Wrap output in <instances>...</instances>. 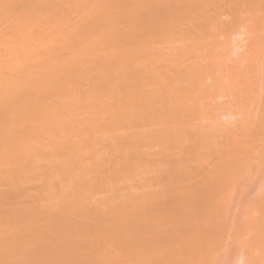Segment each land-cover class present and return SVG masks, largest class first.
<instances>
[{"label": "bare ground", "instance_id": "obj_1", "mask_svg": "<svg viewBox=\"0 0 264 264\" xmlns=\"http://www.w3.org/2000/svg\"><path fill=\"white\" fill-rule=\"evenodd\" d=\"M52 1V0H51ZM51 1H49V0H16L15 2H13V1H6V0H0V12H4L3 13V15H5L6 17H4L5 19L7 18V17H10L11 15L13 16L14 14V12H16L17 11V9H22L23 11H25V14H23L22 15V12H21V16L19 17H17V19L15 20L16 22H18L19 23V21L20 22H22V23H28V21L26 22V20L28 19L29 20V23L28 24H30L29 26L31 27V29L30 28H28L27 29V25L26 24H19V26H17L18 27V29H21L22 30V32L20 33V31H17L18 32V34L17 33H15V36H13L14 38L16 37V39H17V37H19V39H20V41L17 39H15L14 41H12L13 40V38L10 36V33H9V35H7L8 37V39L7 40H9L10 38H12V40L10 39L9 40V43H11L10 41H12V43H14V42H16V43H14V45H16L17 43H18V41H19V43L17 44L18 45V49H17V53H15L16 52V50H15V48H17V45L16 46H12V45H10V47L11 48H9V44L7 43L8 41L6 40V39H4L6 36V34H3L2 33V31H0V42L3 44V46L2 45H0V50L2 49H6L5 51H7V52H5L4 50L2 51V53L0 54L1 56H2V58L3 57H5V59L6 58H9V56H11V58H12V56H18V57H16L17 59H18V61H19V59H21V57L23 58V59H27V57H28V59H29V57H30V61H28L29 63L32 61V58L34 57L35 59H34V62L36 61V58L37 57H40L39 59H40V61L42 60L41 59V57H43V56H41L43 53H44V50H46V52H45V54H46V59H45V57H44V59H45V62L44 61H42V62H44V64L45 63H48V61H50L52 58H54V57H52V55H51V58H50V60H49V55H50V52L52 51V49H51V51H50V48L49 47H51L52 45L54 46V47H52V48H55L56 49V45H54V44H57V43H54V41H56V40H58V39H56L55 40V38H58V37H60L61 36V34L62 33H64V32H62L61 30L62 29H60V28H62L65 24V26H64V28L66 29V27H67V25L68 26H70L71 25V23H70V25H69V22H68V24H67V22H66V19L68 20V15L66 14V15H62L63 14V12L65 11L64 9H62V8H58V5H60L61 4V2L60 1H62V0H60V1H58V2H60V4L59 3H57V1L56 0H54V1H56V3H57V6H56V4L54 5L55 6V9L54 8H51V7H49V5H52V3H51ZM71 1V0H70ZM82 1H85V0H82ZM81 1V2H82ZM87 1V0H86ZM92 2L94 1V0H91ZM91 1H89V2H91ZM96 1H100L98 4H101L100 5V7L101 6H105L107 9H108V5H109V0H96ZM110 1H112V0H110ZM115 1V0H114ZM118 1V0H117ZM126 3L127 2H129V0L128 1H126V0H124ZM131 2H130V5H128L127 4V7H129L128 9H127V7L125 6L126 5V3H124V5H119L120 7H118V4H116L115 2H113V3H115V5L114 4H110L111 6L112 5H114V8L113 7H111L112 9H116L117 7L120 9L121 7L123 8V9H125V7H126V12H129V13H127L126 14V12H122L123 11V9H121L122 11L120 12V15L121 16H119L118 15V17H120V18H118L117 16H116V14H115V12H114V14H115V17H113L114 16V14H113V18L111 17V18H107V19H105V17H107L108 15H106V16H104V8H103V11H101L102 10V8H100L99 7V5H98V7L100 8V13L101 12H103L102 14H99L98 13V7H97V9L95 10V11H97L96 12V14H95V16H98V14L101 16H104V18L101 16V17H96L97 19H95L94 18V22H93V19H92V21L91 22H93L92 23V25H89V24H87L86 22L84 23L83 22V24H81L82 23V21H80L79 20V22L77 21V24H80L79 26L82 28V29H84L83 27H85V30L84 31H86L85 32V34H86V36L87 35H89V37L91 36V33H94L93 31H95V32H100V35L102 36V38H101V36H100V38H99V40H97L96 41V37L94 38V40H92V37H91V39L90 38H88L89 40H92V41H89L88 42V40L87 39H85L86 41L84 42L85 44H84V46H85V49H84V51H86V52H83V50H82V53H85V55H83V54H80L79 53V51L78 50H80V48L78 47L77 49V51H78V53L82 56L83 55V57H87L88 55V57L91 59V57H93L94 56V54H92V52L93 51H96L97 52V54L96 55H99L98 53H100L99 51H97L98 50V48L100 47V50H101V52H103L102 50L105 48L106 50V54H104L105 53V51H104V53L102 54V53H100V54H102L103 56H104V60H98V58H97V60H98V62H97V60L95 59V57H93L95 60V64H94V61H93V68L91 69V70H89L90 68H86V66H84L83 67V65H82V68L78 65L79 63H77V61L73 58V57H71V58H73V59H71V60H74V62L73 61H70V59H64L63 61H62V59H61V57H59V59L62 61L61 63H59V64H54L52 61L54 60V61H56L55 59L56 58H54V59H52L51 61H50V64L51 63H53V65H54V71L53 70H51L52 68L51 67H53V65L52 66H50V68H47V69H42L43 71H42V73H44V72H46V75L45 74H42L41 73V68H43V66L41 67L40 66V64H38V62L39 63H41L38 59H37V63H34V64H32L33 66L36 64V65H39L40 66V68L38 69V68H36V67H33L31 64H29V63H26L27 64V66L25 65V63H24V66H26L27 67V69H28V67L30 66L31 67V71H32V69L34 68V71H36L35 70V68L37 69V71H39L40 73H41V75L39 74V72H37V74H35V76L33 77V72H31L30 71V73H28L29 71H25V73H24V76H23V69H26V68H23L24 66H22L21 64L24 62V60L22 59L21 61H23V62H16V64H17V66L15 65V62H9V63H12L13 65L12 66H10V67H14L13 69H11L10 67H8L7 65H5L7 62H8V60H7V62L3 65V62H5L6 60L5 59H3V62H2V60H1V62H2V64H1V62H0V67H1V69H4V67L6 68H9V69H11L10 70V72L9 73H13V74H10V75H12V76H15L16 75V79H18V77H19V79L21 78L22 79V77H23V79L25 80V79H27V78H29V79H27V80H23L22 79V83L23 82H25V85H27V82L29 81V83H28V86H24V85H22L21 83L20 84H18V82H19V80L17 81V83L16 84H12L13 85V87H12V90H8L9 91V93H11V91H15V89L13 90V88H16V86H17V88H19V89H17L16 91H17V93L16 94H14V99H11L13 96H12V93H11V96H10V94H8L7 93V91H5L8 95L6 96L5 95V98L2 96V98L6 101H4L1 97H0V100H2V101H4L5 103H6V105L8 106V108H9V110L12 112V114H11V116L9 117V114H7L8 115V117H5V115H4V117H5V119L4 118H2L3 120H0V126H1V128H0V130L2 129V127L4 126L5 127V125H7L8 127L9 126H12V124H15V125H17V123H19V124H21V121L24 119L25 120V117H26V114H27V111L28 110H32V108H31V106L33 107V105H36L35 106V109H37L36 107L37 106H39V108H42L43 106H45V105H47V109H46V111H44V109L46 108H44L43 107V109L41 110V109H39V111L40 112H38V114L37 115H39L40 113H42V114H44L45 112H47V113H45L44 115H39V116H37L36 114H35V111H34V117L32 118V119H36V121L34 122V120H29L28 118V116H29V114H28V116H27V119L29 120V121H26V122H28V126H24L25 127V129H26V127H28L26 130H24V129H22V130H24L23 131V133H21V135H20V132H19V134H18V132H17V128L15 129V131H14V133H12L13 131H8V129L9 128H7V131H6V129H5V131H4V129H2V135H4L3 136V138L5 137V139L8 137V136H12V138H10L12 141H10V139L9 138H7V140L9 139V142H8V145L6 144V141H5V144H4V142L3 141H0V143H1V145H0V162L2 161V164H0V167L1 166H4V168L5 167H8V166H6V165H8V163H9V165H15V160L16 159H14L15 158V155H19L20 154V158H23V156L21 157V152H23V151H26L27 149L28 150H30L29 148H30V146H32L33 144H31V142H32V140L34 141V142H36V144H37V146H38V144L39 143H42L41 142V140L42 141H49V139H50V137H52L54 134H57V132H59V131H61L60 133H58V135L56 136V135H54V137L56 136V138L58 139V140H56V138H54V137H52L53 139H55V143L54 144H57L58 142L57 141H59L60 142V140L61 139H63L62 137H61V139L58 137L59 136V134L61 135L63 132H65L64 130L66 129V127H69L70 125H72V124H76V123H74V122H77L78 120L77 119H80V118H77V116H78V114L76 115V113L79 111V110H84V111H87L86 109V106L85 105H88L87 107H89L88 108V110H89V112H86L85 114H84V111H82L83 112V114L86 116H88V113H91L90 112V110L92 111V114L90 115V116H93L95 113V115L94 116H96L97 115V112H98V117L96 116V118H98L97 120L96 119H94L96 122H99L100 121V119H99V116H102V115H104V113H108V114H105L107 117L105 118V120L103 119V116L101 117L102 118V122L103 121H106V122H103V123H99L100 125L99 126H97V125H95V124H97L96 122H95V124L92 122H89L90 120H92V119H85V120H87L88 122L87 123H91V125H93V127H91V126H89V124L87 125L88 126V128L89 129H91V131L90 132H93V134L91 135V139H90V142L92 143V139H93V136H95V134H96V136H97V133L96 132H98L100 129H101V127L100 126H102V124H103V126H107L108 128H107V132L108 131H110L109 130V128H111V129H117L119 126H121L122 127V125H124V123H121V122H125L126 120H125V118H127V117H129L130 118V116L132 115V118H134L133 116L135 115V119H137V118H142V117H144V118H148V120H151V122L149 123L151 126L147 129L146 127V130H147V133L143 136V134L141 135V134H139L140 136H142L143 137V139H142V137H141V141H143V142H141L142 144H144V143H146L144 146L147 148V147H149V151H152L151 150V146H149L150 144H153V142H155V143H157L158 142V144H159V142H161L164 146V148H168V150H170L169 151V154L167 155V157L166 158H164L163 160L165 161V159H168V160H166L167 162H165L164 164H166V165H164V166H169L167 169H166V167H164L163 166V164H162V159H160V158H158V159H155V161H157V160H159L160 161V163L159 164H157V162L155 163V161L154 160H152V158H150V160H152V161H154V162H151L150 160H148V158H149V156H150V154H151V152L150 153H148L149 154V156L147 155V152H146V154L145 155H147L148 156V158L146 157V156H144V161H146L145 160V158H147V160H148V163H147V161H146V163L144 162H142L143 164L142 165H149L150 163H152V164H157V165H152V164H150L151 166H154V167H152V168H150V165L149 166H145L146 167V173H147V176H149V174L151 175V177H152V174H153V177L155 176V174L157 175L156 176V178H149V180H145V182H147V184H149L150 186H147L146 187V185L144 186V188L146 187V188H148V187H152V186H154V187H152V189H153V191H155V189L157 188V189H159V191L157 190V194L158 193H161L160 195H162V193H165V195H167V196H171L172 197V195H176V193H177V195H179V199L181 198L180 196H184V195H186V196H184V197H182V199H184L185 197V199L184 200H181V201H179L178 202V200H177V202L178 203H176V202H174V203H176V205L174 206L173 204H172V206H174V208H176V210H177V212H178V217H179V219L181 218V221L179 220V219H175V218H172V215H173V213H172V215H171V213L170 214H168L169 215V217L166 215V214H164V215H166L167 217H168V219L170 218V215H171V218H172V220L171 221H173V219H175V221H173V222H178V220H179V224L178 223H176L175 225H172V224H174L173 222L172 223H170L172 226H175V228L174 227H172V228H169L171 225H169V222H170V220H169V222H167L166 221V216H164L163 214H162V212H160L161 214H162V216H164L163 217V219L161 220V219H159V220H161V222H163V220L165 219V225H163V224H161V226L163 225V230H165L164 229V227L165 226H167V224H166V222L168 223V228L167 227H165L166 229H170L171 231L173 230V228H174V230H173V233L170 231V236L172 237V238H167V240L169 239V241H166V243H164V242H162V243H158V241L157 242H149V240H148V238H147V241H142V242H140L141 244H139V243H137V244H134V241L132 242V243H130V241L131 240H133V239H131L130 237L132 236L133 237V235H131V234H128V235H126V232L127 233H134V229H135V227H133L132 228V232H128L127 230H130V227L133 225L134 226V223L133 224H131L132 222L131 221H133L132 219H127V220H130V224L128 223V226H126V229H125V235L127 236V237H129V235H131L129 238H127V237H125L126 238V240L125 241H127V239L129 240V239H131L130 241H127V242H129L130 244H128L127 242H125L126 243V245H124V242H120L119 240H120V238L123 236L122 234L124 233L123 231H124V228L123 229H121V225H123V226H125L124 224H122L125 220V218H129V216H131L130 214H128L130 211L132 212V208L129 206L130 204L128 203V201H129V199H128V201H127V206L129 207H127V206H122V207H116V206H118V205H116L115 206V208H113V206H111V208H113V210L111 211V210H109L108 208H110V204H109V207L107 208L108 209V211L110 212V213H106L107 214V216L106 217H104V219L105 218H107L108 216H109V214H111L112 215V217H113V219H112V221L113 222H115V223H118V224H120L119 226V230L121 229L122 230V232H120L119 231V236H120V233H121V237L119 238L118 237V233H117V231L118 230H116V229H118V224L117 225H115L113 222H111V220H109V218L111 219V216L110 217H108L106 220L107 221H110L112 224H114L115 225V228L113 229V225L112 224H110V222H109V224H107V222L106 221H104V220H102V222L104 221V227H102V224H100L101 225V227L102 228H104V230L106 231H104L103 229V231L102 230H100V228L99 227H96V228H98L99 229V231H98V234L99 235H101V236H99L98 234H96L95 236H99V242H100V238H101V240H105L106 238H112V241H114V242H112L110 239H106L107 241H105V243H104V241H102L103 242V244H105V246L107 245V247H108V249L109 250H107V247H105L104 245V247L106 248H104V250L105 251H103V246H102V250L100 251V250H96V252H98V251H100V252H98V254H96V252H92V250H88L87 249V251L89 252V251H91V252H89V253H87V255H86V250L84 251L85 253V255L84 254H82L81 253V251L83 250V249H81V251H80V254H82V255H84L83 257H81V255L79 256L78 255V257L80 258L81 257V259H79V258H77V259H79V260H81L80 261V264L82 263L83 264V262L85 263V264H122L121 262H118V261H120V252L122 253L121 255H123L124 257L123 258H125L126 259V257H129V256H127V254L129 253V255L131 254L133 257H131L130 256V258H132L133 260H131L130 258H128V259H130L132 262H130V264H155V263H153L154 261V258H152V257H154V256H152V257H148V256H151L152 254H153V252H154V255L156 254L157 255V253H159V255L161 254H163V256H161L160 255V259H161V257H163V260H161L160 262H157L158 264H213V263H211V260H212V258L211 257H213L212 255H215V253L213 254L212 252H215V251H213L214 249L216 250V247H215V245L216 246H218L217 248H219V243H220V239L221 238H223L224 236H225V229H224V227H226V225H224V224H227V216H228V214H227V209L228 208H225L224 206L225 205H227V204H225V203H228V197H229V199H230V197H231V195L233 194V190L237 187H235V185H233L232 186V184L234 183V180L236 179V178H238L239 176H241V177H239L238 179H240V180H244L245 178L247 179V177L249 176L250 177V175H251V172L253 171V169H256V170H254V173L255 174H257L258 173V175L260 176V178L262 177V176H264V174H263V170H264V92H263V90H264V77L262 78V79H260V77H262V76H264V75H261L262 74V72H263V74H264V70L262 71L260 68H259V66H261V65H259L258 64V66H251V65H257V63L254 61V59H253V57H252V59L253 60H249V59H251V56H250V58H248V57H245L246 55H242V57L240 56H238L239 58H245L246 60L245 61H247L246 63L244 62V60H243V62L245 63H239L240 61H241V59H239V58H237V61H235L236 60V58H234L231 54H233V53H231L232 52V49H233V52L234 53H237V48H236V51H234V49H235V46L233 45V44H231V42L233 43V41H234V38L235 37H233V36H230V35H234V32H236V30H237V32L239 31L240 32V30H244V27H245V29L248 31L247 33L249 34V35H253L254 37L256 36V32L254 31V28H255V30L257 29L256 28V26L254 25V22H256V20H257V23H258V19L260 20H262L263 21V15H264V0H152L153 1V3L151 2V4H150V6L148 7V6H146L147 7V9L146 8H142V5L139 7L138 5H136V2H135V0H130ZM146 1V0H145ZM164 1H166V2H164ZM79 2V1H78ZM88 2V3H89ZM91 2V3H92ZM134 2H135V4H134ZM138 2H143V1H141V0H137V3ZM48 3H50V4H48ZM85 3H87V2H85ZM93 3H95V2H93ZM97 3V2H96ZM150 3V2H149ZM73 4H75L76 5V3H74L73 2ZM72 4V5H73ZM78 4H81L82 6H80L81 8V10H83V4L82 3H78ZM136 6V8H137V6L139 7V14H140V16H138L139 14H137V16L138 17H140V19L137 17V16H135L136 14H135V11H136V13H137V10H138V8H137V10H134V5ZM34 5H35V7H37L38 8V6H39V8L41 7L43 10L45 9V11H49L50 12V14L49 13H47V12H44L41 8V10L40 11H42L43 12V15H44V13H46V14H49V15H51L52 16V14L53 13H57L56 11H58V15L56 14V16L54 15L53 17H55V19H56V22L58 21V16L59 15H61V16H65L66 18H64V20L62 19V17L60 16V18H61V21L63 22V21H65L64 23H62V22H60V21H58V24H59V22L61 23V24H64L63 26H59V25H57L56 26V24L57 23H55V20H53L54 21V23H53V21H52V23L54 24V26L55 27H57V28H55L54 26H53V24H52V26L54 27V30L52 31L51 30V32H49V31H41V33H40V31L39 32H37V31H35L34 30V32L36 33H40V34H42V33H44V34H42L41 36H40V34L39 35H37V36H39V37H37L36 35H35V33H33L34 35H35V37H37V38H35L33 35H32V30L34 29V28H36L37 26V24L36 23H33L34 21H37V18L38 17H36L37 15H40V14H42V12L40 13V14H38L39 13V11L36 13V15H33L32 14V12H30L31 11V9L32 10H34L33 8H35L34 7ZM74 5V6H75ZM110 5H109V7H110ZM117 5V6H116ZM148 5V4H147ZM24 6V7H23ZM74 6H72V7H74ZM77 6V5H76ZM89 6V5H88ZM97 6V5H96ZM116 6V7H115ZM59 7H61V6H59ZM63 8H64V6H62ZM71 7V6H70ZM71 7V8H72ZM85 7H86V5H85ZM85 7H84V9H85ZM94 7H95V4H94ZM143 7H145V6H143ZM51 8V9H50ZM79 6L77 7V9L75 10V8H74V10L75 11H77V12H75V14L76 13H79ZM135 8V9H136ZM142 8V9H141ZM148 8L150 9V10H148ZM36 9V8H35ZM87 9V8H86ZM88 9H89V7H88ZM92 9H93V7H92ZM16 10V11H15ZM38 10V9H37ZM36 10V11H37ZM64 10V11H63ZM74 10H72V11H74ZM90 10H91V8H90ZM117 10V9H116ZM116 10H114V11H116ZM140 10H141V12H140ZM21 11V10H20ZM19 11V12H20ZM85 11V10H84ZM83 11V12H84ZM113 11V10H112ZM27 12V13H26ZM82 12V13H83ZM92 12H94V10L92 11ZM106 13H107V11H105ZM119 12V10H117V13ZM52 13V14H51ZM66 12H64V14H65ZM91 13V12H90ZM95 13V12H94ZM94 13H92L93 15H94ZM122 13V14H121ZM74 14V15H75ZM86 14V13H85ZM87 14H89V13H87ZM86 14V15H87ZM119 14V13H118ZM129 14V15H128ZM135 14V15H134ZM2 15V16H3ZM33 15V16H32ZM49 15H44V16H49ZM83 15V14H82ZM91 15V14H90ZM124 15V16H123ZM128 15V16H127ZM0 16H1V14H0ZM1 16V17H2ZM11 16V17H12ZM36 17V20L34 19L35 17ZM78 16V15H77ZM92 16V15H91ZM95 16H93V17H95ZM123 16V17H122ZM127 16V17H126ZM260 16H261V18H260ZM0 17V18H1ZM10 17V18H11ZM41 17V19L43 18H45L46 19V17H42V16H40ZM39 17V18H40ZM52 17V18H53ZM75 17V16H74ZM86 17H88V15L86 16ZM93 17H90V18H93ZM136 17H137V19H136ZM4 18H1L0 20L2 21V19H4ZM18 18H19V21H18ZM51 18V17H50ZM49 18V19H50ZM60 18H59V20H60ZM78 18V17H77ZM76 18V19H77ZM81 19H82V17H80ZM89 17H88V19H90ZM263 18V19H262ZM5 19H4V21H5ZM12 19H14V18H12ZM40 19V20H41ZM39 20V21H40ZM47 20V19H46ZM83 20V19H82ZM143 21V22H140V21ZM261 20H260V22H261ZM0 21V23H2ZM4 21H3V23L2 24H4V26H5V23H7V21L9 22V20H8V18H7V20H6V22L4 23ZM11 21V23H13V20H10ZM41 21H44V20H41ZM51 21V20H50ZM84 21H87V19L86 20H84ZM47 22H49V20H47ZM88 22H89V20H88ZM122 22V23H121ZM260 22H259V24H257V23H255L256 25H257V27H258V25H259V27H260ZM121 23V25H123L124 26V24L125 23H127V25L130 23H132V25L134 24V25H138V27H140L139 26V24L141 25V27H142V29H143V31L142 32H140L141 34H139V35H135L136 33L134 32L133 34L134 35H132V34H126V35H124L123 34V32H122V34H121V32H114V30L118 27H116L115 28V26L116 25H119ZM252 23V24H251ZM261 23H263V22H261ZM2 24H0V25H2ZM8 24V23H7ZM6 24V26L5 27H7V26H9V25H7ZM86 24V25H85ZM129 24V25H130ZM186 24V25H185ZM253 26H251V25ZM11 25V24H10ZM23 25V27H21ZM24 25H25V27L26 28H24ZM82 25H84V26H82ZM133 25V26H134ZM16 26V25H15ZM86 26H88L87 28H86ZM126 26V25H125ZM240 26L241 27H243L242 29L240 28ZM21 27V28H20ZM71 27V28H70ZM69 28L71 29V30H73L74 29V27L72 28V26H70ZM79 27V28H80ZM140 27V28H141ZM236 27H238V28H236ZM252 27V28H251ZM1 28H3V27H1ZM59 28V29H58ZM63 28V31L65 30ZM68 28V27H67ZM136 28V27H135ZM235 28V29H234ZM247 28H249V30L247 29ZM251 28V29H250ZM13 29H16V27L15 28H13ZM18 29H16V30H18ZM25 29H26V31H25ZM30 29V30H29ZM55 29H58V30H60V31H57L56 32V35L53 33V32H55L56 30ZM70 29H66L67 31H66V33H64L65 35H62L60 38H61V42L62 43H60V45H62L63 43H64V39H65V37H67V39L70 37H68L66 34H68V35H71V32H70ZM81 29V35H82V33H83V37L85 36L84 35V32H83V30ZM235 31H234V30ZM27 30H28V32H27ZM75 30L76 29H74L73 31H72V35L73 34H75L76 35V32H75ZM118 30V29H117ZM117 30H115V31H117ZM234 32H233V31ZM245 30V31H246ZM251 30L252 31H254L255 33H253L252 34V32H251ZM258 30V29H257ZM68 31H69V33H68ZM80 31V30H79ZM126 31V30H125ZM141 31V30H140ZM15 32V30L13 31V32H11L12 34ZM24 32H27V34L25 33V35H27V36H24L23 34H24ZM50 34H49V33ZM73 32H75V33H73ZM232 32H233V34H232ZM236 32V33H237ZM238 32V34L237 35H239V34H241V32L239 33ZM29 33H31V35L33 36V37H31L30 35H29ZM36 33V34H37ZM46 33V34H45ZM54 34L55 36H51L52 34ZM89 33V34H88ZM102 33L104 34V35H102ZM112 33H113V35H112ZM235 33V34H236ZM259 33V32H258ZM258 33H257V36L255 37V38H258L259 36H258ZM21 34V35H20ZM97 34V33H96ZM44 35L46 36H48V37H44ZM71 35V36H72ZM75 35H73V37L74 38H76L75 37ZM5 36V37H4ZM10 36V37H9ZM20 36L22 37V36H24L25 38H26V40H28L27 39V37L29 38V42L30 41H33L34 43H32V44H34L33 46H32V48H31V46H30V44L28 43V41H26L25 40V38L24 39H22L21 40V38H20ZM30 36V37H29ZM65 36V37H64ZM85 36V37H86ZM4 37V38H3ZM51 38V37H54V38H51V43H49V42H47L48 44H51V46H49V45H47V44H44V46L45 45H47L48 46V48L47 49H44V50H42L43 48V44L41 45V48L39 47H36V45L35 44H38L39 42H37V41H34V40H40V42H41V40L43 39L44 40V38H45V40L46 39H48V38ZM78 37V36H77ZM82 37V38H83ZM93 37H94V35H93ZM110 37H113L114 38V40H112V39H110ZM230 37V38H229ZM49 38V39H50ZM62 38H64V39H62ZM72 38V37H71ZM71 38H69V40H71ZM74 38L72 39L73 41H71V42H77V43H75V44H77L78 45V41H76V40H74ZM227 38H228V40H227ZM4 39V40H3ZM31 39H33V40H31ZM6 40V43L4 44L3 42ZM24 40V41H23ZM42 40V43H45L44 41ZM52 40H54L53 41V43H52ZM66 40V39H65ZM68 40V41H69ZM83 40H84V38H83ZM231 42H230V41ZM3 41V42H2ZM22 41V42H21ZM47 41V40H46ZM67 41V42H68ZM93 41H95V42H93ZM227 41H229V42H227ZM27 42V43H26ZM36 42V43H35ZM56 42H58V41H56ZM59 42H60V40H59ZM98 42H100V44L98 43ZM127 42V43H126ZM227 42V43H226ZM0 43V44H1ZM86 43H89L88 45H86ZM96 43V44H95ZM98 43V44H97ZM128 43H130L129 45H131L130 46V48H128L129 50H126V48H123L125 45L124 44H126V47L128 46L127 44ZM24 44H28L27 45V47H26V45H25V47H24ZM59 44V43H58ZM67 45V43H64V45ZM75 44H73V45H75ZM92 44V45H91ZM164 44H166V45H164ZM223 44H226V47H228L227 45H230L231 47L230 48H228L229 50V52L228 51H224V50H226L227 48L223 45ZM4 45H5V48H4ZM21 45V46H20ZM64 45H62V46H64ZM71 45V43L69 44V46ZM73 45H72V47L71 48H73ZM161 45H164V48H163V50L165 49V46H166V49H167V47H169L168 49H169V51H170V49H171V51L172 52H167L168 51V49L167 50H165V52H167V53H165V54H161L160 52H158V53H160V55H155V52H153V50L152 49H154V51H156V49L155 48H157V51H160V49L162 48L161 47ZM1 46H2V48H1ZM20 46V47H19ZM35 46V47H34ZM37 46H40V43H39V45H37ZM58 46V45H57ZM79 46V45H78ZM225 48H224V47ZM232 46H233V48H232ZM8 47V48H7ZM21 47H24V48H26L25 50H24V52L25 53H27V52H29L28 50H30V52H29V54L28 55H26L24 52L22 53V50L24 49H21ZM46 47V46H45ZM61 47V46H60ZM75 47V46H74ZM101 47H102V49H101ZM104 47V48H103ZM129 47V46H128ZM12 48H14V51H13V49ZM38 48V50H35V49H37ZM65 48V47H64ZM10 49H11V51H10ZM41 49V50H40ZM58 49V48H57ZM68 49V48H67ZM74 49V48H73ZM72 49V50H73ZM97 49V50H96ZM159 49V50H158ZM224 49V50H223ZM21 50V51H20ZM50 52H49V51ZM152 50V51H151ZM163 50H161V52H163L164 53V51ZM231 50V51H230ZM11 53H10V52ZM35 52V54H34V52ZM39 51V52H38ZM42 51V52H41ZM222 51H224V52H222ZM1 52V51H0ZM3 52L4 53H6V54H8L9 53V55L8 56H6L5 54L4 55H2L3 54ZM14 52V53H13ZM18 52L20 53V54H18ZM47 52H49V53H47ZM54 52H60V50L59 51H54L53 50V54L55 55V56H58V55H56ZM95 52V53H96ZM154 54H153V53ZM33 53V54H32ZM40 53H42V54H40ZM51 53V54H52ZM71 53H72V51H71ZM71 53H69L70 55H71ZM94 53V52H93ZM157 53V54H158ZM229 53V54H228ZM25 54V55H24ZM40 55V56H38V55ZM48 54V55H47ZM78 54V55H79ZM91 54H92V56H91ZM223 54L226 56V54H228L226 57L228 58H226L225 56V58H223ZM19 55H23V56H20L19 57ZM31 55H33V56H31ZM35 55H37V57H35ZM44 55V54H43ZM53 55V56H54ZM60 55H61V53H60ZM59 55V56H60ZM70 55H68L69 57H70ZM95 55V56H96ZM219 55H221L220 57H222L221 59H219ZM45 56V55H44ZM47 56H49V57H47ZM63 56V55H62ZM80 56V60H81V57ZM91 56V57H90ZM229 56H230V58H232V59H230L229 58ZM244 56V57H243ZM76 57H78L77 56V54L75 55V58ZM97 57V56H96ZM14 58V57H13ZM12 58V59H13ZM48 58V59H47ZM63 58V57H62ZM93 58H92V60H93ZM100 58H102V57H100ZM139 58V59H138ZM141 58H146V60L147 61H149L148 63H145L146 62V60L145 61H143L144 63H136V60L138 59V61L141 59ZM207 58V59H206ZM233 58H234V62L232 61V64L234 65V66H236V67H234L233 66V68H232V64H230L229 65V63L228 62H230L231 60H233ZM255 58V57H254ZM257 58V57H256ZM1 59V58H0ZM12 59H10V60H12ZM27 59V60H28ZM58 58H57V60H59ZM76 59H79V58H76ZM83 59H86V61H87V58H83ZM225 59V61H227V62H225V61H223V60ZM46 60H48L47 62H46ZM70 61L71 62V64L69 65V68H70V71L67 69L68 67H66V69H62V65H64L65 63H63V62H65V61ZM79 60V61H80ZM207 60V61H206ZM230 60V61H229ZM238 60H239V62H238ZM13 61H14V59H13ZM16 61V60H15ZM26 61V60H25ZM76 61V62H75ZM85 61V62H86ZM206 61V62H205ZM254 61V62H253ZM259 61V60H258ZM27 62V61H26ZM140 62V61H139ZM236 62L238 63L237 65H235L236 64ZM252 62V63H251ZM19 63H21L20 65H19ZM73 63V64H72ZM75 63V64H74ZM77 63V64H76ZM81 63H82V61H81ZM225 63V64H224ZM226 63H228V64H226ZM248 63H250V64H248ZM43 64V63H42ZM41 64V65H42ZM49 64V65H50ZM66 64H68V62H66ZM82 64H84V62L82 63ZM139 64V65H138ZM146 64V65H145ZM240 64H242L241 66H243V69H241V66H239L238 67V65H240ZM2 65H3V67H2ZM10 65V64H9ZM19 65V66H18ZM35 65V66H36ZM48 65V64H47ZM47 65L45 64L44 65V67L46 68L47 67ZM60 65V66H59ZM227 65V66H226ZM251 67H250V66ZM15 66H16V68H18V67H22V69H21V67L18 69V70H20V71H22L21 73H22V75H21V73L19 74V72H18V70H16V68H15ZM64 66H66V65H64ZM68 66V65H67ZM139 66H141L142 68H144V70H145V72H144V74H143V76H139V72H137L136 71V69H137V67H139ZM231 66V67H230ZM245 66V67H244ZM249 66V67H248ZM38 67V66H37ZM56 67V68H55ZM57 67H59V69H61L62 70V72H61V70H59V69H57ZM61 67V68H60ZM230 67V68H229ZM258 69H257V68ZM262 67H263V65H262ZM63 68H65V67H63ZM239 68V69H238ZM247 68H249V70L247 71L248 72V75H247V73H246V70H247ZM251 68H252V70L254 69V70H258V74L260 75V76H258V74H257V71H252L251 70ZM8 69V70H9ZM30 69V68H29ZM55 69H57V70H55ZM158 69V70H157ZM244 69H246V70H244ZM264 69V68H263ZM7 69H6V72L8 71ZM17 71V73H16V71ZM46 70H48V71H46ZM49 70H51V71H53V72H51L50 71V74H48L49 73ZM65 70H68L70 73H63ZM92 70H95L97 73H98V77L96 78V79H93V83H91V87H90V91L88 92L90 95V99L88 100V94L87 93H85V94H87V95H85V94H81V92L82 91H84V89H82V91H81V89L80 88H83V85L80 83V82H82V80L88 75H90V73H91V71ZM5 71V70H4ZM12 71V72H11ZM13 71H15V72H13ZM106 71H111L109 74H111L112 75V77H110L108 74V76L110 77V78H108L107 79V77H106V79L109 81V82H107L106 80H104L103 78H101L103 75H104V73H102V72H106ZM245 71V72H244ZM260 71H262L261 72V74H260ZM6 72L4 73V74H2L3 73V71L1 72L0 71V77H2V78H4V76H5V79H4V81H3V79H1V82L3 83H1L2 84V86L1 87H5V85L8 83H10L11 84V82H13V81H16L14 78V80L12 81L11 79H10V76L9 75H6ZM36 72H34V73H36ZM101 72V73H100ZM244 72V73H243ZM249 72H250V75H249ZM252 72V73H251ZM254 72H256V73H254ZM16 73V74H15ZM32 73V74H31ZM99 73L100 74H102V75H100L99 76ZM108 73V72H107ZM15 74V75H14ZM25 74H31V75H29V77H27ZM39 74V75H38ZM48 74V75H47ZM86 74V76H84ZM134 75L133 77H132V75ZM252 74V75H251ZM254 74V75H253ZM4 75V76H3ZM21 77H20V76ZM106 75V74H105ZM104 75V76H105ZM243 75H245V76H243ZM249 77V80H250V78H252V81L250 80H248V77ZM9 76V77H8ZM37 76V77H36ZM84 76V78H82ZM103 76V77H104ZM124 76H127V78H129V77H131L130 78V80H128L129 82L128 83H125L126 81L125 80H127V79H125L124 78ZM129 76V77H128ZM251 76V77H250ZM257 76H258V78H257ZM6 77H8L9 78V80H11V81H9ZM39 77V78H38ZM122 77V79L125 81V82H123V80H121L120 78ZM247 77V78H246ZM256 77V78H255ZM12 78V77H11ZM102 79V82H100L101 81V79ZM244 78H246V79H244ZM254 78V79H253ZM7 79V80H6ZM82 79V80H81ZM86 79V78H85ZM99 79H100V81H99ZM110 79V80H109ZM119 79L122 81V82H120L119 81ZM255 79H258V80H255ZM78 80H81V81H78ZM103 80H104V83H112L113 85H114V87L115 88H117V89H115V88H113V89H115L116 90V92H114V94L116 93V95L120 98L119 99V101H118V99H117V97L115 96L114 97V99L116 100V102L115 103H117V105L116 104H114L113 102H111V103H113L114 105H116V106H111L110 104V106L112 107H110V110H112L111 112L109 111V107L107 106L108 105V100H107V105H106V103H104V106L102 105L103 104V102H105L106 100H104L103 98L105 97V95H106V93H104L103 94V92L102 91H105V89H106V87H107V83L104 85V83H103ZM205 80V81H204ZM247 80H248V82H247ZM261 80V81H260ZM263 80V81H262ZM9 81V82H8ZM27 81V82H26ZM86 81V80H85ZM84 81V82H85ZM256 81V82H255ZM258 81V82H257ZM4 82H6V83H4ZM20 82H21V80H20ZM79 82V83H78ZM200 82V83H199ZM205 83L204 85H203V83ZM252 82V83H251ZM260 82H261V84H260ZM13 83H15V82H13ZM33 83V84H32ZM196 83H198V84H195ZM251 83V84H250ZM254 83V84H253ZM5 84V85H4ZM9 84V85H10ZM18 84V85H17ZM24 84V83H23ZM74 84H75V86H74ZM81 85V87H80V85ZM109 84V85H110ZM202 84V85H201ZM255 84H256V86H255ZM259 84H260V86H259ZM4 85V86H3ZM20 85H22L21 87H20ZM74 86V87H71V86ZM103 85L105 86V88L103 87ZM194 85H195V87H194ZM208 85V86H207ZM69 86L71 87V88H69ZM90 86V85H89ZM111 86V85H110ZM189 86H192V87H189ZM229 86V87H228ZM256 87V88H253V87ZM257 86H259L258 88H257ZM261 86H262V89H261ZM1 87H0V89H1ZM7 88H8V86H6ZM10 87H11V85H10ZM197 87H200V88H197ZM207 87H209V89L207 88ZM225 87H227V89L228 88H230V91H228ZM22 88V89H21ZM55 88H56V90H57V92H58V94L57 95H59V96H57V98H58V101H53L54 99H53V97H52V94L54 93V94H56V90H55ZM89 88V87H88ZM108 88V87H107ZM189 88V89H188ZM191 88H193V90L191 89ZM201 88H202V90H201ZM204 88H207L206 90L204 89ZM222 88L224 89H226L225 90V92L227 91L228 92V94H227V92H226V94L227 95H229V92H230V97H228L227 96V100H226V97H223L224 96V93H222ZM233 88H235V89H237L236 91L235 90H232ZM241 88V89H240ZM3 89H5V88H3ZM11 89V88H10ZM21 89V90H20ZM140 89V90H139ZM218 89H220L221 91L218 93V97L217 96H215L216 94H217V91H218ZM258 89H260V90H258ZM89 90V89H88ZM107 90V89H106ZM108 90H110L109 88H108ZM107 90V91H108ZM186 90H187V92H186ZM202 91L201 93L199 92V91ZM258 90V91H257ZM81 91V92H80ZM189 91V92H188ZM197 91H198V94H197ZM207 93H206V92ZM232 91H234L233 93H235V94H233L232 93ZM259 92L260 94L258 95V93L257 92ZM2 92H3V90H2ZM2 92L0 93V94H2ZM4 92V93H5ZM84 92H86V91H84ZM110 92H112V89H111V91ZM110 92H108L110 95H111V93ZM194 92V95L195 96H193V93ZM205 92V93H204ZM210 93V95H209V93ZM216 92V93H215ZM253 92V93H252ZM255 92H256V94H255ZM263 92V93H262ZM3 93V94H4ZM83 93V92H82ZM108 93H107V97H105L106 99H110V98H108ZM189 93V94H188ZM203 93V94H202ZM223 94V98H225V100H226V102H228V101H230V102H228V103H231L230 105L231 106H227V104L228 103H225V101H224V99L222 98V100L220 99L219 100V94ZM262 93V94H261ZM81 94V95H80ZM92 94V95H91ZM136 94V95H135ZM189 95L188 97H186L185 98V96L186 95ZM191 94H192V96H191ZM201 94V95H200ZM204 94H206L208 97H206ZM215 94V95H214ZM225 94V95H226ZM252 94H254V96L252 95ZM16 95V96H15ZM82 95H84L85 96V98L88 100V102L87 101H85V103H88V104H83V103H79V101L82 99L83 100V96ZM112 95H113V93H112ZM198 95V96H197ZM200 95V96H199ZM251 95H252V98H251ZM114 96V95H113ZM112 96V97H113ZM200 99V101H199V99L197 98V97ZM216 97V98H214V97ZM258 96V97H257ZM17 97H19V98H17ZM83 97V98H82ZM103 97V98H102ZM192 98V100H193V102H194V100H196L195 101V103H197V104H193L190 100H188L189 98ZM201 97H202V99H201ZM203 97L205 98V100L203 99ZM213 97V98H212ZM15 98L17 99V101L15 100ZM53 100H52V99ZM55 99H57L56 97H54ZM84 98V100H86ZM188 98V99H187ZM220 98H221V96H220ZM230 98V100H228ZM231 98H232V101H231ZM52 100L53 102H56L57 104L55 105V103H47V102H52V101H49V100ZM69 99H72V100H69ZM112 99V98H111ZM206 99H209V100H211L212 101V99H214V101L216 102L217 101V103H214L213 104V106L211 105L212 103L210 102L209 103V100H206ZM218 99V100H217ZM74 100H78L77 102L76 101H74ZM83 100V101H84ZM96 100L98 101V102H101L102 100H104V101H102V104L100 103H95V104H98V105H102L103 107H102V109L100 110V111H102L103 112V114L102 115H99L100 114V111L99 110H97V109H94V108H92V107H95L96 108V105L94 106V103L92 104V101L94 102H96ZM100 100V101H99ZM114 100V101H115ZM188 100V101H187ZM234 100V101H233ZM60 101V102H59ZM68 101V102H67ZM73 101V102H72ZM118 101V102H117ZM190 101V102H189ZM214 101H212V102H214ZM221 101V102H220ZM67 102V103H66ZM77 103V105L81 108V109H79V107H76L77 105L75 104V103ZM89 102H91L90 104H92V106H90V104H89ZM222 103V104H220V103ZM233 102V103H232ZM237 102V103H236ZM58 103H59V105H58ZM61 103H63V105H61ZM70 107V109H72V108H74L72 111H73V113L75 114V115H72L73 113H72V111L70 110V109H68L69 107H67V105ZM73 103V104H72ZM79 103V104H78ZM236 103V104H235ZM0 104H1V102H0ZM3 104L4 103H2L0 106H2L3 107ZM53 104V105H52ZM70 104V105H69ZM80 104H82V105H80ZM211 105L212 106V109H214V107H216L215 109H218V111L220 112V114H217L216 112H215V114H212L214 111L211 109V107L209 108V107H207L206 109H210V111H213L211 114L209 113V115H208V117H207V114H206V116H204L205 115V113H203L202 111H204V112H206L205 111V105ZM221 106H224L225 104H226V106L227 107H229V111H230V113L231 114H234V118H237V119H234V120H236L235 122L233 121L232 123H234V125L233 124H231L230 122L232 121V116H230V118L229 119H227L228 121L230 120V122H227L226 121V119L224 118H222V116H223V114H224V116H226V113H229V112H226L225 113V111H226V107L224 106V110L223 111H220L219 109L221 108L220 107V105ZM5 105V104H4ZM19 105V106H18ZM40 105L42 106V107H40ZM49 105V106H48ZM51 105V106H50ZM55 105V106H54ZM66 105V106H65ZM71 105H73L72 106V108H71ZM74 105H76V106H74ZM97 105V106H98ZM105 105H106V107H105ZM157 105H162V106H160V107H156ZM199 105H200V107H202L201 108V110L202 111H200V109L198 108L199 107ZM202 105V106H201ZM209 105V106H210ZM215 105V106H214ZM216 105H218V106H216ZM232 105H234V107H236V105L237 106H239V107H236V109L232 106ZM241 105V106H240ZM6 106V107H7ZM58 106V107H57ZM243 106V107H242ZM1 107V108H2ZM6 107H4L3 108V110H5V112L8 110V108H7V110H6ZM55 107V108H54ZM61 107H62V109H61ZM64 107H65V109L67 110V111H69V112H67V111H65V109H64ZM101 107V106H100ZM218 107V108H217ZM220 107V108H219ZM230 107H232V108H230ZM242 107V109L243 110H241L240 108ZM1 108H0V111H1ZM28 108H30V109H28ZM91 108V109H90ZM105 108L106 109H108V112L105 110ZM246 108H250V110H247ZM251 108H252V111H251ZM50 110V114H52V117H51V115L49 114V110ZM59 109V110H58ZM75 109H79V110H76V111H74ZM204 109V110H203ZM233 109H235L234 110V112H233ZM240 109V110H239ZM3 110L1 111V113L3 112ZM8 110V111H9ZM30 110V111H31ZM38 110V109H37ZM48 110V111H47ZM94 110H97L96 112L94 111ZM104 110H105V112H104ZM228 110V109H227ZM231 110H232V112H231ZM240 111V112H235V111ZM8 111H7V113H8ZM9 111V112H10ZM44 111V112H43ZM52 111V112H51ZM71 111V112H70ZM81 111H79V112H81ZM209 111V112H210ZM216 111V110H215ZM217 111V112H218ZM244 111V112H243ZM250 111V112H249ZM29 112V111H28ZM93 112H95L94 114H93ZM243 112V113H242ZM31 113H32V111H31ZM65 115H67L68 114V116H66L67 117V119H65V116H64V114ZM207 113V112H206ZM223 113V114H222ZM238 113H241L240 115L238 114ZM248 113V114H247ZM6 114V113H5ZM48 114V115H47ZM82 114V115H83ZM218 115V116H216L217 118H219L220 116V118H222L221 120H225L227 123H230L229 125H230V127H229V125L227 124V123H225V122H223V121H220L221 123H219V122H217L218 120L216 119V117H213V115L215 116V115ZM222 114V115H221ZM236 114V115H235ZM244 114V115H243ZM6 115V116H7ZM33 115V114H32ZM46 115V116H45ZM81 115V116H82ZM230 115V114H229ZM1 116V115H0ZM43 116V117H42ZM45 116V117H44ZM54 116V117H53ZM73 116H75V119L73 118ZM79 116H80V113H79ZM78 116V117H79ZM84 116V117H85ZM93 116V117H94ZM209 116H210V118H209ZM212 116V117H211ZM1 117H3V116H1ZM0 117V118H1ZM36 117V118H35ZM72 117V120L71 119H69V118H71ZM207 117V118H206ZM40 118H43V119H40ZM77 118V119H76ZM85 118H88V117H85ZM124 118V119H123ZM131 118V120L129 119V122L130 123H132V120L133 121H136V120H134V119H132ZM140 118V119H141ZM212 118H215V119H212ZM70 120V121H72V123L70 122V121H66V122H64L65 120ZM82 119V118H81ZM84 119V118H83ZM124 121H123V120ZM140 119H138V120H140ZM208 119H210V120H208ZM24 120L22 121V122H24ZM52 122L53 120H54V123H58L57 124V126H56V124H54V123H51L50 121ZM84 120V121H85ZM93 120V121H94ZM137 120V121H138ZM142 120V119H141ZM144 120V119H143ZM142 120V121H143ZM147 120V119H146ZM220 120V119H219ZM2 121V122H1ZM63 123H62V122ZM32 122V123H31ZM50 122V123H49ZM81 122H83V120L81 121ZM127 122L128 121H126V126H127V128H129V126H131L130 124H129V122H128V124H129V126L127 125ZM138 122H140V121H138ZM148 122V121H147ZM78 123H80V120L78 121ZM85 123V122H84ZM84 123H82V124H84ZM106 123H107V125H106ZM143 124H144V122H142ZM142 123H141V125H142ZM217 123H218V125H224V123H225V127H222V126H217ZM10 124V125H9ZM48 124H50L49 126H51V124H53L52 126L53 127H49V126H46V125H48ZM61 124H63L62 126H61ZM67 124H70V125H67ZM82 124L81 125H79V126H82ZM133 124V127L131 126L130 128H133L132 130H133V132H135V131H141L140 130V128H141V125H137V126H139V127H136V128H139V129H136V128H134V124L136 125L137 124V122H133L132 123ZM23 125V124H22ZM64 125H66V126H64ZM77 125V124H76ZM147 125V124H146ZM226 125H228V126H226ZM231 125H233V126H231ZM56 127V129L58 130H56L55 129V127ZM75 126V125H74ZM74 126H70V128L71 127H74ZM84 126V125H83ZM86 126V127H87ZM125 126V127H126ZM143 126H145V124L143 125ZM3 127V128H4ZM13 127H15V126H13ZM19 127H21V126H19ZM23 127V128H24ZM48 128V130L50 129L51 130V132H52V130L53 131H55L56 133H54L53 132V134L51 135V133H50V136H48V134H49V131L47 132L46 131V129ZM60 127V128H59ZM77 128H79L78 126H76ZM104 127V128H105ZM120 127V128H121ZM124 127V126H123ZM220 129H219V128ZM221 127H222V129H221ZM52 128H54V129H52ZM70 128H67L66 129V132L65 133H68V135L65 137V138H67L69 135H70V132H69V130L68 129H70ZM119 128V129H120ZM129 128V129H130ZM11 129H12V127H11ZM20 129V130H21ZM45 129V130H44ZM76 129V128H75ZM75 129H72V131L74 130V131H76ZM80 129H82V127L80 128ZM103 129V128H102ZM119 129H117V130H115V131H118ZM124 129L125 128H123V131H124ZM129 129H126L125 131L126 132H129V131H127V130H129ZM134 129H135V131H134ZM141 129H143V128H141ZM19 130V131H20ZM87 130V131H88ZM105 131H106V129H104ZM122 130V129H121ZM132 130H130V131H132ZM146 130L144 131V132H146ZM3 131L5 132V133H3ZM43 131H44V133H43ZM45 131H46V134H47V138H48V140H44V139H46V138H44V137H46V134H45ZM63 131V132H62ZM68 131V132H67ZM71 131V130H70ZM101 132L103 131V130H100ZM99 131V132H100ZM114 131V132H115ZM123 131H119L120 132V134H121V132H122V134H124L123 133ZM7 132H9V134L7 133ZM12 133V135H10L11 133ZM79 132V131H78ZM81 132H84L83 131V129H82V131ZM90 132H88L89 134V136H88V139H89V137H90ZM101 132H100V134H98L99 135V137L98 138H96V136H95V138H96V140L98 139L99 140V138L101 137ZM112 133H113V131H111ZM111 132H110V134H111ZM142 132V131H141ZM143 132V133H144ZM0 133V134H1ZM17 133V134H16ZM43 133V134H42ZM74 134H75V136H76V133L75 132H73ZM73 133L71 134V136H69L70 137V139H71V137L73 136ZM106 133V132H105ZM131 133V132H130ZM41 134V135H40ZM45 134V136L43 137L42 135H44ZM83 134H86V132L85 133H83ZM117 134V133H116ZM119 134V135H120ZM121 134V135H122ZM126 134V133H125ZM124 134V135H125ZM133 134V133H132ZM131 134V135H132ZM5 135H8L7 137L5 136ZM18 135V137H16V136ZM21 137H20V136ZM63 135V137H64V133L62 134ZM79 135H80V132H79ZM78 135V136H79ZM130 135V136H131ZM138 135V136H139ZM1 136V135H0ZM39 136V137H38ZM77 136V137H78ZM84 136V135H83ZM83 136H80V137H82V138H84ZM103 138H105V135H104V133H103ZM106 136H107V134H106ZM128 136V135H127ZM224 136V137H223ZM36 137H38V138H36ZM74 137V136H73ZM77 137H76V140H77ZM85 137H87V135H85ZM121 137V136H120ZM124 137H126V136H124ZM207 138V141H208V143L204 140V138ZM40 138H42V139H40ZM44 138V139H43ZM117 138V137H116ZM122 138V137H121ZM137 138V137H136ZM135 138V139H136ZM191 139V138H194V140L193 139H191V141H190V143H188L187 142V140L188 139ZM202 138H203V141H205V142H203V141H201L202 140ZM209 138V139H208ZM214 138L215 139V141L214 140H212V139ZM216 138H218L217 139V141H216ZM223 138H226L224 141L226 142V143H224V141L222 140ZM0 139H2V137L0 138ZM21 139V140H20ZM38 139H39V141H38ZM69 139V138H68ZM67 139V141L68 142H70V140H68ZM75 139V138H74ZM78 139H80L81 141H83L81 138H79L78 137ZM101 139H102V137H101ZM106 139V138H105ZM126 139V138H125ZM124 139V140H125ZM130 139V138H129ZM134 139V140H135ZM139 139V138H138ZM221 139V140H220ZM18 140H20V141H18ZM64 140H66V139H64ZM64 140H63V142H64ZM75 140V141H76ZM80 140H78V141H80ZM85 140V139H84ZM87 140V139H86ZM94 140V139H93ZM121 140H123V139H121ZM123 140V141H124ZM22 141H23V143H22ZM30 141V142H29ZM37 141L39 142V143H37ZM50 141H52V139L50 140ZM49 141V142H50ZM75 141H73V142H75ZM77 141V142H78ZM81 141L79 142V143H81ZM106 141V140H105ZM123 141H121V143L123 142ZM126 141H127V143H128V140L126 139ZM126 141H124V142H126ZM137 141V140H136ZM139 141V140H138ZM138 141L136 142V143H134L135 141H133L132 142V144L134 143V145L133 146H135L136 145V147H134L137 151H138V148L139 147H141V145L138 143ZM223 141V142H222ZM28 142V143H27ZM54 142V141H53ZM63 142L61 141V145H60V148L62 147V145H64L63 144ZM66 142V141H65ZM99 142V141H98ZM101 142V141H100ZM109 142H110V140H109ZM112 142V141H111ZM130 143H131V141H129ZM19 143H21V144H19ZM25 143V144H24ZM33 143V142H32ZM67 143V142H66ZM87 143V142H86ZM93 143H96V145H97V142L95 141H93ZM102 143V142H101ZM100 143V144H101ZM120 143V144H121ZM129 143V144H130ZM154 143V144H155ZM160 143V144H161ZM202 143H206L205 145H203ZM219 143V144H218ZM28 144V145H27ZM49 144V143H48ZM51 144V143H50ZM59 144V143H58ZM58 144H57V149H58V152H59V154L61 153V152H63V153H61V154H65L64 153V151H62V149L59 151V149L60 148H58ZM72 144H74V147H75V145H78V143H72ZM99 144V143H98ZM103 144V143H102ZM106 144V143H105ZM104 144V145H105ZM109 144V143H108ZM120 144H118L119 146H120ZM126 144V143H125ZM139 144V145H138ZM161 144V145H162ZM218 144V145H217ZM223 144H225V145H223ZM5 145H7V146H5ZM25 145H27L28 146V148H26V146ZM66 145V144H65ZM65 145L63 146V148H64V150H65ZM138 145V146H137ZM156 145V144H155ZM155 145H152V147L153 146H155ZM19 146H20V148H22L23 150H21V149H19V151L16 153V152H14L15 150L17 151V149L16 148H19ZM22 146V147H21ZM35 146V145H34ZM34 146H32V147H34ZM41 146H42V144L41 145H39V149H42V150H37L36 149V151L35 152H38V151H42V153L41 152H39V155L41 154V156H42V154H43V156H45L44 154L45 153H43L44 151H43V149H46L47 148V142L45 143V145H43L42 146V148H41ZM52 146H53V144H52ZM81 146H82V144H81ZM81 146H76V147H81ZM83 146L84 147H88V146H86V144L84 145V143H83ZM90 146V145H89ZM108 146V145H107ZM133 146L131 147V145H129V147H131L132 148V151H133ZM204 146H207L206 148H204ZM23 147H25V148H23ZM45 147V148H44ZM55 147V146H54ZM69 147H70V144H69ZM73 147V146H72ZM74 147H73V150H74ZM93 147V146H92ZM97 147H99V146H97ZM109 148H110V145L108 146ZM112 147H113V145H112ZM160 147V146H159ZM158 147V148H159ZM183 147V148H182ZM6 148H8V149H6ZM37 148V147H36ZM68 148V147H67ZM71 148V147H70ZM95 148H96V146H95ZM116 148H118V146H116ZM123 148V147H122ZM127 148V147H126ZM142 148H144V147H141V149H140V151H142ZM154 148V147H153ZM164 148H162V150L164 149ZM10 149V150H9ZM26 149V150H25ZM34 149H35V147H34ZM47 149H49V148H47ZM52 149V148H51ZM57 149H55L56 151H57ZM76 150H78V148H75ZM84 149V148H83ZM106 149V148H105ZM119 149V148H118ZM177 149V150H176ZM8 150V151H7ZM67 150V149H66ZM65 150V151H66ZM76 150H74V152L76 151ZM79 150H81L80 148H79ZM85 150V149H84ZM94 150V149H93ZM113 150V149H112ZM124 150V149H123ZM135 150V151H136ZM144 150V149H143ZM147 150H148V148H147ZM146 149L144 150V151H147ZM156 150H158V149H155V151ZM159 150H161V147H160V149ZM176 150V151H175ZM5 151V152H4ZM6 151H7V154H8V152H9V154L8 155H10V156H8L9 158H6V156H7V154H6V156H4L5 155V153H6ZM85 151H88V150H85ZM102 151V150H101ZM108 151V150H107ZM118 151V150H117ZM116 150H114V152H117ZM126 151V150H125ZM131 151V150H130ZM135 151H133V152H135ZM167 151V150H166ZM165 151V152H166ZM2 152H4V153H2ZM14 152V153H13ZM28 152L29 151H27V152H23V154L25 155L26 153V155H28ZM34 152V151H33ZM46 152H48L47 150H46ZM69 152L70 151H68L67 150V153L68 154H65V157H67L68 159L70 158L71 159V157H70V154H71V156L73 157V155H72V153H70L69 154ZM72 152V151H71ZM74 152H73V154H74ZM89 152V151H88ZM88 152H86V153H88ZM91 152V151H90ZM93 152V151H92ZM111 152V151H110ZM132 152V153H133ZM152 152H154V151H152ZM157 152V151H156ZM163 152V151H162ZM161 152V154H163ZM248 152V153H247ZM2 153V154H1ZM50 154H51V152H49ZM76 153H80V152H78V151H76L75 152V154ZM125 153V152H124ZM124 153H122L123 155H124ZM126 153H128V152H126ZM131 153V154H132ZM137 153H139V152H137ZM137 153H134V154H137ZM143 153V152H142ZM145 153V152H144ZM158 153V152H157ZM160 153V152H159ZM250 153V154H249ZM12 154L14 155V157H12ZM22 154V155H23ZM29 154H32V153H29ZM34 154V153H33ZM47 154V153H46ZM58 154V153H57ZM60 154V155H61ZM81 154V153H80ZM85 154V153H84ZM99 154V153H98ZM101 154H103V153H101ZM108 154V153H107ZM120 154V153H119ZM141 154V153H140ZM154 154V153H153ZM152 154V156L151 157H153L154 155ZM165 154V153H164ZM175 154V155H174ZM176 154H177V156H176ZM240 154H242L241 156L242 157H240ZM244 154V155H243ZM37 155H38V153H37ZM39 155H38V157H39ZM53 155V154H52ZM60 155L58 156V155H56V161H55V163L54 164H56L57 163V159L60 157ZM61 156V157H63L62 158V160L64 159V156ZM78 155V154H77ZM76 155V156H77ZM82 155V154H81ZM81 155H79V156H81ZM86 155H90V154H86ZM95 155H97V154H95ZM109 155V154H108ZM107 155V156H108ZM112 155H113V153H112ZM128 155V154H127ZM138 155V154H137ZM142 155V154H141ZM158 155V154H157ZM178 155H182V157H180V156H178ZM245 155H248L249 157V159L247 158V156H245ZM251 155V156H250ZM29 156V155H28ZM36 156V155H35ZM40 156V157H41ZM43 156H42V158H43ZM51 156V155H50ZM75 156V155H74ZM98 156V155H97ZM104 156H105V154H104ZM139 157H141L140 155H138ZM143 156V155H142ZM161 156V155H160ZM171 156H173V158L171 157ZM3 157V158H2ZM4 157H5V162L7 163L6 165H5V163H4V161H3V159H4ZM10 157H12V158H10ZM19 157H16V158H18L19 159ZM24 157H26V156H24ZM61 157L59 158V159H61ZM78 157V156H77ZM84 157H86L85 155H84ZM93 157V156H92ZM95 157V156H94ZM93 157V158H94ZM122 157V156H121ZM129 157V156H128ZM134 157V158H133ZM135 157H136V155L135 156H131V159H130V161L131 160H135ZM176 157H178V158H176ZM180 157V158H179ZM31 158H33V157H31ZM75 158V157H74ZM88 159H89V157H87ZM92 158V159H93ZM108 158V157H107ZM126 158V157H125ZM137 158V157H136ZM161 158H163L162 156H161ZM174 159L175 158V162L174 161H172L171 159ZM26 159V158H25ZM24 159V160H25ZM28 159H29V157H28ZM36 159V158H35ZM43 159H45V158H43ZM48 159H49V157H48ZM47 159V160H48ZM51 159V158H50ZM66 159V158H65ZM64 159V160H65ZM68 159H66V160H68ZM78 159H79V157H78ZM82 159V158H81ZM87 159V160H88ZM88 160V162H86L87 160H84L87 164L89 163L90 164V162H91V164H90V166L92 165V167L93 166H95V167H99L100 169H101V165H103V164H101L100 165V163L98 162V158H95L94 159V161L93 160ZM105 159V158H104ZM122 158H120V160H121ZM138 159H140V158H137L136 160H135V163L136 164H138L139 162H140V160H138ZM177 159H179V160H177ZM252 159H254V163H251L252 162ZM10 160V162L12 161V163L10 164V162H8ZM22 161H23V159H21ZM34 160V159H33ZM42 160V159H41ZM40 159H39V161H41ZM46 160V159H45ZM45 160H43L44 161V163L46 164V162H45ZM52 160V159H51ZM54 160V159H53ZM75 160V159H74ZM99 160L101 161V159L99 158ZM103 160V159H102ZM108 160H110V159H108ZM117 160V159H116ZM122 160H124V159H122ZM143 160V158H141V161ZM169 160H171L172 161V164L171 165H169ZM177 160V161H176ZM28 161V160H27ZM36 162H39L38 161V158L35 160ZM59 162H60V160H58ZM70 161V163L69 164H71L72 162L71 161H73V159H71V160H69ZM83 161V160H82ZM82 161L80 160L79 161V165L78 166H80L79 168H81L82 166L84 167V165H85V162H84V164H82ZM90 161V162H89ZM92 161H93V163L95 164V165H93L92 164ZM110 161H112V160H110ZM115 160H113V162H114ZM163 161V162H164ZM170 161V162H171ZM24 162V161H23ZM32 162V161H31ZM30 162V163H31ZM51 162V161H50ZM62 162V161H61ZM68 161H63L62 163H67ZM74 162V161H73ZM76 162V161H75ZM77 162H78V160H77ZM81 162V163H80ZM112 162V163H113ZM119 162V161H118ZM134 161H132L131 163H133ZM138 162V163H137ZM252 164H250V163ZM20 163H21V161H20ZM25 163H26V161H25ZM42 163V162H41ZM61 163V166L63 165V167H62V169L64 168H66L67 169V171L69 170L67 167H64V166H66V165H64V164H62ZM96 163H98L97 164V166H96ZM102 163V162H101ZM104 163V162H103ZM110 163V162H109ZM111 163V164H112ZM135 163H133V165L134 166H136L137 168L138 167H143V166H140V165H136ZM141 163V162H140ZM27 164V163H26ZM29 164V163H28ZM36 164H38V163H35V165ZM44 164V165H45ZM48 164H49V162H48ZM54 164H53V166H54ZM81 164V165H80ZM87 164L85 165L86 167H88L87 166ZM105 164H107V163H105ZM120 164V163H119ZM122 164H124V163H122ZM250 164V165H249ZM22 165H23V163H22ZM39 165V164H38ZM43 164H40V166H42ZM52 165V164H51ZM60 165V164H59ZM76 165V164H75ZM100 165V166H99ZM116 165H117V163H116ZM133 165H131V167L133 166ZM248 165V166H247ZM17 166H19V165H17ZM24 166V165H23ZM23 166H22V168H23ZM30 166V165H29ZM29 166H26V167H29ZM38 167V168H42V167ZM47 166V165H46ZM74 166V164L71 166V167H73ZM106 166V165H105ZM111 166V165H110ZM115 166V165H114ZM118 166V165H117ZM116 166V167H117ZM250 166V167H249ZM32 169H34L33 168V165L32 166H30ZM57 167H59V166H57ZM83 167H82V169H83ZM93 168V174H94V176L96 175V177L95 178H93L94 176H92L91 177V175H90V177L89 178H93V179H91L92 180V182H90L91 180H89L88 181V179H87V182H89V183H87L85 180H84V178L82 177V179L86 182L85 184H87L86 185V187L88 186H90L91 184H92V186H90L88 189L87 188H84L85 187V184H84V187L82 186L83 185V180H81L82 181V183H81V181H80V177L78 176V172L75 174V176H78L77 178L73 175V168H72V172H71V170H70V172L72 173V175H70V177L72 176V178L74 179V177H75V182H74V180H72L71 181V179L70 178H68V180H66V182H62V181H65V180H59L58 182H62V183H65V185H66V183H68V184H71V182L72 183H74V184H71L72 186L73 185H75V183L76 184H78L77 182V180L76 179H78L79 178V181H80V183L79 184H82V185H79L81 188H83V189H81V191H84L85 189L86 190H88L87 192H83L84 194L85 193H87V195L88 194H91V195H93L94 193H96V194H98L99 192L98 191H100V190H98V189H100L101 187L100 186H102L101 185V183H103L102 181L104 180V178L105 177H101V178H103V180H100L101 178L99 177L100 175H102V176H105V171L103 172V171H97V169L98 168ZM104 167V166H103ZM122 167V166H121ZM128 167V166H127ZM130 167V166H129ZM135 167V168H136ZM145 167H143V169H140V172L142 173V171H143V174H144V169H145ZM248 167L250 168V169H248ZM2 168V167H1ZM10 168V170H11V168H12V166L11 167H8V169ZM20 168V167H19ZM18 168V169H19ZM31 168H30V170H31ZM44 168L46 169V167L44 166ZM49 168V167H48ZM85 168V167H84ZM118 169H116V171L118 172V174L117 173H113V175L115 174L116 176L115 177H118V176H120V173L123 171V169L121 170L119 167H117ZM260 170H259V169ZM6 169V168H5ZM4 169V170H5ZM7 169V171L8 172H10L9 170ZM14 169H15V167H14ZM25 169V168H24ZM66 169H65V172H67L66 171ZM78 169V168H77ZM86 170H87V168H85ZM90 169H89V171H87V172H84V171H86V170H82V172L83 173H88V172H90L91 173V171H90ZM96 169V170H95ZM104 169V168H103ZM111 169V168H110ZM133 169V168H132ZM257 169H258V172L256 173V171H257ZM2 170V169H1ZM0 170V171H1ZM13 170V169H12ZM20 170V169H19ZM39 170V169H38ZM49 170H50V168H49ZM58 170H60L59 168H58ZM57 170V171H58ZM79 170V169H78ZM113 170H115V167H113L112 168V170L110 171L111 173L113 172ZM118 170H120V172L118 171ZM137 170V169H136ZM139 170V169H138ZM248 170H250V171H248ZM252 170V171H251ZM261 170H262V174H261ZM25 172H26V170H24ZM32 171H35V170H32ZM41 171H43V169H41ZM46 171V170H45ZM47 171H48V169H47ZM53 171V170H52ZM97 171V172H96ZM108 171V172H109ZM124 171H125V168H124ZM124 171H123V173H124ZM154 171V172H153ZM28 172V171H27ZM39 172H40V170H39ZM59 172H62V171H59ZM65 172H63V175L64 174H66ZM81 172V169H80V174L82 173ZM115 172V171H114ZM126 172V171H125ZM128 172H130L129 170H128ZM245 172H249L248 174L247 173H245ZM259 172H260V174H259ZM1 174H2V171L0 172ZM5 173H7V172H5L4 171V176H5ZM15 173H16V171L15 170H13V180L15 179L16 180V176L17 177H20L21 176V174H17L16 173V175H15ZM22 173V172H21ZM29 173H30V171H29ZM36 173V172H35ZM35 173H33L32 172V174H34L35 175ZM68 173V172H67ZM70 173V174H71ZM96 173V174H95ZM99 173H103V174H100V175H97V174H99ZM122 173V174H123ZM136 173V172H135ZM140 173V174H141ZM146 173L144 174V175H142L143 177L146 175ZM155 173V174H154ZM247 175V176H245V174ZM253 172H252V175L254 174ZM23 174V173H22ZM40 174V173H39ZM38 174V175H39ZM46 174H47V172H46ZM52 174H54V173H52ZM57 174V173H56ZM62 173H58L57 175H61ZM92 174V173H91ZM92 174V175H93ZM108 174V173H107ZM106 174V179H108V182L110 183L112 180H113V178H114V180H115V177H113L112 175H111V178L110 177H107L108 175ZM127 174V173H126ZM125 173H124V175H126ZM131 173H129V175H130ZM137 174H139V171L137 172ZM139 174V175H140ZM243 174H244V177H243ZM254 174V175H255ZM20 175V176H19ZM24 175V174H23ZM22 175V176H23ZM28 175V174H27ZM31 175V174H30ZM110 175V174H109ZM123 175V176H124ZM134 175V174H133ZM138 175V176H139ZM141 175L139 176L140 177V179H141ZM199 175V176H198ZM262 175V176H261ZM0 176H2L3 177V174L2 175H0ZM15 176V177H14ZM49 176V175H48ZM50 176H51V174H50ZM49 176V178H51L53 181L54 180H56V179H53L52 177H50ZM54 176V175H53ZM67 176V175H66ZM65 176V177H66ZM81 176H83V174H81ZM85 176H87L88 177V175H86L85 174ZM84 176V177H85ZM122 176V175H121ZM131 176H132V174H131ZM131 176H129V177H127V176H124V178H127L128 180H126V182H129V184L130 183H132L133 184V180H131V179H133V178H131ZM147 176H146V178H147ZM7 177H9L8 175H7ZM28 177H30V176H28ZM33 177V176H32ZM41 177V176H40ZM39 177V178H40ZM46 177V176H45ZM45 177H43V180H44V178ZM87 177H85V178H87ZM135 177H136V175H135ZM139 177H136V178H139ZM199 177V178H198ZM248 177V178H249ZM1 178V177H0ZM12 178H11V180H12ZM25 178V177H24ZM24 178H22V179H24ZM38 177L36 178L37 180L39 179ZM54 178H57V180H58V177H54ZM62 178H63V176H62ZM98 178H100L99 180H97ZM109 178H110V181H109ZM119 179H120V177H118ZM122 178V177H121ZM129 178H131V179H129ZM145 178V179H146ZM183 178H186V179H183ZM244 178V179H243ZM263 178V177H262ZM6 179V178H5ZM67 179V178H66ZM117 179V178H116ZM139 179V180H140ZM143 179V178H142ZM151 179V180H150ZM264 179V178H263ZM7 180V179H6ZM13 180H12V182H13ZM14 180V181H15ZM35 180V179H34ZM36 180V181H37ZM40 180V179H39ZM42 180V181H43ZM45 180H49L48 178L47 179H45ZM121 180V179H120ZM120 180L118 181V179H117V181H118V183L120 184ZM125 180H122V181H125ZM33 181V180H32ZM68 181V182H67ZM77 181V182H76ZM96 181V182H95ZM106 181V180H105ZM104 181V182H105ZM116 181V180H115ZM134 181H136L137 182V180H134ZM141 181V180H140ZM245 181V180H244ZM243 181V182H244ZM8 182V181H7ZM17 182H18V184H20V182H21V180L19 179V180H17ZM45 182V181H44ZM49 182V181H48ZM58 182H57V184H58ZM61 182H60V184H61ZM70 182V183H69ZM95 182V183H94ZM106 183V184H109V183ZM142 182V181H141ZM144 182V183H145ZM242 182V181H241ZM242 182V183H243ZM263 182H264V180H263ZM10 183V182H9ZM24 183V182H23ZM26 184H28L27 183V181L25 182ZM50 183H51V181H50ZM49 183V184H50ZM122 183V185H123V182H121ZM239 183V182H238ZM7 184V183H6ZM13 184H14V182H13ZM40 184H41V180H40ZM43 184V183H42ZM67 184V185H68ZM88 184H90V185H88ZM110 184H112V183H110ZM110 184H109V188L111 187L110 186ZM116 183H114V185H115ZM125 184H128V183H125ZM128 184V185H129ZM139 184V183H138ZM15 186L17 185V183L15 182V184H14ZM21 185V184H20ZM23 185H25V184H23ZM64 185V186H65ZM114 185L112 184V186L114 187ZM131 185V184H130ZM137 185V184H136ZM142 185V184H141ZM241 184H239V186H240ZM2 186H3V184H2ZM7 186V185H6ZM13 186V185H12ZM19 185H17V187H18ZM22 186V185H21ZM21 186L19 187V190H22L23 188H21ZM42 186V188H43V185H41ZM45 188H47V186L48 185H46L45 184ZM50 186H51V184H50ZM72 186H70V188L67 186V187H63V185L61 184V187H63L62 189H61V187H59L60 189H61V192H59V193H61V194H56L57 195V197L56 198H58L60 195H62V197L64 196V194L66 193L65 192V188H68V189H72ZM78 185H75V187H77ZM78 186V187H79ZM104 186H105V184H104ZM133 187H129L130 189L131 188H134L133 190H135V187H134V185H132ZM139 186V185H138ZM74 187V186H73ZM74 187V190H71V192H70V190H66L67 192H69V193H66V199L68 198V194H71L72 192L73 193H75L76 194V192H79L78 190H80L78 187V190H76L75 191V188ZM103 187V186H102ZM108 187V186H107ZM106 186L105 187H103L104 189L105 188H107ZM116 187V186H115ZM123 187H124V185H123ZM156 187V188H155ZM231 187V188H230ZM233 187V188H232ZM235 187V188H234ZM3 188H4V186H3ZM12 188V187H11ZM13 188H15V187H13ZM26 188V187H25ZM27 188H28V186H27ZM58 188V189H59ZM126 188H128V187H126ZM136 188H137V186H136ZM155 188V189H154ZM230 188V189H229ZM10 189V188H9ZM18 188H16L15 190H17ZM49 189V188H48ZM118 189V188H117ZM142 189V188H141ZM231 189H232V192H231ZM18 190V191H19ZM50 190V189H49ZM62 190H64V191H62ZM98 190V191H97ZM102 190V189H101ZM109 190V189H108ZM110 190H112V189H110ZM109 190V191H110ZM121 190V189H120ZM143 190V189H142ZM145 190V189H144ZM149 190H151V189H149ZM230 190V192L231 193H228V191ZM238 190V188H236L235 189V191L234 192H236ZM2 191V189L0 190V192ZM5 191V190H4ZM13 191V190H12ZM18 191H17V194H18ZM30 191V190H29ZM51 191V190H50ZM52 191H54V190H52ZM80 191V192H81ZM106 191V190H105ZM113 191V190H112ZM122 191V190H121ZM128 191V190H127ZM137 191V189L135 190V193H137L136 192ZM152 191V190H151ZM3 192V191H2ZM10 192V191H9ZM9 192H8V194H9ZM20 192V191H19ZM22 192V191H21ZM24 192V191H23ZM22 192V193H23ZM48 192V191H47ZM98 192V193H97ZM101 193H102V191H100ZM104 192V191H103ZM111 192V191H110ZM114 192H116V191H114ZM114 192H112V193H114ZM131 192H132V189H131ZM25 193V192H24ZM31 193V192H30ZM42 193H44L45 194V192L43 191ZM51 193H53V192H49V194L50 195H48L47 193V196L49 197H47L46 196V194H45V196H46V202L48 203V206L50 205V207H52L53 209H54V206L56 207L54 210H56V211H54V210H52V212L55 214V216H57L56 218H54L55 216H54V214H53V216H51L50 214H49V216H45V215H47L48 213H49V211H50V209H52V208H50V207H48L47 205H45V207H47L48 209H49V211L48 212H45V215L43 214L42 215V217L43 216H45V218L47 217V219H46V222L48 223L49 221H48V219H50V218H48V217H52V220H54V219H57V222H58V224H59V222L60 223H63V219H65L66 220V218L65 217H67V215H69V212H71L72 213V209H73V206L74 205H77V202L79 203V202H82L83 200H84V198H83V196L85 197V195H83V196H80L79 194H76V195H78V196H74L73 197V195H75V194H73L72 193V197H71V195L69 196L70 197V199L68 198V200H64L63 199V201H61L62 200V198L60 199V198H58V200L62 203L63 202V204H60L59 205V203L57 204L58 206H63L64 207V209H67V210H70V211H68V212H66V214L67 215H65V211L63 212V210H62V212H61V207L58 209V207H57V205H56V198L55 199H53L52 197V199L54 200H52V199H50V196H51ZM56 193H57V191H56ZM62 193H64V194H62ZM111 193V194H112ZM125 193H127V192H125ZM135 193H133V194H135ZM143 193H148V191H147V189H146V191L145 192H143ZM151 193H154V192H151ZM151 193H149V195L148 196H150V194ZM167 193V194H166ZM171 193H172V195H171ZM174 193V194H173ZM179 193V194H178ZM227 193L228 194H230V196L229 195H227ZM2 193H0V196H2L1 195ZM6 194V193H5ZM4 194V195H5ZM13 194V193H12ZM12 194H10V195H12ZM15 194H16V192L13 194L14 195V197H15ZM16 194V195H17ZM44 194H42V195H44ZM80 194H82V192L80 193ZM95 194V195H96ZM104 194V193H103ZM102 194V195H103ZM137 194H139V193H137ZM155 195V197L153 198V197H151V198H153V200L155 199V200H157V201H159L158 199H161V196H160V198L159 197H157V194H156V192L154 193ZM23 195V194H22ZM25 195V194H24ZM29 195V193L27 194V196ZM54 196H55V194H53ZM109 195H110V193H109ZM121 195H122V193H121ZM120 195V196H121ZM140 195V194H139ZM165 195H164V197H165ZM264 195V194H263ZM262 195V196H263ZM18 196H19V194H18ZM17 196V197H18ZM44 196V197H45ZM89 196L90 195H88V197L86 196L85 198H89ZM94 196V195H93ZM97 196V195H96ZM104 196H106V193H105V195ZM115 196H117V194L115 195ZM129 196H131V198H132V200L134 199L133 197H132V194L130 193V195ZM134 196V195H133ZM147 195L146 196H141V198L142 199H144V200H146V199H150V201L149 202H151V198L149 197V198H147L148 197ZM151 196H152V194H151ZM166 196V197H167ZM261 196V197H262ZM5 197V196H4ZM6 197L8 198H11L10 196H8V195H6ZM20 197H21V194H20ZM26 197V196H25ZM61 197V196H60ZM65 197V196H64ZM102 197V196H101ZM126 197H128L127 195H126ZM125 196H124V198H126ZM135 198H136V195L134 196ZM140 197V196H139ZM138 197V198H139ZM156 197L158 198V199H156ZM165 197V198H166ZM176 197H178V196H176ZM176 197H173V199H171L170 200V197H169V200H170V202L172 201V200H174ZM260 197V198H261ZM38 198V197H37ZM36 198V199H37ZM39 198H40V196H39ZM38 198V199H39ZM47 198H48V200L50 201V200H52L53 202H55L54 203V205L51 203V202H48L47 201ZM90 198H91V196H90ZM95 198V197H94ZM94 198H92V200L94 201L95 199ZM114 198V197H113ZM137 198V199H138ZM146 198V199H145ZM260 198H257L256 200L258 201L259 200V202H256V203H254L255 204V206L254 205H251V206H246L245 208H244V210H241L240 212H239V215L237 216V218L239 217V221H241V222H239L240 224H238V228L243 232L242 234H243V236H246L245 238H244V240H248V238L247 237H249V241H247V242H249V244L251 243V246H252V244L254 245V247L253 248H255V246L258 244V246H259V248H262L261 250H263L264 249V247H262V246H264V243L262 242V241H264V218H263V216H264V206H261V205H264L263 203H264V197H262L261 198V201H260ZM11 199H13V198H11ZM10 199V200H11ZM20 199V198H19ZM41 199H42V197H41ZM101 199V198H100ZM99 199V200H100ZM107 199V198H106ZM121 199V198H120ZM127 199V198H126ZM126 199H125V201H124V203L126 202ZM136 199V200H137ZM142 199H140V201H139V203L141 202V201H143ZM177 199V198H176ZM263 199V200H262ZM8 200V199H7ZM6 200V201H7ZM97 201H98V198L96 199ZM95 200V201H96ZM139 200V199H138ZM228 200V201H227ZM0 201H4V200H1L0 199ZM16 201V200H15ZM58 201V202H59ZM84 201H86V199L84 200ZM83 201V202H84ZM88 201H91V199L90 200H88ZM85 202V203H89V202ZM108 201H109V199H108ZM122 201V200H121ZM134 201H135V199L133 200V202L132 203H134ZM157 201H155L156 202V204L157 203H159V202H157ZM225 201H227V202H225ZM263 201V202H262ZM39 203H42V202H40V201H38ZM76 202V203H75ZM130 202V201H129ZM144 202V201H143ZM148 201L146 202V203H149ZM173 202H171V203H173ZM7 203H9V201L7 202ZM13 203H15V202H12L11 204H13ZM19 203V202H18ZM35 203V202H34ZM45 203V202H44ZM50 203V204H49ZM75 203V204H74ZM84 203V204H85ZM109 203H110V201H109ZM115 204H116V202H114ZM119 203V202H118ZM131 203V202H130ZM137 203H138V201L136 202V205H137ZM145 203V204H146ZM152 203V205H149V206H151V208H150V210H152V207H154L153 206V204H154V201L153 202H151ZM4 204H6V203H4ZM31 204V203H30ZM30 204L28 205V206H30ZM51 204H52V206H51ZM84 204H81V206H78V205H80V204H78L77 206V208H78V212H77V214L76 215H78V213L80 214V211H79V209H80V207H81V211L82 210H84V209H86V207H83L84 206ZM86 204V205H87ZM90 204V203H89ZM88 204V206H90ZM95 204V203H94ZM97 204V203H96ZM105 204H106V202L104 203V205H101V207L102 206H104V208L103 209H105V211L101 208V210L102 211H104V212H106V208H105ZM108 204V203H107ZM113 204V203H112ZM123 204V201H122V203H121V205ZM169 204V203H168ZM259 204H260V208H258L257 206H259ZM8 205H10V204H8ZM18 205V204H17ZM33 206H34V204H32ZM35 205H37L36 203H35ZM44 204H42V206H43ZM85 205V206H86ZM97 205H100V204H97ZM125 205V204H124ZM133 205H135V203L133 204ZM132 205V206H133ZM135 205V206H136ZM139 205V204H138ZM140 205H143L142 203H140ZM139 205V206H140ZM163 205V204H162ZM20 206V205H19ZM24 206V205H23ZM40 206V205H39ZM38 206V207H39ZM42 206H40L41 208H42ZM107 206V205H106ZM145 206V205H144ZM169 206L170 205H168L167 206V208H169ZM172 206H171V208H172ZM252 206H253V211L254 212H252ZM2 207H4L3 206V203H1L0 202V212H1V208ZM13 207V206H12ZM15 207H17V206H15ZM25 207V206H24ZM44 207V206H43ZM92 207V206H91ZM99 207V206H98ZM146 207H147V205H146ZM145 207V208H146ZM159 207H161V203H160V205H159ZM158 207V208H159ZM225 208L226 209V211L225 210H222V208ZM4 208H7V207H4ZM3 208V209H4ZM28 208V207H27ZM30 208V207H29ZM29 208L27 209V210H29ZM40 208V209H41ZM46 208V209H47ZM75 208H76V206H75ZM75 208L73 209V210H75ZM82 208H84V209H82ZM95 208V211L97 210L96 209V207H94ZM122 208V209H121ZM135 208V207H134ZM133 208V209H134ZM142 208H143V206H142ZM141 208V209H142ZM147 208H149V207H147ZM158 208H157V210H158ZM162 208V207H161ZM221 208V209H220ZM223 208V209H224ZM247 208V209H246ZM255 208H257V209H255ZM263 208V209H262ZM8 209V208H7ZM21 209H24L25 210V208H21ZM37 209V208H36ZM39 208H38V210H40ZM46 209H42V211L44 212V210H46ZM58 209V210H57ZM93 209V208H92ZM99 209V208H98ZM129 209H130V211H129ZM155 209V208H154ZM246 209V210H245ZM5 210V209H4ZM4 210H2V211H4ZM26 210V211H27ZM33 210V209H32ZM35 210V209H34ZM88 211H84L86 214H89L88 212H90L89 211V209H87ZM121 210V211H120ZM124 210V211H123ZM138 210V209H137ZM149 210V209H148ZM164 210H165V208H164ZM167 210V209H166ZM169 210V209H168ZM175 209H173V212L175 213V214H177V212H175L176 211ZM222 210V211H221ZM250 210H251V213L252 214H250L249 212H250ZM259 210H263L262 211V214L261 213H258V212H261V211H259ZM7 210H5V212H6ZM17 211H19V210H17ZM41 211V212H42ZM93 211V210H92ZM100 211V210H99ZM133 211H135V209L133 210ZM141 211V210H140ZM155 211L156 210H153V212L155 213ZM159 211V210H158ZM161 211H163L162 209H161ZM172 211V210H171ZM218 211H219V213L221 212H223V211H225V214H227V216L225 215L224 217L223 216H220V215H223V213L221 214H219L218 213ZM248 213H247V212ZM258 211V212H257ZM9 212L10 211H8V213H6V214H9ZM12 212V211H11ZM10 212V213H11ZM28 213H26V214H30V212L29 211H27ZM33 212V211H32ZM31 212V213H32ZM34 212H36V211H34ZM37 212H39L40 213V211H37ZM57 214H56V213ZM58 212H59V214H58ZM60 212H61V215H60ZM76 212V211H75ZM83 211H82V213H84ZM101 212V211H100ZM113 214H112V213ZM151 212V211H150ZM150 212H148L147 213V216L149 217V215L151 214ZM165 212V211H164ZM185 212H187V213H185ZM243 212H246L245 214L243 213ZM258 214H257V213ZM4 213V212H3ZM18 213V212H17ZM17 213H14L13 212V214H16V215H18ZM22 215H23V218L25 217V215L23 214V212H20ZM62 213H64V214H62ZM70 213V214H71ZM94 213V212H93ZM135 213V212H134ZM138 213H139V210H138ZM143 213V211H141V215L143 216V215H146V214H142ZM150 213V214H149ZM216 213H218L217 215H216ZM243 215H242V214ZM1 214V213H0ZM37 214V216H38V213H36ZM41 214V213H40ZM39 214V215H40ZM74 214V213H73ZM73 214L71 215L72 217V219H73V221H72V219H71V221L69 220V221H67V223H66V221H64L66 224L65 225H63V224H61L63 227H66V229H67V227H69L68 229H70V226H69V222H71V223H73V222H75L76 221V223H78L77 222V220L78 219H80V218H77V220H75L76 219V217H74L73 218ZM105 214V215H106ZM127 214H128V217H127ZM132 214V213H131ZM174 214V215H175ZM181 214H185V216H186V214H188L187 216H186V218L183 216L182 217V215ZM215 214V215H214ZM254 214V215H253ZM260 214V215H259ZM11 215V214H10ZM16 215H12L13 217H14V220L12 221V223L13 222H17L18 223V227L19 228H17V229H21L20 230V233L18 232V231H15L16 230V228H15V230H13V228H11L12 230H13V232L15 231L16 233L18 232V234H19V236H16V234L14 233L13 234V236H12V234L11 235H9L10 236V239H11V236H12V238H14L13 239V241H12V239H11V241L12 242H14V240H16L15 241V243L13 244V243H10L9 242V236L7 235L8 233H10V232H7V238H6V235L4 234L3 235V233H2V235L0 236L1 238L0 239H2V237H3V239H4V237L8 240H5L4 239V241H3V239L1 240V243H2V241H3V245H4V242H5V247L2 245V244H0V248L2 247V249H3V247H4V249L6 248V250H0V256H2L3 257V259L5 260V258H7V260L8 261H6L7 262V264L9 263V264H11V260H13V258H11V255L13 256V253H14V255H15V250H19L20 251V253L22 252L21 250H23L24 248H26L27 246L29 247V244H31V242H33L35 239V241L37 242V240H40L41 238H40V234L41 233H39V231L41 230V231H43L42 233H43V235H44V232H45V234H47L46 233V231L45 230H47V231H49V232H53L54 230H52V229H55V234L54 235H58L59 237H60V239H61V237H65L64 235L63 236H61L62 235V233H63V231L65 230L66 231V229H64V228H62L61 227V225L59 224V226L62 228V232H61V230H59V232H58V229H60V227L59 226H56V224H57V222H56V220H55V223L56 224H52L54 227H58L57 229L56 228H52L51 230H48V228L47 227H45V220H44V217L42 218L41 216H38V217H40V218H42V221H41V219L39 220L38 219V217L36 218V217H33V219L35 218V220H36V223H35V227L36 226H38L40 223H43L44 224V226L41 224V225H39L38 227L40 228H35V230H37L38 229V231H36L35 232V230H32L33 232H35V234H37V232H38V236L36 235V236H33L31 233H29L30 231H31V229L30 228H32L33 229V225L32 224H34V223H30L29 222V220L27 221V218H26V221L29 223V225L26 227V226H24V227H26V228H24L23 227V224H22V222L21 221H23L22 220V218L20 219V217H21V215H20V217H19V219L21 220H19V219H17L15 216ZM28 215L26 216V217H28ZM31 215V214H30ZM29 215V217L30 218H28V219H31V216ZM33 215H35L34 213H33ZM63 215H65V217L63 216ZM83 215V214H82ZM82 215H78L79 217H82ZM89 215H91V214H89ZM133 215V214H132ZM136 215H137V213L135 214V217H136ZM138 215H140V213L138 214ZM157 216V212H156V214H154V216ZM173 215V216H174ZM180 215V216H179ZM205 215V216H204ZM246 215V216H245ZM249 215V216H248ZM252 215H253V217H252ZM2 217H3V215H1ZM59 216V217H58ZM62 216V217H61ZM70 216V215H69ZM124 216H125V218H124ZM177 216H176V218H177ZM207 216V217H206ZM220 216V217H219ZM243 216H245V217H243ZM251 216V217H250ZM255 216V217H254ZM257 216V217H256ZM61 217V220L62 221H60V218ZM84 217H88V215L86 216H84ZM133 217V216H132ZM131 217V218H132ZM153 217V213L151 214V217H149L150 219ZM158 217V216H157ZM208 217H209V220H208ZM222 217H223V219H222ZM226 217V220L224 219ZM242 217L243 218H245V219H242ZM246 217H250L249 219V221L247 222V218ZM258 217H259V219H258ZM260 217H262V218H260ZM16 218V219H15ZM54 218V219H53ZM144 218H146V220H147V217H144ZM159 218H162L161 217V215H160V217ZM182 218H184V219H182ZM203 220H202V219ZM205 218V219H204ZM222 220H221V219ZM236 218V219H237ZM241 218V219H240ZM255 218H256V221H257V223L259 222V224L257 225L256 223H255V221H251V219L253 220H255ZM3 219H5V218H3ZM11 219V218H10ZM82 219V218H81ZM137 219V218H136ZM152 219H154V217L152 218ZM151 219V220H152ZM156 219V218H155ZM158 219V218H157ZM167 219V220H168ZM219 219H220V221H219ZM261 219V220H260ZM7 220H8V218H7ZM35 220H33V222H35ZM39 220V221H38ZM44 220V221H43ZM75 220V221H74ZM124 220V221H123ZM139 220V219H138ZM144 220V219H143ZM149 220V219H148ZM200 220H202V221H200ZM208 220V221H207ZM217 220V221H216ZM238 220V219H237ZM260 220V221H259ZM0 221H1V219H0ZM31 221V220H30ZM101 221V220H100ZM123 221V222H122ZM134 221H135V219H134ZM133 221V222H134ZM154 220H152V222H153ZM155 221H158V220H155ZM223 221H224V223H223ZM226 221V222H225ZM251 221V222H250ZM9 222V221H8ZM26 222V223H27ZM32 222V221H31ZM37 222L39 223V224H37ZM53 223H54V221H52ZM51 221L49 222V223H52ZM121 222V223H120ZM127 222V221H126ZM137 222V221H136ZM142 222V221H141ZM140 222V220H139V223H141ZM145 221H143L142 223L143 224H145L144 223ZM151 222V224H149V225H151V227H149V228H152L153 226H154V224ZM159 222V221H158ZM204 224L205 222H207V223H205V225H203L202 223ZM209 222V223H208ZM217 222H220V223H218V225H219V228H218V225L216 224ZM246 222V223H245ZM253 222V223H252ZM10 223V222H9ZM25 223V221H24V224H26ZM47 223H46V225H47ZM141 223V225L142 226H145L144 228L145 229H147L146 231H148V226H146V225H143ZM148 223H150V220L146 223V224H148ZM221 223H223V224H221ZM247 223H251L250 224V226H249V224H247ZM261 223V224H260ZM3 224V223H2ZM6 224H8V223H6ZM15 224H13L14 225V227H15ZM32 225V227H30L29 228V226H31ZM75 224V223H74ZM243 224V225H242ZM253 224H256V226H257V229H256V227H255V225H254V227H252L253 226ZM263 224V225H262ZM11 225V224H10ZM48 225H51V224H48ZM72 225V224H71ZM76 225V224H75ZM75 225H73L74 226V228H76V226L77 225H79V224H77L76 226ZM81 225V224H80ZM80 225H79V227H80ZM109 225V227L110 228H108L107 226ZM111 225H112V227H111ZM136 225V224H135ZM140 225V226H141ZM157 224H155V226H156ZM177 225V226H176ZM207 225V226H206ZM215 225V226H214ZM221 225H222V227H221ZM242 225V226H241ZM260 225V226H259ZM7 226V225H6ZM16 226V227H17ZM41 226V227H40ZM73 226H71V229H70V231L69 232H71V231H73L74 232V230H75V232H79L80 230L82 231V229L81 228H79V230L78 231H76V229H74L73 230ZM98 226H99V224H98ZM105 226H106V228H105ZM130 226V227H129ZM141 226V227H142ZM160 226V225H159ZM159 226H158V228H159ZM217 226V228H214V227H216ZM251 227V228H249V227ZM263 227V229H261L262 227ZM2 227H4V225H2ZM7 227H9V226H7ZM6 227V228H7ZM11 227V226H10ZM10 227H9V229H10ZM43 227V228H42ZM92 227V226H91ZM117 227V228H116ZM138 227V226H137ZM157 227V226H156ZM177 227V228H176ZM242 229H241V228ZM245 227V228H244ZM42 228V229H41ZM51 228V227H50ZM49 228V229H50ZM95 228V229H96ZM140 228V227H139ZM143 228V227H142ZM141 228V229H142ZM161 228V227H160ZM211 228V229H210ZM237 228V231H239V229ZM247 228H249V229H247ZM255 230H254V229ZM258 228H260L259 230H258ZM0 229H2V228H0ZM8 229V228H7ZM8 229V230H9ZM10 229V230H11ZM28 229H30V230H28ZM67 229V230H68ZM86 229V228H85ZM84 228H83V230H85ZM154 229V228H153ZM153 229H151V230H153ZM157 229V228H156ZM215 229V230H214ZM243 229L245 230H247V231H243ZM253 229V233H252V230ZM5 230V229H4ZM9 230V231H10ZM23 230V231H22ZM24 230H28V231H24ZM97 230V229H96ZM95 230V231H96ZM134 230V231H133ZM151 230H149V232L151 231ZM162 230V229H161ZM217 230V231H216ZM221 230H223L224 231V233H223V231H221ZM248 230H250V232L252 233L251 235L249 234V232H248ZM257 230V232H256V234H255V231ZM2 231V230H1ZM1 231H0V233H1ZM31 231V232H32ZM40 231V232H41ZM65 231H64V233H65ZM86 231V232H85ZM84 232L85 233H87L89 230H85ZM102 231V232H101ZM156 231H158V230H156ZM169 231V230H168ZM167 231V232H168ZM220 231V232H219ZM262 231V232H261ZM22 232V233H21ZM24 232H26V233H28V234H24ZM101 234H100V233ZM105 232V233H104ZM136 232V231H135ZM142 233H143V231H141ZM148 232V233H149ZM151 232H153V231H151ZM165 232V231H164ZM216 232V233H215ZM260 232H261V234L263 235V236H261L260 237ZM5 233V232H4ZM54 233V232H53ZM61 233V234H60ZM72 233V232H71ZM70 233V234H71ZM79 233H81V232H79ZM77 234V233H75V234H77L78 236H81L82 234ZM103 233H104V235H105V239H103V237H104V235H103ZM139 233V232H138ZM171 233L173 234V235H171ZM215 233V234H214ZM219 233H222L223 235H219ZM246 233H248V236L246 235ZM257 233H259V235H257ZM17 234V235H18ZM31 234V235H30ZM34 234V235H35ZM49 234V233H48ZM84 234V233H83ZM95 234V233H94ZM147 233L145 232V235H146ZM150 234V233H149ZM152 234V233H151ZM153 234H154V232H153ZM159 234H161V233H159ZM166 234V233H165ZM216 234H217V236L219 235L220 236V238H218L217 236H216ZM242 234H241V236H242ZM245 234V235H244ZM15 235V236H14ZM52 233H51V238H52ZM53 235V236H54ZM72 235V234H71ZM76 235V236H77ZM141 235V234H140ZM166 235H169L168 233L166 234ZM254 235V237H252ZM41 236H42V234H41ZM69 236V235H68ZM67 235H66V237L67 238H69ZM75 236V235H74ZM74 236H70V240L72 239V241H73V239L75 240V238H74ZM93 236V235H92ZM98 236H97V238H98ZM103 236V237H102ZM137 236V235H136ZM135 236V237H136ZM147 236H149V235H147ZM157 236V235H156ZM169 236V237H170ZM215 236V237H214ZM223 236V237H222ZM258 236H259V238H258ZM34 237H36V238H34V240H32ZM59 237H55V238H59ZM65 237V239L67 240V238ZM116 237H118L119 239H116ZM124 237L123 238H121V239H123L124 240ZM139 237V236H138ZM141 237V236H140ZM143 237H145V236H143ZM142 237V238H143ZM150 237V236H149ZM152 237H155L154 235L152 236ZM151 237V238H152ZM165 237V236H164ZM213 237V238H212ZM251 237V238H250ZM31 238V239H30ZM78 238H80V237H78ZM91 238V237H90ZM93 238H95V240H92L91 241V243L92 244H94L95 243V241H96V237H94L93 236ZM217 238L218 240H215V239ZM243 238V237H242ZM47 239H49V238H47ZM56 239V240H57ZM92 239V238H91ZM118 240V241H115V240ZM141 239V238H140ZM146 239V238H145ZM153 239V238H152ZM152 239H150V240H152ZM159 239V238H158ZM163 239V238H162ZM161 239V240H162ZM32 240V241H31ZM69 240V241H70ZM112 242V244H110L111 242ZM122 240V241H123ZM157 240V239H156ZM213 240H215L214 242H212ZM29 241H31V242H29ZM45 240L43 239V242H44ZM48 241V240H47ZM60 241V240H59ZM72 241H70L71 243H72ZM77 241H80V240H75L74 242H77ZM164 241V240H163ZM218 243H217V242ZM36 242H33V243H36ZM41 242H42V240H41ZM46 242V241H45ZM52 242H53V240H52ZM50 243V244H55V248L56 247H58V242H57V245H56V243ZM54 242H56V241H54ZM107 242V243H106ZM110 242V243H109ZM139 242V241H138ZM159 242H161V241H159ZM168 242V243H167ZM252 242H254V243H252ZM260 242H262L263 243V245H262V243H260ZM29 243V244H28ZM65 243H67V242H65ZM69 243V242H68ZM90 243V242H89ZM10 244V245H9ZM43 244V243H42ZM42 244H40V247H41V245ZM47 244V243H46ZM70 244V243H69ZM92 244H86V246L87 245H92ZM99 243L97 242L95 245L97 246ZM213 244H214V246H213ZM7 245V246H6ZM27 245V246H26ZM32 245V244H31ZM102 245V244H101ZM100 244L98 245V248L99 249H101L100 248V246H101ZM109 245H110V248H109ZM39 246V245H38ZM45 246V245H44ZM54 246V245H53ZM60 246V245H59ZM85 246V247H86ZM212 246V247H211ZM250 246V247H251ZM258 246H256V248H258ZM26 248V249H30V248H33L34 249V247H36V246H34V247H29V248ZM50 247V246H49ZM92 247H94L93 245L91 246V248ZM214 247V248H213ZM42 248V247H41ZM44 248V247H43ZM45 248H46V250L45 251H47V247L45 246ZM44 248V249H45ZM80 248H82V247H80ZM88 248H90V247H88ZM90 248V249H91ZM95 248V247H94ZM97 248V247H96ZM212 248V249H211ZM255 248V249H256ZM25 249V250H26ZM44 249H39V250H37V255L39 254L38 253V251H43ZM50 249V248H49ZM49 249H48V251H49ZM52 249H54L52 246H51V253L52 254H49L48 252H46L45 253V256H43V255H39L40 257H42V258H44V259H42V261L44 260V262H48L47 261V259L45 258L46 256L47 257H49V259L51 258V255L53 256L54 255V253L52 252ZM57 249V248H56ZM58 249H60V247L58 248ZM77 249V248H76ZM27 250V252L26 253H24V255L25 256H23V252H25V251H23L22 252V254H20V253H18L17 255H16V257H18L17 258V260H15L14 261V263H12V264H15V263H18V262H20V263H18V264H30V263H32L34 260V262L35 263H32V264H36L37 262H38V264H40V261H41V258L40 257H38L39 258V260L40 261H36V259H37V257H36V259L35 258H33V255L35 254V253H33V255H31L32 257V259L33 260H31V262H29L28 260H30L31 258H29L28 257V260H27V258H26V256H30V255H28L29 254V252L31 251V249H30V251H28ZM55 250V249H54ZM79 249H77V251H78ZM107 250V251H106ZM124 250L127 252H124ZM251 250H252V248H251ZM257 250H260V249H257ZM261 250L259 251V255H255L253 252H252V260H253V258H254V262H256V264H259L260 262L262 263L264 260H260L259 261V259L258 258H260L261 257V255H262V257H263V255H264V252H261ZM1 251H3L4 252V254L6 253L7 255H8V253L9 252H11V253H9V258L5 255H1ZM19 251H17V252H19ZM35 251V250H34ZM40 251V252H41ZM44 251V252H45ZM57 251V250H56ZM95 251V250H94ZM124 252V254H123V252ZM264 251V250H263ZM13 252V253H12ZM32 252H33V250H32ZM55 252V251H54ZM58 253H60V252H62V251H60L59 252V250L57 251ZM79 252V251H78ZM103 252V253H102ZM119 252V253H118ZM28 253V254H27ZM31 253V252H30ZM126 253V254H125ZM149 253V254H148ZM150 253H151V255H150ZM212 253V254H211ZM251 253V252H250ZM3 254V253H2ZM11 254V255H10ZM27 254V255H26ZM57 254V253H56ZM61 255L63 254V253H60ZM66 254V253H65ZM76 254V253H75ZM74 254V255H75ZM79 254V253H78ZM89 254V255H88ZM117 254V255H116ZM119 254V255H118ZM258 254V253H257ZM21 255V256H20ZM37 255H35V256H37ZM61 255H60V257H61ZM64 255V254H63ZM126 255V256H125ZM176 255H179V257L181 258V256H182V260L179 258H177L176 260L174 259V257H176ZM255 255V256H254ZM20 256V257H19ZM57 256H59V254H57V255H55L54 257L56 258ZM119 256V257H118ZM258 257V258H255V257ZM1 257V258H2ZM23 257H25V258H23ZM64 257H66V255L65 256H63V258ZM147 257H148V259H147ZM178 257V256H177ZM262 257L260 258V259H262ZM20 258V259H19ZM55 258H54V260H55ZM150 258H152L153 260H152V262H151V260H150ZM158 258V255H157V257H156V260H158L157 259ZM211 258V259H210ZM216 257L214 256L213 257V259H215ZM10 259V260H9ZM14 259H16V258H14ZM22 259V260H21ZM25 259L27 260V262L25 261ZM52 259H53V257H52ZM52 259H50V260H52ZM70 259V258H69ZM71 259H72V257H71ZM122 259V258H121ZM147 259V260H146ZM256 259L258 260V261H256ZM263 259H264V257H263ZM2 260V259H1ZM0 260V261H1ZM19 260H21V261H19ZM49 260V263H51L52 261V263L51 264H53V263H55V261L54 260H52V261H50ZM66 260H67V258H66ZM65 260V261H66ZM75 260V259H74ZM177 260H181V261H177ZM11 261V262H10ZM24 261V262H23ZM58 262H59V260H57ZM61 261H63V260H61ZM70 261V260H69ZM122 261V260H121ZM159 261V260H158ZM178 263H177V262ZM207 261V262H206ZM215 261V260H214ZM4 262V261H3ZM75 262H77L76 264H79V261L77 260V261H75ZM203 262V263H202ZM205 262V263H204ZM212 262H213V260H212ZM64 263V262H63ZM126 263H127V260H126ZM126 263H124V261H123V264H126ZM215 264H216V261L214 262ZM260 263V264H261ZM264 263V262H263ZM1 264V263H0ZM2 264H4V263H2ZM42 264V263H41ZM47 264V263H46ZM57 264H59V263H57ZM61 264V263H60ZM70 264V263H69ZM129 264V263H128Z\"/></svg>", "mask_w": 264, "mask_h": 264}, {"label": "rangeland", "instance_id": "obj_2", "mask_svg": "<svg viewBox=\"0 0 264 264\" xmlns=\"http://www.w3.org/2000/svg\"><path fill=\"white\" fill-rule=\"evenodd\" d=\"M6 1H7V2H8V1H13V2H15L16 0H6ZM49 1H51V0H49ZM56 1H57V0H56ZM56 1L52 0V1H51L52 5H49V7L55 9V6H54V5L56 4V6H57V3L60 4V2H61V4L58 5V8H62V9L65 10V11H64V10H63V11L66 12V13L64 14V12H63L62 15H66V14L68 15V17H67L68 20L66 19V22L68 21V22H69V25H70V23H71L70 26H72V28L74 27V29H76V30H75L76 35L73 34V35H75L76 38H74L73 35H72V31H73L74 29L71 30V29H70L71 27L67 25L68 28L66 27V29H70V32H71V35H72V36H71V35H68V34H66V35H67L68 37L70 36L69 38H71V37H72V38H71V40H69V38L67 39V37L64 36L66 40H65L64 38H62V39H64V43H67V45H66V44L64 45V43L62 44V45H64V46L60 45V43L63 42V41L61 42V38H60V37H61L62 35H65L64 33H66V31H67V30L64 28V26H65L66 24L64 25V24H61V23H60V22H62V21H61V18H60L61 15H59L58 18H57L58 21H60L59 24H58V21L56 22L55 17H53L54 15L56 16V14H57V15L59 14L58 11H56L57 13H53V14L51 13V14H52V16H51V15H49V14H50L49 11H45V9L43 10V9L40 7L44 12L49 13V14L44 13V15H49V16L47 17V16H44V15H43V12H42V11H40L41 9L39 8V6H38V8H37V7H35V5H34V7H35L36 9L33 8L34 10L31 9V11H30V12L33 11V12H32L33 15H36V13H37L38 11H39L38 14H40V13L42 12V14L36 16V17H38V18H37V21H34V22H33V23H36V24H37V25H36L37 27L34 28V29L32 30V32H31L32 35H33L34 37H35V35H36V36L39 35V34L41 33V31H42V32H43V31H46V32H47V31H49V30H50L49 32H51V30L53 31V30H54V27H55V26H54L55 23H57L56 26H57V25H59V26H63V25H64L62 28H60V29H62L61 31L64 32V33H62L60 37L55 38V40L58 39V40H56V41H58V42L52 40V43H53V41H54V43H57V44H54V43H53L54 45H56V49H55V48H52V47H54L53 45L51 46V44H48V43H47V42L51 43V42H50V41H51V38H54V37H51V38L49 37L50 39H49V38L46 39L47 41L45 40V38H44V40L42 39L45 43H42V40H41V42H40V40H34V41H37V42L40 43V46H37V45H39V43H38V44H35L36 47H38V48L40 47V48H41V45L43 44V45H42V46H43V47H42V48H43L42 50H44V49H47V48H48L47 45L51 46V47H49V48H50V51H51V49H52V51L50 52V51L48 50V51L50 52V55H49L50 57H49V56H47V57H49V60H50V58H51V55H52V57L56 58V59H55L56 61H54V60L52 61L54 64H55V63H56V64H59V63H61L64 59H66V58H67V59H70V61H73V62H74V60H71V59L74 58V59L77 61V63H79L78 65H79V66L81 65V66H80L81 68H82V65H83V67L86 66V68H90L89 70H91V69L93 68V65L96 63V62L94 61L95 59L97 60V58L99 57L98 60H101V59L104 60V56H103L102 54L104 53V51H105L106 49L103 47V48H104V49L102 50L103 52H101L100 47L98 48V50L96 49L97 51H99L100 53H102V54L98 53L99 55H96L97 52H96V51H93L94 53L92 52V54H94L93 57H95V59H94L93 57H91L92 54H91V56H90L91 59L88 57L89 55H88L87 57H83V55H85V53H82V50H83V52H86V51H84V49H85V46H84L85 43H84V42L86 41L85 39H87L88 42H89V41L94 40V38L96 37L95 39H96V41H97V40H99V38H100L101 35H100V32H95V31H93L94 33H91V36H90V37H89V35L86 36L87 33L85 34L86 31H84V30H85V27H83L84 29H82V28L80 27L81 25H80V24H77V21H78V22H79V20L82 21L81 24H83V22H84V23L86 22L87 24L92 25V23L95 21L94 18L97 19L98 17H101L102 15L100 16L99 14H102L103 12H104V16L108 15L107 17H105V19H107V18H108V19L111 18V17L113 16L114 12H115V14H116L117 17H118V15L121 16V15H120V12L122 11L121 9H123L124 7H123V8L121 7L120 9H119L118 7H120L119 5H121V4L124 5V3H126V2H125L124 0H118V1H117V0H115V1H114V0L110 1V0H109V2H110L109 5H110V4H114V5H115V3L118 4V7L116 8L117 10H119V12H118L119 14H118L116 9H112V8H111V7L114 8V5H112V6L110 5V7H109V5H108V9H107L105 6H101V7H100L101 4H98L100 1H96V0L93 1V2H95V3H93L91 0H87V1H86V0H85V1H82V0H71V1H70V0H62V1H60V0H58V1H60V2L57 1V3H56ZM78 1H79V2H78ZM81 1H82V2H81ZM89 1H91L92 3L89 2ZM126 1H128V0H126ZM138 1H139V0H138ZM141 1H143V2H138V3H137V0H135L136 5H138V6L140 7V6L143 4V5H142V8H146V9H147L146 6L149 7L150 4H151V2L153 3L152 0H146V1H145V0H141ZM154 1H155V0H154ZM166 1H167V0H166ZM166 1H164V2H166ZM73 2L76 3L77 6H76L75 4H73ZM85 2H87V3H85ZM88 2H89V3H88ZM96 2H97V3H96ZM113 2H115V3H113ZM130 2H131V1L129 0V2H127L125 6L127 7V4L130 5ZM135 2H134V4H135ZM149 2H150V3H149ZM167 2H168V1H167ZM78 3H82V4L84 3V4H83V10H81L82 8L80 7V6H82V5H81V4H78ZM131 3H132V2H131ZM141 3H142V4H141ZM48 4H50V3H48ZM72 4H73V5H72ZM94 4H95V7H94ZM134 4H133V5H134ZM147 4H148V5H147ZM74 5H75V6H74ZM85 5H86V7H85ZM88 5H89V6H88ZM96 5H97V6H96ZM98 5H99L100 8H102L101 11H103V8H104V7H105V8H104L105 10H104L103 12L100 13V12H99V11H100V8L98 7ZM122 5H121V6H122ZM59 6H61V7H59ZM62 6H64V8H63ZM70 6H71V7L74 6V7L71 8ZM78 6H79V8H78V9H79V13H76V14H75V12L78 11V10L75 11V10L77 9ZM116 6H117V5H116ZM116 6H115V7H116ZM138 6H137V8H138V10H137L136 6L134 5V10H137V13H136V11H135V14H136V15L134 14L135 16H137V14H139V12H138V11H139V7H138ZM143 6H145V7H143ZM23 7H24V6H23ZM84 7H85V9H84ZM88 7H89V9H88ZM92 7H93V9H92ZM97 7H98V13H99V14H98V16H95V14H96V12H97V11H95V10L97 9ZM126 7H125V9H123V11H122L123 13L126 12ZM51 8H50V9H51ZM74 8H75V10H74ZM80 8H81V9H80ZM86 8H87V9H86ZM90 8H91V10H90ZM128 8H129V7H127V9H128ZM135 8H136V9H135ZM142 8H141V9H142ZM37 9H38V10H37ZM20 10H21V11H20ZM36 10H37V11H36ZM72 10H74V11H72ZM84 10H85V11H84ZM93 10H94L95 13L92 12ZM112 10H113V11H112ZM114 10H116V11H114ZM148 10H150V9L148 8ZM15 11H16V10H15ZM19 11H20V12H19ZM22 11H23L22 9H17V11L13 13L14 15H13V16L11 15L12 17L10 16L11 18H10V17H7L8 20H9V22L7 21L8 24L5 23L6 20H7V18H6V19L4 18V17H6L5 15H3L4 12H0L1 16L3 15L2 17H1V16H0V17L5 19V21H4V19H2V21H1V20H0V21H1L2 23H3V21H4L5 26H6V24L9 25V26L5 27L4 24L0 23V24H2V25H0V31H2L3 34H6V35H5L6 37H5V36H4L5 38L3 37L4 39H6V38L8 37L7 35H9V33H10V36L12 35L11 37L13 38V40H12V38H10V39H11L12 41H14V40L16 39V37H15V38L13 37V36H15V33L18 34L17 31H20V33L22 32V30H21V29H18V27H17V26H19L20 23H21V24H26V25H27V29H28V28L31 29V27L29 26L30 24H28V23H29V20H28V19L26 20V22L28 21V23H22V22H20V21H19V18H18L19 23L15 21V20L17 19L18 16H19V17L21 16V12H22ZM83 11H84V12H83ZM105 11H107V13H106ZM82 12H83V13H82ZM90 12H91V13H90ZM140 12H141V10H140ZM26 13H27V12H26ZM85 13H86V14L89 13V14H87L89 18H90V17H93V16H95V17L88 19V17H86L87 15H86ZM92 13H94V15H93ZM127 13H129V12H126V14H127ZM23 14H25V11L22 12V15H23ZM74 14H75V15H74ZM82 14H83V15H82ZM90 14H91L92 16H91ZM115 14H114L113 17H115ZM121 14H122V13H121ZM124 14H125V13H124ZM33 15H32V16H33ZM77 15H78V16H77ZM128 15H129V14H128ZM128 15H127V16H128ZM40 16H42V17H46V19L49 20V22H47V20H46L45 18H44V19H43V18L41 19ZM74 16H75V17H74ZM104 16H102V17L104 18ZM123 16H124V15H123ZM123 16H122V17H123ZM127 16H126V17H127ZM138 16H140V14H139ZM138 16H137V17H138ZM34 17H35V16H34ZM36 17L34 18L35 20H36ZM39 17H40V18H39ZM50 17H51V18H50ZM52 17H53V18H52ZM61 17H62L63 20H64V18H66L65 16H61ZM77 17H78V18H77ZM80 17H82L83 20H82ZM96 17H97V18H96ZM113 17H112V18H113ZM137 17H136V19H137ZM1 18H0V19H1ZM12 18H14V19H12ZM49 18H50V19H49ZM59 18H60V20H59ZM76 18H77V19H76ZM118 18H120V17H118ZM138 18L140 19V17H138ZM260 18H261V16H260ZM263 18H264V15H263ZM263 18H262V19H263ZM40 19H41V20H44V21H41ZM52 19L55 20V23H54V21H53ZM86 19H87V21H84V20H86ZM92 19H93V22H91ZM10 20H13V23H11ZM39 20H40V21H39ZM50 20H51V21H50ZM88 20H89V22H88ZM260 20H261V19H260ZM260 20L258 19V23H257V20H256V22H254V25H255L256 28L258 29V30H257V29L255 30V28H254V31H255L256 33H255L254 31L251 30L252 34L255 33L256 36H257V33L259 32V33H258V36H259L258 38H255L256 36L254 37V36H253L254 34H253L252 36L249 35L250 33H249V34L247 33L248 31L245 29V27H244V30H243V31L240 30L241 34L237 35L239 31L237 32V30H236L237 33L234 32V31H235V30H234L235 28H234V29H233L234 31L232 30V31L234 32V35H230V36L235 37V38H234V41H233V43L231 42L232 40H231V41L229 40V41L231 42V44H233V45L235 46L234 51H236V48H237V53H234V52H233V49H232V52H231V53H233V54H231V55H232L234 58H236L235 61H237V58H239L240 56L242 57V55H246L245 57H248V56H249L248 58H250V56H251V59H249V60H253V59H254V61L257 63V65L254 64V65H251V66H258V64L260 63L259 65H261V66H259V68L263 71V70H264V69H263V68H264V19H263V21L261 20V22H263V23H261ZM52 21H53L54 24L52 23ZM64 22H65V21H63L62 23H64ZM68 22H67V24H68ZM140 22H143V21L141 20ZM259 22H260V27H259V25H258V27H257V25H256L255 23L259 24ZM121 23H122V22H121ZM121 23H120L119 25H116V26H115V28L118 26V27L115 29V30H117V29H118V30H117V31L114 30V32H121V31H122L124 35H126V34H132V35H134L133 33L135 32V33H136L135 35L137 36V35L141 34L140 32L143 31V29H142V27H141L140 24H139V26H140L141 28L138 27V25H134V24H133V25H134V26H133L132 23H131V24L129 23L130 25H129V24L127 25V23H125L124 26L121 25ZM10 24H11V25H10ZM21 24H20V25H21ZM52 24H53L54 27L52 26ZM251 24H252V23H251ZM251 24H250V25H251ZM15 25H16V26H15ZM79 25H80V26H79ZM85 25H86V24H85ZM125 25H126V26H125ZM185 25H186V24H185ZM82 26H84V25H82ZM251 26H252V25H251ZM1 27H3V28H1ZM15 27H16V29H18V30L13 29V28H15ZM21 27H23V25H22ZM21 27H20V28H21ZM57 27H58V26H57ZM57 27H55V28H57ZM69 27H70V28H69ZM79 27H80V28H79ZM87 27H88V26H86V28H87ZM135 27H136V28H135ZM252 27H253V26H252ZM252 27H251V28H252ZM24 28H26L25 25H24ZM63 28L65 29L64 31H63ZM236 28H238V27H236ZM240 28L242 29L243 27L240 26ZM251 28H250V29H251ZM30 29H29V30H30ZM58 29H59V28H58ZM58 29H55L56 31L53 32L55 35H56V32H57V31H60V30H58ZM81 29L83 30L84 35H85L86 37H85V36L83 37V33H82V35H81V32H82ZM247 29L249 30V28H247ZM14 30H15V32L12 34L11 32H13ZM34 30L37 31V32L40 31V33H37V32H36V33H37V34H36V33L34 32ZM79 30H80V31H79ZM125 30H126V31H125ZM140 30H141V31H140ZM245 30H246V31H245ZM25 31H26V29H25ZM249 31H250V30H249ZM27 32H28V30H27ZM27 32H24L23 35H24V36H27V35H25V33L27 34ZM49 32H48V33H49ZM75 32H73V33H75ZM122 32H121V34H122ZM233 32H232V34H233ZM240 32H239V33H240ZM31 33H29V35H30L31 37H33V36L31 35ZM33 33H35V35H34ZM68 33H69V31H68ZM96 33H97V34H96ZM235 33H236V34H235ZM42 34H44V33H42ZM42 34H40V36H41ZM45 34H46V33H45ZM49 34H50V33H49ZM51 34H52V33H51ZM54 34H52L51 36H55ZM88 34H89V33H88ZM20 35H21V34H20ZM93 35H94V37H93ZM102 35H104V34L102 33ZM112 35H113V33H112ZM10 36H9V37H10ZM24 36H22V37L20 36L21 40L25 38ZM30 36H29V37H30ZM42 36H43V35H42ZM56 36H57V35H56ZM56 36H55V37H56ZM77 36H78V37H77ZM37 37H39V36H37ZM37 37H35V38H37ZM44 37H48V36H47V35H46V36L44 35ZM82 37L84 38V40H83ZM87 37L90 38V39H91V37H92V40H89ZM73 38H74V40L77 39L76 41H78V45H79V46H78L77 44H75V43H77V42H75V43H74V42H71V41H73V40H72ZM101 38H102V36H101ZM101 38H100V39H101ZM112 38H113V37H110V39H112ZM229 38H230V37H229ZM4 39H3V40H4ZM7 39H8V38H7ZM7 39H6V40H7ZM10 39H9V40H10ZM17 39L20 41L19 37H17ZM17 39H16V40H17ZM27 39L29 40L28 37H27ZM37 39H38V38H37ZM6 40H5L4 42H3V41H2V42L5 44V43H6ZM9 40H7V41H8L7 43L9 44V48H11L10 45L13 44L12 46H16V45L19 43V41H18V43H17L16 45H14V43H16V42L12 43V41H10L11 43H9ZM25 40H26V38H25ZM28 40H26V41H28ZM31 40H33V39H31ZM49 40H50V41H49ZM59 40H60V42H59ZM68 40H69V41H68ZM112 40H114V38H113ZM227 40H228V38H227ZM23 41H24V40H23ZM67 41H68V42H67ZM99 41H100V40H99ZM229 41H227V42H229ZM21 42H22V41H21ZM31 42L34 43L33 41H30V42L28 41L29 44H30ZM93 42H95V41H93ZM227 42H226V43H227ZM0 43H1V42H0ZM26 43H27V42H26ZM32 43L30 44L31 48H32V46L34 45V44H32ZM35 43H36V42H35ZM58 43H59V44H58ZM70 43H71V45L69 46ZM89 43H90V42H89ZM89 43H86V45H88ZM98 43L100 44V42H98ZM98 43H97V44H98ZM126 43H127V42H126ZM44 44H47V45H45L46 47L44 46ZM73 44H75V45H73ZM95 44H96V43H95ZM129 44H130V43L127 44L129 47H128V46L126 47V44H124L125 46H124L123 48H126V50H129L128 48H130V46H131V45H129ZM231 44H230V45H231ZM0 45L3 46L2 43H1ZM25 45H26V47H27L28 44H24V47H25ZM57 45H58V46H57ZM72 45H73V48H74V49L71 48ZM91 45H92V44H91ZM164 45H166V44H164ZM164 45H161L162 48L160 49V51H157V48H155L156 51H154V49H152L153 52H155V55H160V53H161V54H165V53H167V52H168V53H169V52H172L171 49H170V51H169V49H168L170 46L167 47L168 51L165 52V50H167V49H166V46H165V49L163 50ZM223 45L226 47V44H223ZM230 45H227V46H228V47H226L227 49H226V50L223 49V50H224L225 52L228 51V50H229L228 48L231 47ZM2 46H1V48H2ZM20 46H21V45H20ZM20 46H19V47H20ZM60 46H61V47H60ZM74 46H75V47H74ZM224 46H223V47H224ZM24 47H21V49H23ZM34 47H35V46H34ZM64 47H65V48H64ZM78 47L80 48V50L77 49ZM225 47H224V48H225ZM4 48H5V45H4ZM7 48H8V47H7ZM38 48L35 49V50H38ZM49 48H48V49H49ZM57 48H58V49H57ZM67 48H68V49H67ZM232 48H233V46H232ZM12 49H13V51H14V48H12ZM17 49H18V45H17V48H15V50H16V52L14 51L15 53H17ZM25 49H26V48H24V49L22 50V53L24 52ZM72 49H73V50H72ZM101 49H102V47H101ZM3 50H4V49H3ZM3 50H2V49L0 50V51H1L0 54L2 53ZM5 50H6V49H5ZM5 50H4V51H5ZM40 50H41V49H40ZM53 50H54V51H59V50H60V52H57V53L54 52V53H55L56 55H58V54L60 55V53H61V55H60V56H59V55H58V56H55V55L52 53ZM77 50L79 51L80 54H83V55L81 56V55L78 53ZM152 50H151V51H152ZM158 50H159V49H158ZM161 50H163L164 53L161 52ZM10 51H11V49H10ZM10 51H9V52H10ZM20 51H21V50H20ZM28 51L30 52V50H28ZM71 51H72V53H71ZM224 51H222V52H224ZM230 51H231V50H230ZM5 52H7V51H5ZM14 52H13V53H14ZM29 52H27V53L29 54ZM33 52H34V51H33ZM38 52H39V51H38ZM41 52H42V51H41ZM45 52H46V50H44V53H43L45 56H44L42 53H40V54H42L41 56H43V57H41V59H42L41 61H40V59H39L40 57H37L38 54L35 55V57H37V58H36V61L34 62V59H35V58L33 57V58H32V61H31L30 63L28 62V61H30V60H29L30 57H29V59H28V57H27L28 60H27V59H23L24 57H23V58L21 57V59H19V61H20V62H23V61H21V60L23 59L24 62H23L22 64L19 63V65L21 64L22 66H24V63H25L26 66H27L26 63H29V64L32 63V64H34V63H37V59H38V60L41 62V63L38 62V64H40L41 67L43 66V68H41V73H42V71H43L42 69L45 70V69H47V68H50V66L53 65V63H51L52 65L50 64V61H51L52 59H54V58H52L50 61L46 60V62L48 61V63H45V64H46V65L48 64V65H47V67L45 68V67H44V65H45L44 62H45V59H46V54H45ZM49 52H47V53H49ZM95 52H96V53H95ZM153 52H152V53H153ZM158 52H160V53H158ZM225 52H224V53H225ZM228 52H229V51H228ZM10 53H11V52H10ZM24 53H25V52H24ZM27 53H25V54L28 55ZM51 53H52V54H51ZM69 53H71V55H70ZM157 53H158V54H157ZM226 53H227V52H226ZM4 54H5L6 56L9 55V53L6 54V53L3 52L2 55H4ZM18 54H20V53L18 52ZM25 54H24V55H25ZM32 54H33V53H32ZM34 54H35V52H34ZM76 54H77V56H78V57H76V58H79V59H76V58H75V55H76ZM78 54H79V55H78ZM104 54H106V51H105ZM153 54H154V53H153ZM228 54H229V53H228ZM228 54H226V56H227ZM47 55H48V54H47ZM53 55H54V56H53ZM62 55H63V56H62ZM68 55H70V57H69ZM95 55H96L97 57H96ZM239 55H240V56H239ZM20 56H23V55H19V57H20ZM31 56H33V55H31ZM38 56H40V55H38ZM73 56H74V57H73ZM80 56L82 57L81 60H80ZM220 56H221V55H219V59L222 58V57H220ZM224 56H225V55L223 54V58L226 57V56H225V57H224ZM238 56H239V57H238ZM13 57H14V58H13ZM16 57H18V56H12V58L14 59V61H13V59L11 58V56H9V58H6V59H5V57L2 58V56L0 55V58H1V59H0V62H1V60H2V62H3V59H5L6 61L3 62V65H4V64L7 62V60H8V62H7L5 65L8 64L7 66L10 67V66H12V65L14 64L13 62H15V65L17 66L18 63L16 64V62L18 61V59H17ZM44 57H45V59H44ZM59 57H61L62 61L59 59ZM62 57H63V58H62ZM71 57H73V58H71ZM100 57H102V58H100ZM243 57H244V56H243ZM252 57H253V59H252ZM254 57H255V58H254ZM256 57H257V58H256ZM57 58H58L59 60H57ZM83 58H87V61H86V59H83ZM92 58H93V60H92ZM226 58H227V57H226ZM226 58H225V59H226ZM229 58H230V56H229ZM234 58H233V60H231V61L229 60V61H230V62H228L229 65L232 64V61L234 62ZM10 59H12V60H10ZM47 59H48V58H47ZM138 59H139V58H138ZM138 59L136 60V63H141V64L144 63L143 61L146 60V58H141V59L139 60V61H140V62H139ZM144 59H145V60H144ZM206 59H207V58H206ZM225 59H224V60L222 59V60L225 61ZM227 59H228V58H227ZM230 59H232V58H230ZM239 59H241L240 62H239V60H238L239 63H241V62H242V63H244V62L246 63V62H247V61H245V60H246L245 58H239ZM242 59L244 60V62H243ZM15 60H16V61H15ZM25 60H26L27 62H26ZM79 60H80V61H79ZM98 60H97V62H98ZM258 60H259V61H258ZM19 61H18V62H19ZM42 61H44V62H42ZM70 61H67V60H66L65 62H63V63H65L64 65H66V66H64V65L61 66L63 70L66 69V67H68L67 69L70 71V68H69V65L71 64ZM76 61H75V62H76ZM81 61H82V63L84 62V64H82ZM85 61H86V62H85ZM93 61H94V64H93ZM206 61H207V60H206ZM206 61H205V62H206ZM227 61H228V60H227ZM227 61H225V62H227ZM254 61H253V62H254ZM2 62H1V64H2ZM9 62H12L13 64H12V63H9ZM33 62H34V63H33ZM58 62H59V63H58ZM66 62H68V64H66ZM148 62H149V61L146 60L145 63H148ZM42 63H43V64H42ZM69 63H70V64H69ZM77 63H76V64H77ZM228 63H226V64H228ZM245 63H244V64H245ZM251 63H252V62H251ZM1 64H0V65H1ZM9 64H10V65H9ZM32 64H31V65H32ZM41 64H42V65H41ZM49 64H50V65H49ZM72 64H73V63H72ZM74 64H75V63H74ZM224 64H225V63H224ZM237 64H238V63L236 62L235 65H237ZM248 64H250V63H248ZM3 65H2V67H3ZM19 65H18V66H19ZM31 65H30V66H31ZM35 65H36V64H35ZM35 65H34V66L32 65V66H33V67H36V68H38V69L40 68L39 65H36V66H35ZM67 65H68V66H67ZM138 65H139V64H138ZM145 65H146V64H145ZM241 65H242V64L238 65V67L241 66ZM262 65H263V67H262ZM13 66H14V65H13ZM16 66H15V68H16ZM26 66L23 67V68H26V69H23V70H24L23 72L20 71V70L22 69L21 66H20V67H21L20 70H18L20 67L16 68V70H18L19 74L22 72V73H23V76H24L25 71H26V72L29 71L28 73H30V71H31V67L29 66L28 69H27ZM37 66H38V67H37ZM59 66H60V65H59ZM226 66H227V65H226ZM233 66H234V65L232 64V68H233ZM249 66H250V65H249ZM249 66H248V67H249ZM251 66H250V67H251ZM61 67H60V68H61ZM63 67H65V68H63ZM230 67H231V66H230ZM230 67H229V68H230ZM234 67H236V66H234ZM244 67H245V66H244ZM10 68L13 69L14 67H10ZM29 68H30V69H29ZM36 68H35V70L37 71ZM51 68H52L51 70L54 71V65H53V67H51ZM55 68H56V67H55ZM84 68H85V67H84ZM236 68H237V67H236ZM256 68H257V67H256ZM6 69L8 70L9 68H7V67L5 68V67H4V69H1V67H0V71H1V72L3 71L2 74H4V73L6 72ZM11 69H9V70L6 72V75H9L11 80L14 78L16 81H13V80H14V79H13L12 81L15 82V83H13V82H11V84L9 83V84L11 85V87H10V85H9L8 83H7L6 85L4 84L5 87H1L2 84H3V83L1 82V79H3V81H4L5 76L3 75L4 78L0 77V78H1V79H0V82L2 83V84L0 83V87H1V89H0V93H1L2 90H3L2 94H0V97H1V98H2L3 95H4V96H3L4 98H5V95L7 96L8 94H10V96H11V93H12V96H13V97H12L11 99H14V94L17 93L16 90L19 89V88H17V86H16L17 89H16V88H13V90L15 89V91H11V93H9L8 90H12V87H13L12 84H16L18 80H19L18 84L21 83V84L24 85V86H28L29 81H28V82L26 81V82H27V85H25V82H23L24 84L22 83V79H23V77H22V79H21V78L19 79V77H18V79L15 78V77H16L15 74L17 73L16 70H15L16 73L14 74L15 76L10 75V74H13V73H9ZM57 69H59V67H57ZM57 69H55V70H57ZM238 69H239V68H238ZM241 69H243V66H241ZM257 69H258V68H257ZM257 69H256V70H254V69L252 70V68H251L252 71H257V74H258L259 72H258ZM4 70H5V71H4ZM13 70H14V69H13ZM51 70H49V73H48V74H50V71H51ZM59 70H61V69H59ZM68 70H65L63 73H66V72H67V73H70ZM157 70H158V69H157ZM244 70H246V69H244ZM248 70H249V68H247V70H246L247 75H248V72H247ZM15 71H13V72H15ZM33 71H34V68L32 69L31 72H33ZM36 71H34V72H36ZM46 71H48V70H46ZM53 71H51V72H53ZM136 71L139 72V76H140L141 74H142L141 76H143V74H144V72H145L144 68H142L141 66L137 67ZM262 71H260V74H261ZM11 72H12V71H11ZM34 72H33V74L31 73V74L33 75V77H34L35 74H37V72H39V71H37L36 73H34ZM61 72H62V70H61ZM107 72H108V73H107ZM110 72H111V71L102 72V73H104V75H105V74H106V75H105V76L103 75L104 77L102 76L101 78H103L104 80H106L107 82H109L107 79L110 78V77H112V75H111L112 73L109 74ZM244 72H245V71H244ZM244 72H243V73H244ZM22 73H21V75H22ZM41 73L39 72L40 75H41ZM100 73H101V72H100ZM100 73H99V76L102 75V74H100ZM140 73H141V74H140ZM251 73H252V72H251ZM254 73H256V72H254ZM31 74H29V75H31ZM39 74H38V75H39ZM42 74H45V75H46V72H44V73H42ZM48 74H47V75H48ZM107 74H108L110 77H109ZM25 75H26L27 77H29L28 74H25ZM131 75H132V74H131ZM134 75H135V74H134ZM134 75H132V77H133ZM247 75H246V76H247ZM249 75H250V72H249ZM251 75H252V74H251ZM253 75H254V74H253ZM261 75H264L263 72H262ZM9 76H8V77H9ZM19 76H20V75H19ZM84 76H86V74H85ZM84 76H83L82 78H84ZM135 76H136V75H135ZM141 76H140V77H141ZM243 76H245V75H243ZM258 76H260V75L258 74ZM258 76H257V78H258ZM8 77H6V78L9 80ZM11 77H12V78H11ZM20 77H21V76H20ZM36 77H37V76H36ZM97 77H98V73H97L95 70H92L91 73H90V75H89V76L87 75V76L85 77L86 79H85V78H84L83 80L81 79L82 82H80V83L83 85V88H80V89H81V91H82V89H84V91H86V92H84V91H82L83 93H82L81 91H80V92H81V94H85V93H87L88 95H87V94H85V95L88 96V97H87L88 100L90 99V98H89V97H90V96H89L90 94H89L88 92L90 91L91 83H93V82H92L93 79H96ZM106 77H107V79H106ZM128 77H129V76H128ZM247 77H248V76H247ZM247 77H246V78H247ZM250 77H251V76H250ZM263 77H264V76L260 77V79H262ZM38 78H39V77H38ZM101 78H100V79H101ZM124 78L127 79V80L124 79L126 82L122 79V77H121L120 79L123 80V82L128 83V82H129L128 80H130L131 77L127 78V76H124ZM246 78H244V79H246ZM255 78H256V77H255ZM7 79H6V80H7ZM27 79H29V78H27ZM27 79H25V80H27ZM100 79H99V81H100ZM120 79H119V81L122 82ZM253 79H254V78H253ZM11 80H9V81H11ZM20 80H21V82H20ZM23 80H24V79H23ZM25 80H24V81H25ZM81 80H78V81H81ZM85 80H86V81H85ZM104 80H103V83H104ZM109 80H110V79H109ZM248 80H249V77H248ZM248 80H247V82H248ZM250 80L252 81V78H250ZM250 80H249V81H250ZM255 80H258V79H255ZM263 80H264V79H263ZM263 80H262V81H263ZM9 81H8V82H9ZM84 81H85V82H84ZM204 81H205V80H204ZM260 81H261V80H260ZM100 82H102V79H101ZM107 82H106V83H107ZM255 82H256V81H255ZM257 82H258V81H257ZM4 83H6V82H4ZM78 83H79V82H78ZM106 83H104V85H105ZM199 83H200V82H199ZM202 83H203V82H202ZM205 83H206V82H205ZM205 83H203V85H204ZM251 83H252V82H251ZM251 83H250V84H251ZM18 84H17V85H18ZM32 84H33V83H32ZM109 84H110V83H107L106 85H107V87H108L110 90H108V88L106 87V89H107L108 91L105 89V91H102V92H103V94L106 93V95H107V93L110 92L111 89H112V92H110L111 95L108 93V95H109L108 98H110V99H106L105 97H107V96L105 95L104 98L102 97L104 100H106L105 102H103V104H102V101H104V100H102L101 102H98L97 100H96V102H95V101H94V102L92 101V104L94 103V106L96 105V108H95V107H92V108L97 109V110L100 111V110L102 109V107L104 106V103H106L107 100H108V105H107V103H106V105L109 107V111L111 112L112 110H110V107H111V106H116V105H117V103H115L116 100L114 99L115 96L117 97L118 101H119V99H120V98L116 95V93L114 94V92H116L115 89H117V88H115L114 85H113L112 83L110 84L111 86H110ZM194 84H195V83H194ZM196 84H198V83H196ZM196 84H195V85H196ZM253 84H254V83H253ZM260 84H261V82H260ZM260 84H259V86H260ZM4 85H3V86H4ZM22 85H20V87H21ZM79 85H80V84H79ZM89 85H90V86H89ZM104 85H103V87L105 88ZM195 85H194V87H195ZM201 85H202V84H201ZM6 86H8V88H7ZM74 86H75V84H74ZM74 86L72 85L71 87H74ZM207 86H208V85H207ZM255 86H256V84H255ZM255 86H254L253 88H256ZM259 86H257V88H258ZM71 87L69 86V88H71ZM80 87H81V85H80ZM88 87H89V88H88ZM112 87L115 88V89H113ZM189 87H192V86H189ZM228 87H229V86H228ZM3 88H5V89H3ZM10 88H11V89H10ZM197 88H200V87H197ZM207 88L209 89V87H207ZM207 88H204V89L206 90ZM225 88L227 89V87H225ZM225 88H224V89L222 88V93H224V96H223L222 93L219 94V95L221 96V98H220V96H219V100H220V99L222 100L223 97H226V100H227V96L230 97V92H231V91H230V88L227 89L228 91H230V92H229V95H227V94H228L227 91H226V92H227V94H226V92H225L226 89H225ZM7 89H8V90H7ZM21 89H22V88H21ZM21 89H20V90H21ZM88 89H89V90H88ZM188 89H189V88H188ZM191 89L193 90V88H191ZM240 89H241V88H240ZM261 89H262V86H261ZM55 90H56V88H55ZM114 90H115V91H114ZM139 90H140V89H139ZM201 90H202V88H201ZM201 90L199 91L200 93L203 91V90H202V91H201ZM232 90H235V91H236L237 89L233 88ZM258 90H260V89H258ZM258 90H257V91H258ZM5 91H7L8 94H7ZM113 91H114V92H113ZM220 91H221V90L218 89L217 94H216V95L214 94V95L217 96L218 93H219ZM257 91H256V92H257ZM260 91H261V90H260ZM4 92H5V93H4ZM186 92H187V90H186ZM188 92H189V91H188ZM205 92H206V91H205ZM205 92H204V93H205ZM233 92H234V91H232V93H233ZM236 92H237V91H236ZM256 92H255V94H256ZM263 92H264V90H263ZM263 92H262V93H263ZM3 93H4V94H3ZM112 93H113L114 96L112 95ZM206 93H207V92H206ZM208 93H209V92H208ZM215 93H216V92H215ZM252 93H253V92H252ZM257 93H258V95L260 94L259 92H257ZM262 93H261V94H262ZM57 94H58V92H57V90H56V94L53 93V94H52V97L54 96V97L57 98V96H59V95H57ZM81 94H80V95H81ZM188 94H189V93H188ZM192 94H193V96H195V95H194V92H193ZM192 94H191V96H192ZM197 94H198V91H197ZM202 94H203V93H202ZM225 94H226V95H225ZM233 94H235V93H233ZM56 95H57V96H56ZM91 95H92V94H91ZM135 95H136V94H135ZM185 95H186V94H185ZM200 95H201V94H200ZM200 95H199V96H200ZM204 95H205L206 97H208L206 94H204ZM209 95H210V93H209ZM252 95L254 96V94H252ZM252 95H251V98H252ZM256 95H257V94H256ZM15 96H16V95H15ZM82 96L85 98L84 95H82ZM112 96H113V97H112ZM188 96H189V95H186L185 98L188 97ZM197 96H198V95H197ZM197 96H196V97H197ZM222 96H223V97H222ZM54 97H53L54 100H53L52 98H51V99H52L53 101H55V100L58 101V98H59V97H58L57 99H55ZM83 97H82V98H83ZM206 97H205V98H206ZM213 97H214V96H213ZM213 97H212V98H213ZM217 97H218V96H217ZM257 97H258V96H257ZM17 98H19V97H17ZM84 98H83V100H84ZM111 98H112V99H111ZM197 98H198V97H197ZM205 98L203 97L204 100H205ZM214 98H216V97H214ZM2 99H3V98H2ZM5 99H6V98H5ZM51 99H50L49 101H52ZM85 99H86V98H85ZM187 99H188V98H187ZM190 99H191V100H190ZM198 99H199V98H198ZM201 99H202V97H201ZM223 99H224L225 103L230 102V101L226 102L225 98H223ZM3 100H4V99H3ZM15 100L17 101L16 98H15ZM69 100H72V99H69ZM83 100L81 99V100L79 101V103L88 104V103H85V101L88 102L87 99L84 100V101H83ZM114 100H115V101H114ZM188 100H190L193 104H197V103H195L196 100H194V102H193V100H192L191 97H190ZM188 100H187V101H188ZM206 100H209V99H206ZM217 100H218V99H217ZM228 100H230V98H229ZM4 101H5V100H4ZM4 101L0 100L1 104H2V103L5 104V105L3 104V107L0 106V108L2 107V108H1V111L3 110L4 107L7 106L6 103H5L6 101H5V102H4ZM53 101H52V102H47V103H55V105H56L57 103H56V102H53ZM74 101H76V100H74ZM77 101H78V100H77ZM77 101H76V102H77ZM99 101H100V100H99ZM118 101H117V102H118ZM190 101H189V102H190ZM199 101H200V99H199ZM212 101H214V99H212ZM212 101L209 100V103L211 102V103H212V104H211L212 106H213L214 103H217V101H216V102H215V101L212 102ZM231 101H232V98H231ZM233 101H234V100H233ZM59 102H60V101H59ZM67 102H68V101H67ZM67 102H66V103H67ZM72 102H73V101H72ZM111 102H113V103L116 104V105H114V104L111 103ZM220 102H221V101H220ZM220 102H219V103H220ZM66 103H65V104H66ZM74 103H75V102H74ZM79 103H78V104H79ZM90 103H91V102H89V104H90ZM95 103H99V104L101 103L103 106H102V105L95 104ZM110 103H111V104H110ZM232 103H233V102H232ZM236 103H237V102H236ZM236 103H235V104H236ZM1 104H0V105H1ZM72 104H73V103H72ZM75 104L77 105V103H75ZM92 104H90V106H92ZM109 104H110L111 106H110ZM220 104H222V103H220ZM220 104H219V105H220ZM230 104H231V103H228L227 106H228V105L231 106ZM52 105H53V104H52ZM55 105H54V106H55ZM58 105H59V103H58ZM61 105H63V103H61ZM66 105H67V104H66ZM66 105H65V106H66ZM69 105H70V104H69ZM76 105H74V106H76ZM80 105H82V104H80ZM97 105H98V106H97ZM106 105H105V107H106ZM197 105H198V104H197ZM209 105H210V104H209ZM209 105H208V104L205 105V108H204L205 111H206L207 113L201 110V108L203 107L202 105H201L202 107H200V105H199V107H198V108L200 109V111H202L203 113H205L204 116H206V114H207V117H208L209 113L211 114L213 111H214V112H213L212 114H215V112H216L217 114H220V112L218 111V109H215L216 107H214V109H212V106H211V105L209 106ZM222 105H223V104H222ZM18 106H19V105H18ZM35 106H36V105H33V107L31 106L32 110H31L30 108H28V109H30V110L32 111V113H31L30 110H28L29 112L27 111V114H26L25 120L23 119L24 122H22V121H23V120H22V121H21V124L17 123V125H15V124H16V123H15V124H12V126H9V127H8L7 125H5V127L3 126L4 128L2 127V129H4V131H5V129H6V131H7V128H9L8 131H13V130L15 131V129L17 128L16 130H17L18 134H19V132H20V135H21V133H23V131L26 130V129L28 128V127H26V129H25L24 126H28V125L30 124V123L28 124V122H26V121L34 120V119H32V118L34 117V111L36 110V111H35V114H36V113L38 114V112H40V111L43 109V107H44V108L46 107V108L44 109V111H46V109L48 108L47 105H45V106H43V107L40 105V107H42V108H39V106H37V107H36V108L38 109V110H37V109H35ZM48 106H49V105H48ZM50 106H51V105H50ZM63 106H64V105H63ZM72 106H73V105H71V108H72ZM85 106H86V108H87V109H86L87 111L82 110L78 105H77L76 107H79V109H81L82 111H84V114H85L86 112H89V110H88L89 107H87L88 105H85ZM100 106H101V107H100ZM160 106H162V105H157L156 107H160ZM214 106H215V105H214ZM216 106H218V105H216ZM224 106L226 107V108H225V109H226L225 113H226V112H229V113H226V116H224V114L222 113V114H223L222 118L224 117V118L226 119L227 122H230V120L228 121L227 119H229L230 116H232L233 118H232V121H231L230 123L234 125V123H232V122H233V121L235 122L236 120H234V119H237V118H234V114H231V113H230V111H229V107H227L226 104H225ZM224 106H221V105H220L221 108L219 107V108H220L219 110H220V111H223V110H224ZM232 106L234 107V105H232ZM240 106H241V105H240ZM57 107H58V106H57ZM67 107H69V106L67 105ZM207 107H209V108L211 107V109H212L213 111H210V109H206ZM236 107H239V106L236 105ZM236 107H234V108L236 109ZM242 107H243V106H242ZM242 107L240 108L241 110H243ZM7 108H8V106L6 107V110H7ZM54 108H55V107H54ZM74 108H75V107H74ZM74 108L70 109V107H69L68 109H70V110L72 111ZM106 108H107V107H106ZM106 108H105V110L108 112V109H106ZM111 108H112V107H111ZM217 108H218V107H217ZM230 108H232V107H230ZM4 109H5V108H4ZM39 109H41V110L39 111ZM61 109H62V107H61ZM64 109H65V107H64ZM79 109H75L74 111L79 110ZM90 109H91V108H90ZM204 109H203V110H204ZM222 109H223V110H222ZM227 109H228V110H227ZM235 109H233V112H234ZM240 109H239V110H240ZM246 109H247V110H250V108H246ZM8 110H9V108H8ZM8 110H7V111H8ZM48 110H49V109H48ZM48 110H47V111H48ZM58 110H59V109H58ZM81 110H79V111H81ZM97 110H94V111L96 112ZM105 110H104V112H105ZM215 110H216V111H215ZM1 111H0V115L3 116V117L0 116V117H1L0 120H3L2 118L5 119V117H8L7 114L10 113V114H9V117H10L11 114H12V112H11L10 110H9L10 112L8 111V113H7V111L5 112V110H3L2 113H1ZM44 111H43V112H44ZM65 111H67V110L65 109ZM71 111H70V112H71ZM79 111H78V112L76 111V112H77L76 115L78 114V116H79V113H80V116H79V117L77 116V118H80V119H77V118H76V119H77L78 121L80 120V123H78V121H77V122H74V123H76L77 125H76V124H72V125L67 124V125H70V126H74V125H75L74 127H71V128H70V126H69V127H66V129H67V128H70V129H68L69 132H70V135H69V136H71V134H72L73 132H75V133L77 132V133H76V136H75V134L73 133V136H74V137L72 136L71 139H70L69 136H68L67 138H65V137L68 135V133H65V132H66V129H65V130H64L65 132L62 131V132L64 133V137H63V135H62L63 133H62L61 135L59 134V136H58L60 139H61V137H62L63 139H61L60 142L57 141V142L59 143V144L57 143V144H58V148H60V145H61L60 143H61V141L63 142V140L66 139V140H64L63 144H64V145L66 144V145H65V147H66L65 150L67 149L68 151H70L69 154L72 153V155H73V157H72L71 154H70L71 159H73V161H74V162L71 161V162H72L71 164H69V163H70L69 160H71V159H70V158L68 159L67 157H65V154H68V153H67V150H66V151L64 150V148H63L64 145H62V147L59 149V151L62 149V151H64V153H65V152H66V153L63 155V154H61V153H63V152H61V153H60L61 155H60L59 152H58V149H57V144H54L56 141H55V139L52 138V137H54V135L57 136L58 133H60L61 131L57 132V134H54L52 137H50L49 141L52 139V141H50V142H49V141H45V142H44V141L41 140L42 143H39L40 141H39V139H38V141H39V142L37 141V143H39L38 146H37L36 142L33 141V140L35 139V138H34V139L32 140L33 143L31 142V144H33L32 146L35 145V146H34L35 149H34V147H32V146H30V148H29L30 150H28V149L26 150V149H25L26 151H23V152L25 153V152L29 151V152H28V155H29V156L26 155L27 153L24 155L23 152H21V153L23 154V155L21 154V157L23 156V158H20V157H19L20 154H19V155H15V158H14V159H16V160H15V161H16V162H15V165H14V164H13V165H9V163H8V165H6V164H7V163H6L7 161H6V162L4 161V160H5V157H4L3 161H4L5 165L8 166V167H11V166H12V168H11V170H10V168L8 169V167H5L6 169L4 168V166H1L2 168L0 167V170L2 169L1 171H2V174H3V177L0 176V177H1V178H0V190L2 189L3 192L1 191L0 193H2V194H3V193H4V194L6 193L5 195H4V194H3V195L1 194L2 196H0V199H1V200H4V201H0V202L3 203V206H4V207H7V208H8V209H7V208H4V207L1 208V212H0V213H1V214H0V219H1V221H0V228H2V229H0V231H1V230H2V231H1V233H0V236L2 235V233H3V235H4V234L6 235L7 232H10V233L7 234L8 236L11 235V234H12V236H13L14 233L16 234V236H19L18 232L20 233V230H21V229H17V228H19V227L17 226V225H18L17 222H13V223H12V221L14 220V217H13L12 215H16V214H13V212H14V213H17V212H18V213H17L18 215L15 216L17 219H19L20 215H21L20 219L22 218V220H23V219L25 218L23 221H21V220L19 219V220L22 222L23 227H24V226L27 227V226L29 225V223L27 222L28 220H29V222H30L31 224L34 223V224H32V225H33V229L30 228V227H32L31 224H30L31 226H29V228L31 229V231H32V230H35V228H39L38 226L41 225V224L44 226L43 223H40V224H39V223L37 222V224H39V225L35 227L36 220H35V218L33 219V217H36V218H37L38 216H41V217H42L43 214L45 215V212H48L49 209L52 208V207H50V205L48 206V203L46 202V196H47V194L50 195L49 192H53V193H51L50 199H52L53 197H54L53 199H55V198L57 197L56 194H61V193H59V192H61V189H62L63 187H67V186H68V187L70 188V186H72L71 184H74V183H72V182H71V184L66 183V185H65V183H62V182H66V180H68V178H70L71 181L74 180V182H75V177L77 178L78 176L80 177V181L83 180V179H82V177H83L84 180H85L86 182H87V179H88V181H89V180L95 178L96 175L94 176V174H93V171H94L93 168H94L95 166H93V167H92V165L90 166V164H91L90 161H89L90 164H89V163H88V164L86 163V162H88V160H91V159L95 156L92 160L94 161L95 158H98L97 160H98V162L100 163V165L103 164V165H101V166L99 165V166L101 167L102 170H101L99 167H95V168H98L97 171H98V170H99V171L101 170V171H103V172L105 171L106 174L108 173V174H107V175H108L107 177H110V178H111V175H112L113 177H115L116 175H115V174L113 175V173H117V174H118V172L116 171V169H118L117 167H119L121 170L123 169V171H124V168H125V171H126V172L124 171V173H125V174L127 173V174L124 175V173H123V171H122V172L120 173V176H118V177H120L121 180H120L118 177H115V180H116V181H115L114 178H113V180H112L110 183H112L113 185H114V183H116V184L114 185V187L112 186V184H110V183L108 182V179H106V174H105V176L100 175V174H103V173H99V174H97V175H100V176H99L100 178H101V177H105L104 180H103V178H101V179L98 178L97 180H99V179H100V180H103V181H102L103 183H101V185H102L103 187H105V186H106V187L108 186V187L104 189L102 186H100L101 188L98 189V190L102 191V193H101L100 191L97 190L99 193H98V192H97L98 194L94 193V194H93L94 196L91 195V194H88V195L91 196V198H90V196H89V198H85L86 196L88 197V195H87V193H85L86 195L83 193L84 191L87 192L88 190L85 189L84 191H81V189H83V188H81V187H82V186L84 187V184H85L86 182L83 180V185H82V184H79V183H80L79 178L76 179V180L78 181V182L76 181L78 184L75 183V185H78V186H79V185H82L81 187L79 186L80 188L77 186L80 190H78V188L75 187V185H73V186L76 188L75 191H76V190L79 191V192H76V194H79L80 196L85 195V197L83 196V198H84V200L86 199V201L83 200L84 202H83V201H82V202H79V203L77 202V205L80 204V205H78V206H81V204H84L85 202H87L88 200L91 199V201H88V202L90 203V204L88 203L90 206H88V204L85 203L83 207H86V209L82 208V209H84V210H82L83 212H84V211L86 212V211H88L87 209H89L90 212H88V213L91 214V215L86 214L87 212H86V213H85V212L82 213V211L80 210L81 207H82V206H81L80 209H79L80 214L78 213V215H82V214H83V215H82V217H79L78 215H76L77 212H78V208H77L78 206H77V205H74V206H73V209L75 208V206H76V208H75V210L72 209V213L69 212V215H70V216H69V215L66 214V212H68V211H70V210L64 209L63 206H58V205H57L58 203H59V205H60V204H63V202L61 203L59 200H60L61 198H62L61 201H63V199L65 200V199H66V196H67L66 193H69V192H67L66 190H70V192H71V190H74V187H73V186H72V189L65 188V189H66V190H65L66 193H65V194L62 193V194H64L65 197H64V196L62 197V195H60L61 197H60V196L58 197V198H60V199L58 200V198H56V201H57V202H56V201H55V202H56V205H57L58 209L61 207V212H62V210L64 209L63 212L65 211L64 213H65V215H67V217H65V215H63V216L66 218V220L63 219V223H64V224H63V223H60V222H59V224H60V225H61V224L65 225V224L67 223V221H69V220L71 221V219H72V218H71V217H72L71 215L74 213V214H73V218L76 217L75 220H77V218H80V219L77 220L78 223H76L75 220H74L75 222L71 223V222L73 221V219H72V221L69 222L70 229H71V226H73V225H75V224H76V225H77V224H79V225L81 224L80 227H79V225H77V226L75 225L76 228H74V226L72 227L73 230L76 229V231H78L79 228H81L82 231H81V230L79 231V232H81V233H79V232H75V230H74V232L71 231V232H72V233H71V232H69V231H70V229H68L69 227H67V229H68V230H67L66 227H63V226L61 225L62 228L66 229V231L64 230L65 233H64V231H63V233H62L61 236L64 235V236L66 237V235H67V236L69 235V236H68L69 238L66 237V238H67V240H66L65 237H64V238L61 237V239H60V237H59L60 235H59V234H58L59 236H58V235H54L55 232H56L57 230L55 231V229H52V228L54 227L52 224H56V223H55V220H56V222H57V219H58V218H57V219H54V218L57 217V216H55V214L52 212V210H54V209L56 208V207L54 206V209H53V208L50 209L49 213H48L47 215H45V216H49V214H50L51 216H53V214H54V216H55V217L53 218L54 220H52V217H48V218H50V219H48V221H49V220H50L51 222L54 221V223H53V222H52V223H49L50 221L47 223V222H46L47 217L45 218V216H43V217H44V220H45V227H47V228H48V227H49V228L51 227L50 229L48 228V230H51V229H52V230H54V231H53L54 233H53L52 231L49 232V231L45 230L47 234H45V232H44V235H43V233H42L43 231L40 230L41 232L39 231V233L42 234V236H41V234H40V238H41V239H40V240H37V242H36V241H35L36 239L34 240V238H36V237H34V238L32 237V238H33L32 240H34L33 242H36V243L31 242L32 240L29 241V242H31L32 245L28 243V244H29V247H34V246H36V247H34V249H33V248H30V249H31V251H30V249H29V250L26 249V248L28 247V246L26 245L27 247L24 248L23 250H21L22 252L25 251V252H23V256H25L24 253H26L27 250H28V251H30L31 253H30V252H29V254L27 253L28 255H30V256H26L27 260H28V257L31 258V257H32L31 255H33V253H35V254L33 255V258L36 259V257H37L36 261H40L38 257H40L41 255L45 256V253H46V252H48L49 254H52V253H51V246H52L55 250L52 249V252L54 253V255H53V256L51 255V258H50V259H52V257H53L52 260H54V258H55L54 256L57 255V254H59V256H57V257L55 258L56 261L54 260L55 263H53V264H57V263H59V264H60V263H61V264H69V263H70V264H76L77 262H75V261H77V260L79 261V264H80V261H81V260H79V259H81V257H83V256L85 255V254H84V253H85V252H84L85 250H86V251H87V249H88V250H92V252H96V250H100V251H101V250H102V246H103V245L105 246V244H103L102 241H104V243H105V241H107L106 239H110V238H106L105 235H104V233L106 232L105 230L107 229L106 226H105V228H106L105 230H104V228H102V227H104V226H103V225H104V221H106L107 224H109L110 221H107V220H106L108 217L111 216V219L109 218V220H111V222H113V221H112L113 217H112L111 214H109V216H108L107 218L104 219V217H106L107 214L110 213V212L108 211V209L112 211L113 208H115L116 205H118V206H116L117 208H118V207H122V206H127V205H128V204H127L128 199H129V201L131 202V203H130V202L128 201V203L130 204L129 206L132 208V209H131L132 212H131L130 209H129L130 212H129L128 214H130L131 216H129V218H125V216H124V218H125L124 220H125V221H124V220H123L124 222L122 221V222H123L122 224L125 225V226L121 225V229L124 228V231H123L124 233L122 234L123 236L121 235V233H120V236H119V231L122 232L121 229L119 230V227H120L119 225H120V224L113 222L115 225L118 224V229H116V230H118V231H117V233H118V237L120 238V237L122 236L121 238H123L124 236L127 237L126 235L131 234V235H133V237H132L131 235H129V237L131 236L130 238L133 239V240H131V239L128 240V239H127V241H130V240H131L130 243H132V242L134 241V244H137V243L141 244L140 242H142V241H147V238H148L149 242H150V241H151V242H157V241H158V243H162V242L166 243V241H169V239L167 240V238H172V237L170 236V231H171V230H170V229H166L165 227H167V228L169 227L167 222H169L170 219H171V220H172V218L179 219V217L177 216V215H178V212H177L176 208H174V206H175L176 203H178L179 201L184 200L186 197H185L184 199H182V197H184V196H186V195H184V196H180V197H181V198H180L181 200H180V199H179V195H180L179 193H178L179 195H177V193H176V195H172V193H171V195H172V197H171V196H167V195H165V193H162V195H160L161 193H158V194H157V190L159 191V189H157V188L155 187L156 189L154 188L155 191H153L152 187H154V186H152L151 188H150V187L146 188L147 186H150V185L147 184V182H145V180L147 181V180H149V178H156V176H157L158 174L156 175V174L154 173V174H155L154 177H153V174H152V177H151L150 174H149V176H147V173H146V171H145V170H146V167L149 166V165L152 164V163H150L149 165H147V164H146V165H145V164L142 165V164H143L144 162L146 163V161H147V163H148V160H150V158H152V160H154V161H155V159L160 158V159H162L161 162H162V164H163V166H164V165L167 164V163H166V164H164V163L167 162L166 160H168L169 158H168V159H165V161H164L163 159L167 157V155L169 154V151H170V150H168V148H164L165 146H164L161 142H159V144H158V142H157V143L153 142V144H150V145H149V146H151V150L154 151V152L149 151V150H150L149 147H147V148H148V150H147V148L145 147V146H146V145H145L146 143H144V144L141 143V142H143V141H141V140L143 139V137L140 136L139 134H141V135L143 134V136H144V135L147 133L146 128L148 129V128L151 126V125L149 124V123L151 122V120H148V118H144V117H142V118L140 117L142 120L144 119L143 121H142L140 118L135 119V118H136L135 115L133 116L134 118H132V115L130 116V118H129V117L125 118V120L127 119L126 121H128V122H129V119L131 120V118L134 119V120H136V121H133V120H132V123H133V122H134V123L137 122L136 125L134 124V128L139 127V126H137V125H138L139 123H140L139 125H141V123L144 122L145 126H143L144 124L142 123L141 128H143V129L140 128V130H141L142 132H141V131H138V130L135 131V129H134L135 132H133V130H132L133 128H130L131 126L133 127V124L130 123V122H129V124H130L131 126H129V124H128V122H127V125L129 126L130 129L127 128V126H126V124H125L126 121H125V122H121V123H124V125H122V127L119 126L117 129H119L120 127H121V128H120L118 131H115V130H117V129H114V130H113V129L109 128L110 131L107 132V128H108V127H107V126L105 127V126H103V124H102V126H100V127H101L100 130H103V131H102V132H101L100 130H99V131L101 132L102 135H103V133H104L106 139L103 138V136L101 135L102 139H101V137H100L99 140H98V139L96 140V138L99 137L98 134H100V132L98 131V132H96V133H97V136H96V134H95L96 138H95V136H93V139H94V140L92 139V143H91V142H90V139H91V135L93 134V132H90L91 129H89L90 127L88 128L87 125L89 124V126L93 127V125H91V123L93 122V123L95 124L96 121H95L94 119H96V120L98 119V118H96V116L98 115V112H97V115H96V116H94L96 113L93 112V114L95 113V114L93 115V116H94V117H93V116H90V115L92 114V111H91V110H90L91 113H88V116H87V115L85 116V115L83 114L82 111H81V112H79ZM209 111H210V112H209ZM217 111H218V112H217ZM251 111H252V108H251ZM48 112H49V114H50V110H49ZM51 112H52V111H51ZM67 112H69V111H67ZM231 112H232V110H231ZM235 112H240V111H237V110H236ZM243 112H244V111H243ZM243 112H242V113H243ZM249 112H250V111H249ZM5 113H6V114H5ZM45 113H47V112H45ZM45 113H44V114H45ZM72 113H73V111H72ZM28 114H29V116H28ZM32 114H33V115H32ZM37 114H36V115H37ZM41 114H42V113H40L39 115H41ZM44 114H42V115H44ZM52 114H53V113H52ZM52 114H50L51 117H52ZM63 114H64V113H63ZM82 114H83V115H82ZM86 114H87V113H86ZM102 114H103V112L100 111V114H99V115H102ZM105 114H108V113H104V115H102L104 120H105V118L108 116V115L106 116ZM212 114H211V115H212ZM217 114H216L215 116L213 115V117L218 116ZM222 114H221V115H222ZM229 114H230V115H229ZM238 114L240 115L241 113H238ZM247 114H248V113H247ZM4 115H5V117H4ZM6 115H7V116H6ZM39 115H37V116H39ZM47 115H48V114H47ZM72 115H75V114L73 113ZM81 115H82V116H81ZM235 115H236V114H235ZM243 115H244V114H243ZM27 116L29 117V118H28L29 120L27 119ZM32 116H33V117H32ZM45 116H46V115H45ZM45 116H44V117H45ZM64 116H65V119H67L66 116H68V114H67V115L64 114ZM84 116H85V117H88V118H85ZM102 116H99L100 121H99V122H96L97 124H95V125L99 126V125H100L99 123L106 122V121H103V122L101 121V120H102V118H101ZM42 117H43V116H42ZM53 117H54V116H53ZM91 117H92L93 119H92ZM97 117H98V116H97ZM104 117H105V118H104ZM207 117H206V118H207ZM211 117H212V116H211ZM220 117H221V116H220ZM220 117H219V118L216 117V119L218 120L217 122L221 123L220 121H223V122L227 123L225 120H221L222 118H220ZM35 118H36V117H35ZM73 118L75 119V116H73ZM81 118H82V119H81ZM83 118H84V119H83ZM209 118H210V116H209ZM224 118H223V119H224ZM40 119H43V118H40ZM69 119L72 120V117L69 118ZM69 119H68V120H65L64 122H66V121H70ZM85 119H87V120H88V119H92V120H90V121L88 120L89 122H91V121H92V122H91V123H87L88 121L85 120ZM123 119H124V118H123ZM123 119H122V120H123ZM138 119H140V120H138ZM146 119H147V120H146ZM210 119H211V118H210ZM210 119H208V120H210ZM212 119H215V118H212ZM219 119H220V120H219ZM82 120H83V122H81ZM84 120H85V121H84ZM93 120H94V121H93ZM137 120L140 121V122H138ZM35 121H36V119L34 120V122H35ZM49 121H50V120H49ZM72 121H73V120H72ZM72 121H70V122L72 123ZM123 121H124V120H123ZM147 121H148V122H147ZM149 121H150V122H149ZM1 122H2V121H1ZM50 122H51V121H50ZM50 122H49V123H50ZM61 122H62V121H61ZM84 122H85V123H84ZM26 123H27L28 125H27ZM31 123H32V122H31ZM51 123H54V120H53ZM62 123H63V122H62ZM82 123H84V124H82ZM225 123H224V125H225ZM230 123H227V124L229 125ZM22 124H23V125H22ZM54 124H56V123H54ZM57 124H58V123H57ZM57 124H56V126H57ZM78 124H79V125L82 124V126H79ZM146 124H147V125H146ZM9 125H10V124H9ZM49 125H50V124H48V125H46V126H49ZM52 125H53V124H51V126H49V127H53ZM62 125H63V124H61V126H62ZM83 125H84V126H83ZM106 125H107V123H106ZM224 125H221V124L218 125V123H217V126L225 127ZM228 125H226V126H228ZM233 125H231V126H233ZM13 126H15V127H13ZM19 126H21V127H19ZM58 126H59V125H58ZM58 126H57V127H58ZM64 126H66V125H64ZM76 126H78L79 128H77ZM86 126H87V127H86ZM123 126H124V127H123ZM125 126H126V127H125ZM11 127H12V129H11ZM23 127H24V128H23ZM54 127H55V126H54ZM81 127H82V129H83L84 132H81V131H82V129H80ZM104 127H105V128H104ZM145 127H146V128H145ZM222 127H221V129H222ZM229 127H230V125H229ZM0 128H1V126H0ZM21 128L24 129V130H22ZM46 128H47V127H46ZM59 128H60V127H59ZM75 128H76V129H75ZM102 128H103V129H102ZM123 128H125L124 131H123ZM218 128H219V127H218ZM2 129L0 130V133L2 132ZM20 129H21V130H20ZM50 129H51V128H50ZM50 129H49V130H50ZM52 129H54V128H52ZM55 129H56V127H55ZM72 129H75L76 131H74V130L72 131ZM88 129H89L90 131H89ZM104 129H106V131H105ZM121 129H122V130H121ZM126 129H129V130H127V131H129V132H126V131H125ZM136 129H139V128H136ZM219 129H220V128H219ZM19 130H20V131H19ZM44 130H45V129H44ZM47 130H48V128L46 129V131H47ZM49 130H48V131H49ZM56 130H57V129H56ZM56 130H55V131H56ZM70 130H71V131H70ZM87 130H88V131H87ZM130 130H132V131H130ZM145 130H146V132H144ZM4 131H3V133H5ZM14 131H13L12 133H14ZM46 131H45V134H46ZM48 131H47V132H48ZM55 131L52 130V132H51V130H50V131H49V134L47 133L48 136H50V133H51V135L53 134V132L56 133ZM57 131H58V130H57ZM78 131L80 132V135H79V132H78ZM111 131H113V133H112ZM114 131H115V132H114ZM119 131H123V133H124V134L126 133V134L124 135V134H122V132H121V134H122V135H121ZM67 132H68V131H67ZM85 132H86V134H83V133H85ZM88 132L91 133L89 139H88V136H89V135H88V134H89ZM105 132H106V133H105ZM110 132H111V134H110ZM130 132H131V133H130ZM143 132H144V133H143ZM7 133L9 134V132H7ZM10 133H11V132H10ZM12 133H11L10 135H12ZM43 133H44V131H43ZM43 133H42V134H43ZM116 133H117V134H116ZM132 133H133V134H132ZM16 134H17V133H16ZM45 134L42 135V136L44 137ZM47 134H46V137H44V138H46V139L43 138L44 140H48L49 137L47 138ZM106 134H107V136H106ZM119 134H120V135H119ZM131 134H132V135H131ZM0 135H1L0 138L2 137V139H0V141H3L4 144H5V141H6V144L8 145L9 139L12 138V136L5 135L6 137L8 136L7 138H9V139L7 140V138H6V139H5V137L3 138L4 135H2V133H1ZM20 135H19V136H20ZM40 135H41V134H40ZM65 135H66V136H65ZM78 135H79V136H78ZM83 135H84V136H83ZM85 135H87V137H85ZM93 135H94V134H93ZM127 135H128V136H127ZM130 135H131V136H130ZM138 135H139V136H138ZM15 136H16V135H15ZM56 136H55L54 138H56ZM77 136H78L79 138H81L83 141H81L80 139H78ZM80 136H83L84 138H82V137H80ZM120 136H121L122 138H121ZM124 136H126V137H124ZM16 137H18V135H17ZM20 137H21V136H20ZM38 137H39V136H38ZM38 137H36V138H38ZM76 137H77V140H76ZM116 137H117V138H116ZM136 137H137V138H136ZM141 137H142V139H141ZM223 137H224V136H223ZM68 138H69V139H68ZM74 138H75V139H74ZM125 138L128 140V143H127V141H126ZM129 138H130V139H129ZM135 138H136V139H135ZM138 138H139V139H138ZM40 139H42V138H40ZM67 139L70 140V142H68ZM84 139H85V140H84ZM86 139H87V140H86ZM121 139H123V140L125 139L124 141H126V142H124V141L121 140ZM134 139H135V140H134ZM191 139L194 140V138H191ZM191 139L189 138V139L187 140V142L190 143ZM208 139H209V138H208ZM211 139H212V138H211ZM217 139H218V138H216V141H217ZM221 139H222V138H221ZM221 139H220V140H221ZM223 139L225 140L226 138H223ZM223 139H222V140H223ZM20 140H21V139H20ZM20 140H18V141H20ZM56 140H58V139L56 138ZM75 140H76V141H75ZM78 140H80L81 143H79L80 141H78ZM105 140H106V141H105ZM109 140H110V142H109ZM136 140H137V141L139 140L138 143L141 141L139 144L141 145V147H144V148H142V151H140L141 147L138 148V151L136 150L137 148H136V149L134 148V147H136V145L133 146L134 143L137 142ZM204 140L208 143L206 137L204 138ZM212 140L215 141L214 138H213ZM218 140H219V139H218ZM224 140H223V141H224ZM10 141H12V140L10 139ZM53 141H54V142H53ZM65 141H66L67 143H66ZM73 141H75V142H73ZM77 141H78V142H77ZM93 141H94V142L96 141V142H97V145H96V143H93ZM98 141H99V142H98ZM100 141H101L103 144H102ZM111 141H112V142H111ZM121 141H123V142L121 143ZM129 141H131V143H130ZM133 141H135V142L132 144ZM201 141H203V138H202ZM205 141H203V142H205ZM223 141H222V142H223ZM29 142H30V141H29ZM46 142H47V148H49V149H47V148H46V149H43V151H44L43 153H45V154H44L45 156H43V154H42V156H43V158L46 159V160H45V159L42 158L41 154L39 155V152L42 153V151H38V152H35V151H36V149H37V150L39 149V148H38L39 145L42 144V146H43V145H45ZM86 142H87V143H86ZM22 143H23V141H22ZM27 143H28V142H27ZM48 143H49V144H48ZM50 143H51V144H50ZM72 143H78V145H75V147H74V144H72ZM83 143H84V145L86 144V146H88V147H87V148L84 147V146H83ZM98 143H99V144H98ZM100 143H101V144H100ZM105 143H106V144H105ZM108 143H109V144H108ZM120 143H121V144H120ZM125 143H126V144H125ZM129 143H130V144H129ZM154 143H155L156 145H155ZM160 143H161L162 145H161ZM224 143H226V142L224 141ZM19 144H21V143H19ZM24 144H25V143H24ZM52 144H53V146H52ZM69 144H70V147H71V148L69 147ZM81 144H82V146H81ZM104 144H105V145H104ZM118 144H120V146H119ZM136 144H137V143H136ZM139 144H138V145H139ZM202 144L205 145L206 143H202ZM218 144H219V143H218ZM218 144H217V145H218ZM0 145H1V143H0ZM7 145H5V146H7ZM21 145H22V144H21ZM27 145H28V144H27ZM27 145H25L26 148H28ZM89 145H90V146H89ZM107 145H108V146L110 145V148H109ZM112 145H113V147H112ZM129 145H131V147L133 146V151H135V150H136V151L133 152V151H132V148L129 147ZM138 145H137V146H138ZM144 145H145V146H144ZM152 145H155V146H153L154 148L152 147ZM223 145H225V144H223ZM22 146H23V145H22ZM22 146H21V147H22ZM42 146H41V148H42ZM54 146H55V147H54ZM72 146L74 147V150H76L75 148H78V150H76V151L80 152L82 155H81L80 153H76V154H75L76 151L74 152ZM76 146H81V147H76ZM92 146H93V147H92ZM95 146H96V148H95ZM97 146H99V147H97ZM116 146H118L119 149L116 148ZM159 146L161 147V150H159V149H160ZM163 146H164V147H163ZM36 147H37V148H36ZM67 147H68V148H67ZM122 147H123V148H122ZM126 147H127V148H126ZM158 147H159V148H158ZM206 147H207V146H204V148H206ZM23 148H25V147H23ZM44 148H45V147H44ZM51 148H52V149H51ZM79 148H80L81 150H79ZM83 148H84L85 150H88L89 152H88V151H85ZM105 148H106V149H105ZM162 148H164V149L162 150ZM182 148H183V147H182ZM6 149H8V148H6ZM16 149H17V151H16V150L14 151V152H16V153L19 151V149L23 150L22 148H20V146H19V148H16ZM55 149H57V151H56ZM93 149H94V150H93ZM112 149H113V150H112ZM123 149H124V150H123ZM143 149H144V150L146 149L147 151H144ZM155 149H158V150H156L158 153L155 151ZM9 150H10V149H9ZM39 150H42V149H39ZM46 150H47L48 152H46ZM101 150H102V151H101ZM107 150H108V151H107ZM114 150H116V151L118 150V151H117V152H114ZM125 150H126V151H125ZM130 150H131V151H130ZM166 150H167V151H166ZM176 150H177V149H176ZM176 150H175V151H176ZM7 151H8V150H7ZM7 151H6V153H5L4 156H6ZM33 151H34V152H33ZM71 151H72V152H71ZM90 151H91V152H90ZM92 151H93V152H92ZM110 151H111V152H110ZM162 151H163L165 154H164ZM165 151H166V152H165ZM4 152H5V151H4ZM4 152H2V153H4ZM14 152H13V153H14ZM19 152H20V151H19ZM49 152H51V154H50ZM73 152H74V154H73ZM86 152H88V153H86ZM124 152H125V153H124ZM126 152H128V153H126ZM132 152H133V153H132ZM137 152H139V153H137ZM142 152H143V153H142ZM144 152H145V153H144ZM146 152H147V155H148V156H149L148 153L151 152L149 158H148L147 155H145ZM159 152H160V153H159ZM161 152H162L163 154H161ZM170 152H171V151H170ZM2 153H1V154H2ZM29 153H32V154H29ZM33 153H34V154H33ZM37 153H38L39 157H38ZM46 153H47V154H46ZM57 153H58V154H57ZM84 153H85V154H84ZM98 153H99V154H98ZM101 153H103V154H101ZM107 153H108L109 155H108ZM112 153H113V155H112ZM119 153H120V154H119ZM122 153H124V155H123ZM131 153H132V154H131ZM134 153H137V154L140 155L141 157H139L137 154H134ZM140 153H141L143 156H142ZM153 153H154L155 155H154ZM247 153H248V152H247ZM8 154H9V152H8ZM8 154H7L6 158H9L8 156H10V155H8ZM52 154H53V155H52ZM77 154H78V155H77ZM86 154H90V155H86ZM95 154H97L98 156L95 155ZM104 154H105V156H104ZM127 154H128V155H127ZM152 154L154 155L153 157H151ZM157 154H158V155H157ZM249 154H250V153H249ZM35 155H36V156H35ZM50 155H51V156H50ZM56 155H58V156L60 155V157L63 155V156H64V159L66 158V159H68V160H66V159H65V160L63 159V160H62L63 157H61V159H59V158H60V157H59V158L57 159V163L54 164L55 161H56V158H57ZM74 155H75V156H74ZM76 155L79 157V159H78V157H77ZM79 155H81V156H79ZM84 155H85L86 157H84ZM107 155H108V156H107ZM135 155H136L137 158H140V159H138V160H140L141 163H140V162H139V163L137 162L138 164L135 163V160L137 159L136 157H135V160H131V161H130L131 156H135ZM160 155H161L163 158H161ZM174 155H175V154H174ZM241 155H242V154H240V157H242ZM243 155H244V154H243ZM24 156H26V157H24ZM40 156H41V157H40ZM92 156H93V157H92ZM121 156H122V157H121ZM128 156H129V157H128ZM144 156H146V157L148 158V160H147V158H145L146 161H144ZM165 156H166V157H165ZM176 156H177V154H176ZM178 156H180V155H178ZM245 156H247V158L249 157L248 155H245ZM250 156H251V155H250ZM12 157H14L13 154H12ZM12 157H10V158H12ZM16 157H19V159L16 158ZM28 157H29V159H28ZM31 157H33V158H31ZM48 157H49V159H48ZM74 157H75V158H74ZM87 157H89V159H88ZM107 157H108V158H107ZM125 157H126V158H125ZM171 157L173 158V156H171ZM180 157H182V155H181ZM180 157H179V158H180ZM2 158H3V157H2ZM25 158H26V159H25ZM35 158H36V159L38 158V161H39V159H40V160L42 159V160L39 161V162H36V161H35V160H36ZM50 158H51L52 160H51ZM81 158H82V159H81ZM99 158L101 159V161L99 160ZM104 158H105V159H104ZM120 158H122V159H124V160H122V159L120 160ZM133 158H134V157H133ZM141 158H143L142 161H141ZM176 158H178V157H176ZM249 158H250V157H249ZM249 158H248V159H249ZM21 159H23L24 162H23ZM24 159H25V160H24ZM33 159H34V160H33ZM47 159H48V160H47ZM53 159H54V160H53ZM74 159H75V160H74ZM87 159H88V160H87ZM102 159H103V160H102ZM108 159H110V160H112V161H110V160H108ZM116 159H117V160H116ZM160 159H159V160H160ZM170 159H171V158H170ZM27 160H28V161H27ZM43 160H45V162L47 161L46 164L44 163ZM58 160H60V162H59ZM77 160H78V162H77ZM80 160H81V161L83 160V161H82V164H84V162H85L84 160H87V161L85 162V165L87 164L88 167H86V166L84 165V167L87 168V170L82 166L83 169L86 170V171H84V170L82 169V167L79 168L80 166H78V165H79L78 163H79ZM95 160H96V159H95ZM97 160H96V161H97ZM113 160H115V161L113 162ZM152 160H150V161H151V162H154V161H152ZM159 160H157L158 162L155 161V163L157 162V164H159V163H160ZM171 160L174 161L175 158H174V159H171ZM171 160H169V162H168L169 165L172 164V161H171ZM177 160H179V159H177ZM177 160H176V161H177ZM20 161H21V163H20ZM25 161H26L27 164L25 163ZM31 161H32V162H31ZM50 161H51V162H50ZM61 161H62V162H63V161H68V162L64 164V163H62ZM75 161H76V162H75ZM93 161H92V164L95 165L94 163H95L96 161H95L94 163H93ZM118 161H119V162H118ZM132 161H134L133 163H135L137 166L140 165V164H141L140 166H143V167L146 166L145 169H144V174L146 173V175H145L144 177L142 176V175H144V174H143V171H142V173L140 172V169H143V167H142V168H141V167H138V168H137L136 166L133 165V163H131ZM143 161H144V162H143ZM163 161H164V162H163ZM170 161H171V162H170ZM8 162H10V160H9ZM30 162H31V163H30ZM41 162H42V163H41ZM48 162H49V164H48ZM53 162H54V163H53ZM101 162H102V163H101ZM103 162H104V163H103ZM109 162H110V163H109ZM112 162H113V163H112ZM142 162H143V163H142ZM174 162H175V161H174ZM11 163H12V161L10 162V164H11ZM22 163H23L24 166L22 165ZM28 163H29V164H28ZM35 163H38L39 165H38V164L35 165ZM61 163L64 164V165H66V166H64V167H67V168L69 169V170L67 171V169L65 168L66 171H67L68 173L65 172V169H64V168L62 169L63 165L61 166ZM80 163H81V162H80ZM105 163H107V164H105ZM111 163H112V164H111ZM116 163H117L118 166L116 165ZM119 163H120V164H119ZM122 163H124V164H122ZM170 163H171V164H170ZM249 163H250V162H249ZM251 163H254V159H252V162H251ZM251 163H250V164H251ZM0 164H2V161L0 162ZM40 164H43V165L40 166ZM44 164H45V165H44ZM51 164H52V165H51ZM53 164H54V166H53ZM59 164H60V165H59ZM73 164H74V166L71 167ZM75 164H76V165H75ZM97 164H98V163H96V166H97ZM157 164H152V165L155 166V165H157ZM250 164H249V165H250ZM2 165H3V164H2ZM17 165H19V166H17ZM29 165H30V166L33 165V168H34V169H32ZM46 165H47V166H46ZM80 165H81V164H80ZM105 165H106V166H105ZM110 165H111V166H110ZM114 165H115V166H114ZM131 165H133V166L131 167ZM251 165H252V164H251ZM22 166H23V168H22ZM26 166H29V167H26ZM39 166L42 167L41 169H43V171H41V169L38 168ZM44 166L46 167V169L44 168ZM57 166H59V167H57ZM103 166H104V167H103ZM116 166H117V167H116ZM121 166H122V167H121ZM127 166H128V167H127ZM129 166H130V167H129ZM154 166H151V165H150V168H152V167H154ZM247 166H248V165H247ZM14 167H15V169H14ZM19 167H20V168H19ZM48 167L50 168V170H49ZM89 167H90L93 171H92ZM113 167H115V170H113V172L111 173L110 171L112 170ZM135 167H136V168H135ZM164 167H166V169H167L169 166L167 165V166H164ZM249 167H250V166H249ZM249 167H248V169H250ZM18 168H19L20 170H19ZM24 168H25V169H24ZM30 168H31V170H30ZM58 168H59L60 170H58ZM72 168H73V170H74V171H73L74 173L72 172ZM77 168H78L79 170H78ZM103 168H104V169H103ZM110 168H111V169H110ZM132 168H133V169H132ZM4 169H5V170H4ZM7 169H8L10 172H8ZM12 169L15 170L17 174H18L19 172H20L19 174H21V176L19 175L20 177H17V176H16V180L14 179L15 181H14L13 178H12V177H13V170H12ZM38 169L40 170V172H39ZM47 169H48V171H47ZM80 169H81V172H82V170H83L84 172H87V171H89V169H90V171H91V173H92L93 175H92L90 172H88V173H83V172H82L81 174H83V176H81V174H80ZM136 169H137V170H136ZM138 169H139V170H138ZM258 169H259V168H258ZM258 169H257L256 173L258 172ZM24 170H26V172H25ZM32 170H35V171H32ZM45 170H46V171H45ZM52 170H53V171H52ZM57 170H58V171H57ZM70 170H71V172L73 173L74 176H75V174L79 171V172L77 173L78 176H75L74 179L72 178V176L70 177V175H72V173L70 172ZM95 170H96V169H95ZM109 170H110V171H109ZM128 170H129L130 172H128ZM254 170H256V169H253V171H252V170H251V171L254 173ZM259 170H260V169H259ZM1 171H0V172H1ZM4 171L7 172V173H5V176H4ZM27 171H28V172H27ZM29 171H30V173H29ZM59 171H62V172H59ZM76 171H77V172H76ZM97 171H96V172H97ZM99 171H98V172H99ZM101 171H100V172H101ZM108 171H109V172H108ZM114 171H115V172H114ZM118 171L120 172V170H118ZM138 171H139V174H140V173L142 174V175L140 174V175H141V179H140V177H139L140 175L137 174ZM248 171H250V170H248ZM263 171H264V170H263ZM21 172H22L24 175H23ZM32 172H33V173L36 172L35 175L32 174ZM46 172H47V174H46ZM63 172H65L66 174L63 175ZM75 172H76V173H75ZM135 172H136V173H135ZM153 172H154V171H153ZM252 172H251L250 177L248 176L249 178H248V177H247V179H246V178H245V179L243 178L245 181H244V180H240V179H238L239 177H241V176H239L238 178H236V179L234 180V183L232 184V186H233V185H235V187L237 186L236 188H238V190H237L236 192H234L235 189H236V188L234 187L235 189L233 190V194L231 195L230 199H229V197L227 198V199L229 200V201L227 200L228 203H225V204H227V205H225L224 207H225V208H228V209H227V214H228V216H227V214H225L226 209H225L224 207H223L224 209L222 208V210H225V211H223V212H222L223 215H220V216H223V217H224L225 215L227 216V224H224V225H226V227H224V229H225V236H224V237L222 236L223 238L220 239V243H219L220 246H219V248H217L218 246L215 245L216 250L214 249L213 251H215V252H212L213 254L215 253V255H212V256H213V257H214V256L216 257L215 259H213V257H211L212 260H213V262H212V260H211V263H213V264H215V263H214L215 261H216V264H256V262H254V258H253V260H252V252H253L255 255H259V254H260L259 251H260L262 248H259L258 244L256 245V246H258V248H256V246H255L256 249L253 248L254 245L252 244V246H253V247H252V246H251V243L249 244V242L251 241V240L249 241V237H247L248 240H244V238H245L246 236H243V234H242L243 232L238 228V227H239L238 224H240L239 222H241V221H239V217L237 218V216L239 215V212H240L241 210H244V208H245L246 206H251V205H254V206H255L254 203L259 202V200L257 201L256 199H257V198H260V197L264 194V182H263V180H264V179H263L264 176L261 175L263 178H262V177L260 178V176L258 175V173H257V174L254 173L255 175H254V174L252 175ZM16 173H15V175H16ZM39 173H40V174H39ZM52 173H54V174H52ZM56 173H57V174H58V173H59V174L62 173V174L59 176V175H57ZM70 173H71V174H70ZM122 173H123V174H122ZM129 173H131L132 176H131V174L129 175ZM245 173L248 174L249 172H245ZM245 173H244V174H245ZM2 174L0 173V175H2ZM27 174H28V175H27ZM30 174H31V175H30ZM38 174H39V175H38ZM50 174H51V176H50ZM77 174H76V175H77ZM85 174L88 175V177L85 176ZM95 174H96V173H95ZM109 174H110V175H109ZM133 174H134V175H133ZM244 174H243V177H244ZM259 174H260V172H259ZM261 174H262V170H261ZM263 174H264V172H263ZM7 175H8L9 177H7ZM22 175H23V176H22ZM48 175H49L50 177H52L53 179H56V180L53 181L51 178H49ZM53 175H54V176H53ZM66 175H67V176H66ZM90 175H91V177H92V176H94V177H93V178H89ZM118 175H119V174H118ZM121 175H122V176H121ZM123 175H124V176H127V177L131 176V178L134 177L133 179L129 178V179L133 180V184L130 183V184H131V185H130V184H129L130 181H129L127 178H124ZM135 175H136V177H139V178H136ZM138 175H139V176H138ZM28 176H30V177H28ZM32 176H33V177H32ZM40 176H41V177H40ZM45 176H46V177H45ZM62 176H63V178H62ZM65 176H66V177H65ZM84 176L87 177V178H85ZM146 176H147V178H146ZM198 176H199V175H198ZM245 176H247V175L245 174ZM14 177H15V176H14ZM24 177H25V178H24ZM37 177H38V178L40 177L39 179L41 180V184H40V180H39V179H38V180L36 179ZM43 177H45L44 180H43ZM54 177H58V180H57V178H54ZM121 177H122V178H121ZM148 177H149V178H148ZM5 178H6L7 180H6ZM11 178H12L14 184H15V182H16L17 185H19L18 187H17V185L15 186V185L13 184ZM22 178H24V179H22ZM47 178L49 179V180H48L49 182H48L47 180H45V179H47ZM66 178H67V179H66ZM110 178H109V181H110ZM116 178L118 179V181L120 180V184L118 183V181H117ZM142 178H143V179H142ZM145 178H146V179H145ZM198 178H199V177H198ZM19 179L21 180L20 184H21L22 186H21L20 184H18V182H17V180H19ZM34 179H35V180H34ZM61 179H62V180H65V181H62ZM125 179L128 180L129 182H126ZM139 179H140L142 182H141ZM183 179H186V178H183ZM32 180H33V181H32ZM36 180H37V181H36ZM42 180H43V181H42ZM59 180L62 181V182H61V181H60V182H61V184L63 185V187H61L60 182H58ZM105 180H106V181H105ZM122 180H125V181H122ZM134 180H137V182L134 181ZM150 180H151V179H150ZM7 181H8V182H7ZM26 181H27L28 184L25 183ZM44 181H45V182H44ZM50 181H51V183H50ZM104 181H105V182H104ZM241 181H242V182L244 181V182L242 183ZM9 182H10V183H9ZM23 182H24V183H23ZM57 182H58V184H57ZM67 182H68V181H67ZM90 182H92V180H91ZM95 182H96V181H95ZM95 182H94V183H95ZM107 182L110 184V186H111L110 188H109V184H106ZM121 182H123L124 187H123V185H122ZM144 182H145V183H144ZM238 182H239V183H238ZM6 183H7V184H6ZM42 183H43V184H42ZM49 183L51 184V186H50ZM69 183H70V182H69ZM81 183H82V181H81ZM87 183H89V182H87ZM92 183H93V182H92ZM125 183H128L129 185H128V184H125ZM138 183H139V184H138ZM2 184H3L4 188H3ZM23 184H25V185H23ZM45 184L48 185L47 188H45V187H46ZM67 184H68V185H67ZM104 184H105V186H104ZM136 184H137V185H136ZM141 184H142V185H141ZM239 184H241V185L239 186ZM6 185H7V186H6ZM12 185H13V186H12ZM41 185H43V188H42ZM64 185H65V186H64ZM86 185H87V184H85V187H84V188H87V189H88L90 186H92V184H91V185L88 184V185H90L89 187H88V186L86 187ZM132 185H134L135 190H136V189H137V191L139 190L138 192H137V191H136V192L139 193L140 195L137 194V193H135V190H133L134 188H131V189H132V192H131V189H130L129 187H130V186L133 187ZM138 185H139V186H138ZM145 185H146V187L144 188ZM20 186H21V188H23L22 190H19V187H20ZM27 186H28V188H27ZM58 186L61 187V189H60ZM115 186H116V187H115ZM136 186H137V188H136ZM11 187H12V188H11ZM13 187H15V188H13ZM25 187H26V188H25ZM126 187H128V188H126ZM9 188H10V189H9ZM16 188H18V189L15 190ZM48 188H49L51 191H50ZM58 188H59V189H58ZM117 188H118V189H117ZM141 188H142L143 190H142ZM230 188H231V187H230ZM230 188H229V189H230ZM232 188H233V187H232ZM101 189H102V190H101ZM108 189H109V190L112 189L113 191L110 190V191H111V192H110ZM120 189H121L122 191H121ZM144 189H145V190H144ZM146 189H147L148 193L145 194V193H143V192H145ZM149 189H151L152 191L149 190ZM4 190H5V191H4ZM12 190H13V191H12ZM18 190H19L20 192H19ZM29 190H30V191H29ZM52 190H54V191H52ZM105 190H106V191H105ZM127 190H128V191H127ZM9 191H10V192H9ZM17 191H18L19 196H18V194H17ZM21 191H22V192L24 191L25 193H24V192L22 193ZM43 191L45 192V194L47 193L46 196H45L44 193H42ZM47 191H48V192H47ZM56 191H57V193H56ZM62 191H64V190H62ZM80 191L82 192V194H80V193H81ZM103 191H104V192H103ZM114 191H116V192H114ZM8 192H9V194H8ZM15 192H16L17 195L15 194V197H14L13 194H14ZM30 192H31V193H30ZM112 192H114V193H112ZM125 192H127V193H125ZM151 192H154V193L156 192L157 197L160 198V196H161V199H158V198L156 197V199H158L159 201H157V200H155V199L153 200V198H154L156 195H155L154 193H151ZM231 192H232V189H231ZM231 192H230V190L228 191V193H231ZM12 193H13V194H12ZM28 193H29V195L27 196ZM72 193H73V192H72ZM72 193H71V194H68V195H69V196L71 195V197H72ZM103 193H104V194H103ZM105 193H106V196H104ZM109 193H110V195H109ZM111 193H112V194H111ZM121 193H122V195H121ZM130 193L132 194V197L135 199V201H134L135 205H136V202L138 201V203H137L136 206L133 205L134 203H132L134 199L132 200L131 196H129ZM133 193H135V194H133ZM149 193H151L152 196H151V194H150V196H148ZM228 193H227V195L230 196V194H228ZM10 194H12V195H10ZM20 194H21V197H20ZM22 194H23V195H22ZM24 194H25V195H24ZM42 194H44V195H42ZM53 194H55V196H54ZM73 194H75V193H73ZM76 194L73 195V197H74V196H78V195H76ZM95 194H96L97 196H96ZM102 194H103V195H102ZM116 194H117V196H115ZM166 194H167V193H166ZM173 194H174V193H173ZM6 195L10 196V197L13 198V199H11V198H9V197L7 198ZM120 195H121V196H120ZM126 195H127L128 197H126ZM133 195H134V196L136 195V198H135ZM146 195L148 196L147 198H149V197L151 198V197H153V196L155 195L153 198H151V199H152L151 202L154 201L153 206L156 204L155 201L159 202V203H157L154 207H152V210H150L151 206H149V205H152V203L149 202L150 199L148 200V199L145 198L146 200H144V199L141 198V196L143 197V196H146ZM159 195H160V196H159ZM164 195H165V197H166V196H167V197L165 198ZM4 196H5V197H4ZM17 196H18V197H17ZM25 196H26V197H25ZM39 196H40V198H39ZM44 196H45V197H44ZM52 196H53V197H52ZM69 196H68V198L70 199ZM101 196H102V197H101ZM124 196H125L127 199L124 198ZM139 196H140V197H139ZM176 196H178V197H176ZM37 197H38L39 199H38ZM41 197H42V199H41ZM47 197H48V196H47ZM51 197H52V198H51ZM94 197H95V198H94ZM113 197H114V198H113ZM138 197H139V198H138ZM169 197H170V200L173 199V197H176L177 199L175 198L174 200L171 201V202L174 201V202H176V203H174V202L171 203L170 200H169ZM262 197H264V195H263ZM262 197H261V198H262ZM19 198H20V199H19ZM36 198H37V199H36ZM48 198H49V197H48ZM48 198H47V201H48V202H51V201L53 200V199H52V200L49 201ZM68 198H67L66 200H68ZM92 198H94L95 200L98 198V201H97V200H96V201H95V200L93 201ZM100 198H101V199H100ZM106 198H107V199H106ZM120 198H121V199H120ZM137 198H138L139 200H138ZM261 198H260V201H261ZM7 199H8V200H7ZM10 199H11V200H10ZM99 199H100V200H99ZM108 199H109L110 203H109ZM125 199H126V202L124 203ZM136 199H137V200H136ZM140 199H142V200L144 201V202H143V201L140 202V203H142L143 205H140V203H139ZM263 199H264V198H263ZM263 199H262V200H263ZM6 200H7V201H6ZM15 200H16V201H15ZM66 200H65V201H66ZM121 200L123 201V204H122V205H121V203H122ZM177 200H178V202H177ZM8 201H9V203H7ZM38 201H40V202L43 201V202H42V203H39ZM53 201H54V200H53ZM53 201H52L51 203L54 205L55 202H53ZM58 201H59V202H58ZM147 201H148L149 203H146ZM227 201H225V202H227ZM12 202H15V203L11 204ZM18 202H19V203H18ZM34 202H35L37 205H35ZM44 202H45V203H44ZM105 202H106V204H105V208H106V207L108 208V207H109V204H110V208H108V209L106 208V209H107L106 212H104V211H105V209H103L104 206H102L103 208L101 207V205H104ZM114 202H116V204H115ZM118 202H119V203H118ZM262 202H263V201H262ZM4 203H6V204H4ZM30 203H31V204H30ZM75 203H76V202H75ZM75 203H74V204H75ZM94 203H95V204H94ZM96 203H97V204H100V205H97ZM107 203H108V204H107ZM112 203H113V204H112ZM145 203H146V204H145ZM160 203H161V207H162V208L159 207ZM168 203H169V204H168ZM259 203H260V202H259ZM8 204H10V205H8ZM17 204H18V205H17ZM29 204H30V206H28ZM32 204H34V206H33ZM42 204H44V205H43L44 207L42 206ZM49 204H50V203H49ZM52 204H51V206H52ZM86 204H87V205H86ZM124 204H125V205H124ZM138 204H139L140 206H139ZM162 204H163V205H162ZM172 204H173V205L175 204V205L172 206ZM263 204H264V203H263ZM19 205H20V206H19ZM23 205H24L25 207H24ZM39 205L42 206V208H41ZM45 205H47V206L50 207V208L48 209L47 207H45ZM85 205H86V206H85ZM106 205H107V206H106ZM132 205H133V206H132ZM144 205H145V206H144ZM146 205H147V207H149V208H147ZM168 205H170L169 208H167ZM12 206H13V207H12ZM15 206H17V207H15ZM38 206H39V207H38ZM91 206H92V207H91ZM98 206H99V207H98ZM111 206H113V208H111ZM142 206H143V208H142ZM171 206H172V208H171ZM261 206H264V205H261ZM261 206H260V204H259V206H257V207L260 208ZM22 207L25 208V210H24V209H21ZM27 207H28V208L30 207L29 210H27V209H28ZM94 207H96V209H97L96 211H95V208H94ZM127 207H128V206H127ZM134 207H135V208H134ZM145 207H146V208H145ZM158 207H159V208H158ZM3 208H4L5 210H7V211L5 212V210H4ZM36 208H37V209H36ZM38 208H39V209L41 208V209L38 210ZM46 208H47V209H46ZM92 208H93V209H92ZM98 208H99V209H98ZM101 208H102L104 211H102ZM128 208H129V207H128ZM133 208L135 209V211H133V210H134ZM141 208H142V209H141ZM154 208H155V209H154ZM157 208H158L159 211L157 210ZM164 208H165V210H164ZM32 209H33V210H32ZM34 209H35V210H34ZM42 209H46V210H44V212H43ZM58 209H57V210H58ZM121 209H122V208H121ZM137 209L139 210L140 215H138L139 213H138V210H137ZM148 209H149V210H148ZM161 209H162L163 211H161ZM166 209H167V210H166ZM168 209H169V210H168ZM173 209L176 210L175 212H177V214H175V213L173 212ZM220 209H221V208H220ZM246 209H247V208H246ZM246 209H245V210H246ZM251 209H252V212L255 211V210L253 211V206H252ZM255 209H257V208H255ZM262 209H263V208H262ZM2 210H4V211H2ZM17 210H19V211H17ZM26 210L29 211L30 214L32 215V216H31V215L29 214V215L31 216V219H28V218H30V217H29L28 214H26V213H28ZM47 210H48V211H47ZM92 210H93V211H92ZM99 210H100L101 212H100ZM140 210L143 211L142 214H146V215H143V216H142ZM153 210H156L155 213L153 212ZM171 210H172V211H171ZM222 210H221V211H222ZM257 210H258V209H257ZM8 211H10V212L12 211V212H11V213L9 212V214H6V213H8ZM32 211H33V212H32ZM34 211H36V212H34ZM37 211H40L41 214H40L39 212H37ZM41 211H42V212H41ZM54 211H56V210H54ZM75 211H76V212H75ZM113 211H114V210H113ZM120 211H121V210H120ZM123 211H124V210H123ZM150 211H151V212H150ZM164 211H165V212H164ZM259 211H261V210H259ZM262 211H263V210H262ZM262 211H261V212H258V211H257V212L262 214ZM3 212H4V213H3ZM20 212H23V214H24V213L26 214V215L24 214V215H25L24 218H23V215H22ZM31 212H32V213H31ZM61 212H60V215H61ZM93 212H94V213H93ZM107 212H108V213H107ZM134 212H135V213H134ZM148 212H150L151 214L153 213V217H154V219H152L153 217L151 218L152 220H154L153 222H152V220L149 218V217H151V214L149 213V214H150L149 217L147 216V213H148ZM156 212H157V216H158V217H157L156 215L154 216V214H156ZM160 212H162L163 215L166 214L168 217H169L168 214H170V213H171V215H172V213H173V215H174V214H175V215H174V216L172 215V218H171V215H170V218L168 219V217H167L166 215H164V216H166V218H165L164 216H162V214H161ZM246 212H247V211H246ZM246 212H243V213L245 214ZM257 212H256V213H257ZM33 213H34L35 215H33ZM36 213H38V216H37ZM55 213H56V212H55ZM64 213H62V214H64ZM70 213H71V214H70ZM106 213H107V214H106ZM111 213H112V212H111ZM113 213H114V212H113ZM113 213H112V214H113ZM131 213H132L133 215H132ZM136 213H137V215H136V217H135V214H136ZM167 213H168V214H167ZM185 213H187V212H185ZM218 213H219V211H218ZM218 213H216V215H217ZM220 213H221V212H220ZM220 213H219V214H220ZM222 213H221V214H222ZM247 213H248V212H247ZM249 213L252 214V213H251V210H250ZM258 213H257V214H258ZM10 214H11V215H10ZM39 214H40V215H39ZM56 214H57V213H56ZM58 214H59V212H58ZM105 214H106V215H105ZM128 214H127V217H128ZM219 214H218V215H219ZM241 214H242V213H241ZM1 215H3V217H2ZM27 215H28V217H26ZM85 215H86V216L88 215V217H84ZM160 215H161L162 218H159ZM181 215H182V217L184 216V217L186 218V216H187L188 214H186V216H185V214H181ZM214 215H215V214H214ZM242 215H243V214H242ZM253 215H254V214H253ZM253 215H252V217H253ZM259 215H260V214H259ZM132 216H133V217H132ZM176 216H177V218H176ZM179 216H180V215H179ZM204 216H205V215H204ZM220 216H219V217H220ZM245 216H246V215H245ZM245 216H243V217H245ZM248 216H249V215H248ZM43 217H42V218H43ZM58 217H59V216H58ZM61 217H62V216H61ZM61 217L59 218L60 221H62V220H61ZM68 217H69L70 219H69ZM131 217H132V218H131ZM144 217H147V220H146V218H144ZM163 217H164V218L166 219V221H167V222H166L167 226L164 227L165 230H163V228H162L163 225H165V224H164V223H165V222H164L165 219L163 220L164 223L161 222V220L163 219ZM206 217H207V216H206ZM223 217H222V219H223ZM243 217H242V219H245V218H243ZM250 217H251V216H250ZM250 217H246V218L248 219L247 222L250 220V219H249ZM254 217H255V216H254ZM256 217H257V216H256ZM3 218H5V219H3ZM7 218H8V220H7ZM10 218H11V219H10ZM16 218H15V219H16ZM26 218H27V221H26ZM42 218L38 217V219H39V220L41 219V221H42ZM81 218H82V219H81ZM136 218H137V219H136ZM155 218H156V219H155ZM157 218H158V219H157ZM236 218H237L238 220H237ZM260 218H262V217H260ZM263 218H264V216H263ZM68 219H69V220H68ZM127 219H132L133 221H134V219H135V221H134V222L131 221V222H132V223H131L130 220H127ZM138 219L140 220V222H141V221H142V222L145 221V222H144L145 224H143L142 222H141V223H142L143 225L148 226V231H146L147 229H145V228H146L145 226H142L141 223H139V220H138ZM143 219H144V220H143ZM148 219L150 220V223L146 224V223L149 221ZM159 219H161V220H159ZM167 219H168V220H167ZM175 219H173V221H175ZM182 219H184V218H182ZM201 219H202V218H201ZM204 219H205V218H204ZM220 219H221V218H220ZM220 219H219V221H220ZM222 219H221V220H222ZM224 219L226 220V217H225ZM240 219H241V218H240ZM258 219H259V217H258ZM11 220H12V221H11ZM30 220H31L32 222H31ZM33 220H35V222H33ZM39 220H38V221H39ZM44 220H43V221H44ZM100 220H101V221H100ZM102 220H104V221L102 222ZM155 220H158L159 222H158V221H155ZM171 220H170V222H169V225H171L170 223L173 222V221H171ZM179 220L181 221V218H180ZM179 220H178V222H173L174 224H172V225H175L176 223L179 224V223H180ZM202 220H203V219H202ZM202 220H200V221H202ZM208 220H209V217H208ZM208 220H207V221H208ZM245 220H246V219H245ZM260 220H261V219H260ZM260 220H259V221H260ZM8 221H9L10 223H9ZM14 221H15V220H14ZM24 221H25V223H26V222H27V223L24 224ZM64 221H66V223H65ZM126 221H127V222H126ZM136 221H137V222H136ZM216 221H217V220H216ZM251 221H255V223H256L257 225L259 224V222L257 223L256 218H255V220H254V219H253V220L251 219ZM251 221H250V222H251ZM111 222H110V224H112ZM151 222L154 224V226H153L152 228H149V227H151V225H149V224H151ZM202 222H203V221H202ZM202 222H201V223H202ZM225 222H226V221H225ZM2 223H3V224H2ZM6 223H8V224H6ZM15 223H16L17 225H16ZM46 223H47V225H46ZM74 223H75V224H74ZM102 223H103V224H102ZM120 223H121V222H120ZM128 223H129V224H130V223H131V224L134 223V226H133V225H132L131 227L129 226V227H130V230H127V231H128V232H129V231L132 232V231H131L132 228L136 226L135 229H134L136 232L133 230L134 233H127V232H126V235H125V229H126V226H128ZM205 223H207V222H205ZM205 223H204V224L202 223V224L205 225ZM208 223H209V222H208ZM218 223H220V222H217L216 224L218 225ZM223 223H224V221H223ZM223 223H221V224H223ZM245 223H246V222H245ZM252 223H253V222H252ZM10 224H11V225H10ZM13 224H15V227H14ZM48 224H51V225H48ZM59 224H58V222H57L56 226H59ZM67 224H68V223H67ZM71 224H72V225H71ZM98 224H99V226H98ZM100 224H102V227H101ZM114 224H112V225H113V229L115 228V225H114ZM135 224H136V225H135ZM155 224H157V225H156L157 227L155 226ZM161 224H163V225L161 226ZM247 224H249V223H247ZM250 224H251V223H250ZM250 224H249V226H250ZM256 224H253L252 227H254V225H255V227H256V229H257ZM260 224H261V223H260ZM2 225H4V227H2ZM6 225L9 226V227L11 226L10 229L13 228V230H15V228H16L15 231H18V230H19V231H18L17 233H16L15 231L13 232V230H12V229L10 230L9 227H7ZM112 225H111V227H112ZM140 225H141L143 228H142ZM159 225H160V226H159ZM172 225H171L169 228H172V227L175 228V226H172ZM242 225H243V224H242ZM242 225H241V226H242ZM251 225H252V224H251ZM262 225H263V224H262ZM16 226H17V227H16ZM91 226H92V227H91ZM137 226H138V227H137ZM158 226H159V228H158ZM176 226H177V225H176ZM206 226H207V225H206ZM214 226H215V225H214ZM249 226H248V227H249ZM259 226H260V225H259ZM263 226H264V225H263ZM6 227H7L10 231H9ZM26 227H24V228H26ZM40 227H41V226H40ZM59 227H60V226H59ZM61 227H60V229H58V232H59V230H61V232H62V228H61ZM78 227H79V228H78ZM96 227H99L100 230L103 229V230L105 231V232L103 233L104 237L102 236L103 239L106 238L105 240H101V238H100V242H99V236H101L102 234H101L100 232H99V233H100L101 235L98 234L99 229L96 228ZM107 227L110 228L109 225H108ZM122 227H123V228H122ZM139 227H140V228H139ZM144 227H145V228H144ZM160 227H161V228H160ZM221 227H222V225H221ZM261 227H262V226H261ZM42 228H43V227H42ZM42 228H41V229H42ZM54 228H56V227H54ZM57 228H58V227H57ZM57 228H56V229H57ZM83 228H84V229L86 228L85 230H89V231H88L87 233H85L86 231L83 230ZM95 228H96L97 230H96ZM116 228H117V227H116ZM141 228H142V229H141ZM153 228H154V229H153ZM156 228H157V229H156ZM174 228H173V230H174ZM176 228H177V227H176ZM214 228H217V226L214 227ZM218 228H219V225H218ZM237 228L239 229V231H237ZM240 228H241V227H240ZM244 228H245V227H244ZM249 228H251V227H249ZM249 228H247V229H249ZM4 229H5V230H4ZM30 229H28V230H30ZM39 229H40V228H39ZM151 229H153V230H151ZM161 229H162V230H161ZM210 229H211V228H210ZM241 229H242V228H241ZM253 229H254V228H253ZM253 229L251 230L252 233H253ZM259 229H260V228H258V230H259ZM261 229H263V227H262ZM261 229H260V230H261ZM28 230H24V231H28ZM71 230H72V229H71ZM95 230H96V231H95ZM103 230H102V231H103ZM149 230L153 231L154 234H153V232H151V231L149 232ZM156 230H158V231H156ZM168 230H169V231H168ZM173 230L171 231L172 233H173ZM214 230H215V229H214ZM254 230H255V229H254ZM260 230H259V231H260ZM22 231H23V230H22ZM31 231H30L29 233H31L33 236H36V235L38 236V235H39L38 232H37V234H35V232L38 231V229L35 230V232H33V231L31 232ZM84 231H85V232H84ZM102 231H101V232H102ZM141 231H143V233H142ZM164 231H165V232H164ZM167 231H168V232H167ZM216 231H217V230H216ZM221 231H223V230H221ZM243 231H247V230H246V229H245V230L243 229ZM263 231H264V230H263ZM4 232H5V233H4ZM138 232H139V233H138ZM145 232L147 233L146 235H145ZM148 232H149L150 234H149ZM219 232H220V231H219ZM248 232H249L250 235L252 234V233L250 232V230H248ZM256 232H257V230L255 231V234H256ZM261 232H262V231H261ZM261 232H260V237L263 236V235L261 234ZM21 233H22V232H21ZM25 233H26V232H24V234H25ZM48 233H49V234H48ZM51 233L54 235V236L52 235V238H51ZM70 233H71L72 235H71ZM75 233H77V234L79 233V234H82V235H81V236H78V235L75 234ZM83 233H84V234H83ZM94 233H95V234H94ZM151 233H152V234H151ZM159 233H161V234H159ZM165 233H166V234L168 233L169 235H166ZM172 233H171V235H173ZM215 233H216V232H215ZM215 233H214V234H215ZM223 233H224V231H223ZM17 234H18V235H17ZM26 234H28V233H26ZM31 234H30V235H31ZM34 234H35V235H34ZM60 234H61V233H60ZM96 234L99 235V236L97 235L98 238H97V236H95ZM140 234H141V235H140ZM220 234L223 235L222 233H219V235H220ZM241 234H242V236H241ZM7 235H6V238H7ZM74 235H75V236H74ZM76 235H77V236H76ZM92 235H93L94 237H96V241H95L94 244L91 243L92 240H95V238H93ZM136 235H137V236H136ZM147 235H149L150 237L147 236ZM153 235H154L155 237H152ZM156 235H157V236H156ZM219 235H218V236H219ZM221 235H220V236H221ZM244 235H245V234H244ZM246 235L248 236V233H246ZM257 235H259V233H257ZM12 236H11V239H12V241H13V239H14L15 237L12 238ZM14 236H15V235H14ZM70 236H71V237L74 236L75 240H80V241L74 242V241H75L74 239H73V241H72V239L70 240ZM135 236H136V237H135ZM138 236H139V237H138ZM140 236H141V237H140ZM143 236H145V237H143ZM164 236H165V237H164ZM169 236H170V237H169ZM216 236H217V234H216ZM218 236H217V237H218ZM220 236H219L218 238H220ZM55 237H59V238L57 239V238H55ZM78 237H80V238H78ZM90 237H91L92 239H91ZM118 237H116V239H119ZM125 237H124V240L120 238L119 241H120L121 243L124 242V241L126 240ZM129 237H127V238H129ZM142 237H143V238H142ZM151 237H152L153 239H152ZM214 237H215V236H214ZM242 237H243V238H242ZM252 237H254V235H253ZM0 238H1V237H0ZM6 238L4 237L5 240H7V239L9 238V239H8L9 242L11 241L10 236H9L7 239H6ZM47 238H49V239H47ZM72 238H73V237H72ZM140 238H141V239H140ZM145 238H146V239H145ZM158 238H159V239H158ZM162 238H163V239H162ZM212 238H213V237H212ZM250 238H251V237H250ZM258 238H259V236H258ZM2 239H3V237H2ZM2 239H0V244L3 245V241H4V239H3L2 243H1V240H2ZM30 239H31V238H30ZM43 239H44L46 242H45V241L43 242ZM56 239H57V240H56ZM150 239H152V240H150ZM156 239H157V240H156ZM161 239H162V240H161ZM214 239H215V238H214ZM8 240H7V241H8ZM41 240H42V242H41ZM47 240H48V241H47ZM52 240H53V242H52ZM59 240H60V241H59ZM69 240L72 241V243H71ZM110 240L112 241V238H111ZM110 240H109V241H110ZM114 240H115V239H114ZM122 240H123V241H122ZM163 240H164V241H163ZM215 240H218V239L216 238ZM215 240H213L212 242H214ZM12 241H11L10 243H13V244H14L16 240H14V242H12ZM54 241H56V242H54ZM111 241H110V242H111ZM115 241H118V240H115ZM127 241H125V242H127ZM138 241H139V242H138ZM159 241H161V242H159ZM247 241H249V242H247ZM51 242H52V243H56V245H57V242H58V247H56L57 249L55 248V244H53L54 246H53L52 244H50ZM65 242H67V243H65ZM68 242H69L70 244H69ZM89 242H90V243H89ZM97 242H98L100 245L102 244V245L100 246L101 249L98 248V245H99V244H98L97 246L95 245ZM107 242H108V241H107ZM107 242H106V243H107ZM110 242H109V243H110ZM112 242H114V241H112ZM112 242H111L110 244H112ZM125 242H124V245H126ZM136 242H137V243H136ZM216 242H217V241H216ZM218 242H219V241H218ZM218 242H217V243H218ZM262 242L264 243V241H262ZM262 242H260V243H262ZM42 243H43V244H42ZM46 243H47V244H46ZM127 243L130 244L129 242H127ZM167 243H168V242H167ZM252 243H254V242H252ZM263 243H262V245H263ZM40 244H42V245H41L42 248L40 247ZM86 244H92L95 248H94V247L91 248L92 245H91V246H90V245H87V246H86ZM9 245H10V244H9ZM38 245H39V246H38ZM44 245L47 247V251H45L46 248H45ZM59 245H60V246H59ZM107 245H108V244H107ZM107 245H106L105 247H107ZM3 246L5 247V242H4V245H3ZM6 246H7V245H6ZM49 246H50V247H49ZM85 246H86V247H85ZM104 246H103V251H105V250H104V248H105ZM213 246H214V244H213ZM250 246H251V247H250ZM4 247H3V249H2V247H1L0 250H1V249H2V250H6V248L4 249ZM29 247H28V248H29ZM43 247H44L45 249H44ZM59 247H60V249H58ZM80 247H82V248H80ZM88 247H90L91 249L88 248ZM96 247H97V248H96ZM211 247H212V246H211ZM262 247H264V246H262ZM49 248H50V249H49ZM76 248L79 249V250H78L79 252L77 251ZM109 248H110V245H109ZM213 248H214V247H213ZM251 248H252V250H251ZM25 249H26V250H25ZM39 249H44V250H43V251L40 250L41 252L38 251L39 254L37 255L36 252H37V250H39ZM48 249H49V251H48ZM81 249H83V250L81 251ZM105 249H106V248H105ZM211 249H212V248H211ZM257 249H260V250H257ZM32 250H33V252H32ZM34 250H35V251H34ZM56 250H57V251L59 250V252L62 251V252H60V253H63L64 255H63V254L61 255V254L58 253ZM94 250H95V251H94ZM107 250H109L108 247H107ZM107 250H106V251H107ZM263 250H264V249H263ZM263 250H261V252H264ZM15 251H16V252H15V255H14L13 252H12V253H13V256L10 254V255H11V258H13V260H11L12 262L10 261L11 264L14 263L15 260H17L18 257H16V255H17L18 253H20L19 250H15ZM17 251H19V252H17ZM44 251H45V252H44ZM54 251H55V252H54ZM80 251H81V253L84 254V255L80 254ZM100 251H98V252H100ZM1 252L3 253V254L1 253V255H4V256L6 255L8 258L10 257V256H9V253H11V252H9L8 255H7L6 253L4 254L3 251H1ZM22 252H21L20 254H22ZM89 252H91V251H89ZM89 252L87 251V252H86V255H87V253H89ZM92 252H91V253H92ZM98 252H96V254H98ZM122 252H123V251H122ZM124 252H126V251L124 250ZM124 252H123V254H124ZM250 252H251V253H250ZM56 253H57V254H56ZM65 253H66V254H65ZM75 253H76V254H75ZM78 253H79V254H78ZM102 253H103V252H102ZM118 253H119V252H118ZM126 253H127V252H126ZM126 253H125V254H126ZM212 253H211V254H212ZM257 253H258V254H257ZM27 254H26V255H27ZM74 254H75V255H74ZM89 254H90V253H89ZM89 254H88V255H89ZM121 254H122L121 252H120V255L118 254V255L120 256V261H118V262H121L122 264H123V261H124V263H126V260H127V263H126V264H128V263L130 264V262H132L131 260H133V259L130 258V256H131V257H133V256H132L131 254L129 255V253H128L127 256H129V257H126V259L123 258L124 256L121 255ZM148 254H149V253H148ZM35 255H37V256H35ZM39 255H40V256H39ZM60 255H61V257H60ZM65 255H66V257L63 258V256H65ZM78 255H79V256L81 255V257L79 258ZM86 255H85V256H86ZM90 255H91V254H90ZM116 255H117V254H116ZM150 255H151V253H150ZM157 255H158V258H157V259H158L159 261L156 260ZM157 255H156V254L154 255V252H153V254H152L151 256H148V257H152V256H154V257H152V258H154V260H153L152 258H150V260H151V262H152V260H153V261H154L153 263L158 264L157 262H160L161 260H163V257H161V259H160V255H161V254L159 255V253H157ZM255 255H254V256H255ZM20 256H21V255H20ZM20 256H19V257H20ZM43 256H42V257H43ZM119 256H118V257H119ZM125 256H126V255H125ZM161 256H163V254H162ZM177 256H178V257H177ZM259 256H260V255H259ZM259 256H258V257H259ZM1 257H2V256H0V260H1V259H2V260L0 261V263H1V264H2V263L7 264V262H6V261H8L7 258H5V260H6V261H5V260L3 259V257H2V258H1ZM42 257H40V258H41L40 264H41V263H42V264H46V263H47V264H51V263L53 262V261L50 260L49 257H47V256H46L45 258L47 259L48 262H44L45 259L42 258ZM71 257H72V259H71ZM148 257H147V259H148ZM258 257L256 256L255 258H258ZM261 257H262V255H261ZM261 257H260V258H261ZM263 257H264V255H263ZM263 257H262V259L258 258L259 261H260V260H264ZM14 258H16V259H14ZM23 258H25V257H23ZM66 258H67V260H66ZM69 258H70V259H69ZM77 258H79V259H77ZM121 258H122V259H121ZM128 258H130L131 260L128 259ZM177 258H178V259L180 258L179 255H176V257H174L175 260H176ZM211 258H210V259H211ZM19 259H20V258H19ZM42 259H44V260L42 261ZM74 259H75V260H74ZM147 259H146V260H147ZM180 259L182 260V256H181ZM9 260H10V259H9ZM21 260H22V259H21ZM21 260H19V261H21ZM27 260L25 259L26 262H27ZM31 260H33V259L31 258V259L28 260V261L31 262ZM49 260L52 261V262L49 263ZM57 260H59V262H58ZM61 260H63V261H61ZM65 260H66V261H65ZM69 260H70V261H69ZM121 260H122V261H121ZM181 260H177V261H181ZM214 260H215V261H214ZM3 261H4V262H3ZM34 261H35V260H34ZM34 261H33L32 263H35ZM45 261H46V260H45ZM156 261H157V262H156ZM177 261H176V262H177ZM256 261H258V260L256 259ZM23 262H24V261H23ZM63 262H64V263H63ZM206 262H207V261H206ZM263 262H264V261H263ZM263 262H262V263L260 262V263H261V264H264ZM18 263H20V262H18ZM18 263H15V264H18ZM32 263H30V264H32ZM160 263H161V262H160ZM177 263H178V262H177ZM202 263H203V262H202ZM204 263H205V262H204ZM260 263H259V264H260ZM8 264H9V263H8ZM36 264H38V262H37ZM81 264H82V263H81ZM83 264H85V263L83 262ZM149 264H150V263H149ZM173 264H174V263H173ZM206 264H207V263H206ZM209 264H210V263H209Z\"/></svg>", "mask_w": 264, "mask_h": 264}]
</instances>
